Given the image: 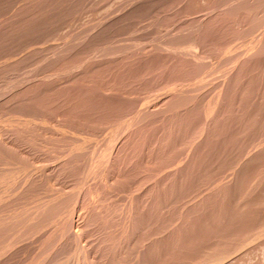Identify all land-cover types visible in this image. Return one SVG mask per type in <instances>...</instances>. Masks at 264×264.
<instances>
[{"label":"rangeland","instance_id":"rangeland-1","mask_svg":"<svg viewBox=\"0 0 264 264\" xmlns=\"http://www.w3.org/2000/svg\"><path fill=\"white\" fill-rule=\"evenodd\" d=\"M1 2H0V5L2 6V8L3 9H1L0 10V14H3L2 16L0 15V27H1V29H0V37L2 38H0V43H2V44H0V47H1V45L2 46H6L5 47V50L7 51V52H5V50H4V48L2 49V47L0 48V53H2V54H0V61L3 59V61L5 60L6 61V59L8 60V62L6 61H2V63H6V64H2V63H0V65L2 64L3 66H0V68H3V69H6V67H7V65H8V67H10L9 65L10 64H12L13 63V61H14V63L13 64H15V61H16V59L18 58V60H22V59H24V60H22V61H24V65H23V67H21L22 69H19L18 71H17V73H16V71H15V73L14 72H11V74L13 75V77H14V80H12L13 79V77H11L12 75L9 73L7 76L6 75H3V76H5V78L3 77V76H1V73L3 72H5L6 70H2V69H0L1 70V72H0V97H3V96H1V93H2V95H5L2 99H6V97L7 96H10V95H12V93H13V91L14 92H16V93H18L19 95H20V93H23V94H27L28 95V93H29V96L27 97V96H25V95H23V94H21L20 96H21V98H23L22 100H24L25 101V99L24 98H26V101H28V103L27 104H34L35 105V100L36 101H40V102H42L43 103V105H42V103H37L38 104V108L37 107H35V106H32V105H29V106H32V108H33V110L31 111V107L30 108H26L25 106L27 105H25L24 104V107L22 106L21 107V109H19L20 107L19 106H16V105H19V103L18 104H16V105H13L14 104V102H16L17 100H18V102H21V99H19L20 98V96H17L16 95V93H15V98H18V99H16L15 101H14V99H12V98H10V100H12L13 101V103H10V104H12V105H10L9 104V106H10V108L11 109H14L15 107H16V110H15V114L13 113H10V111H8V103H7V101H5V99H4V101H3V103H4V106H5V102H6V104H7V106L5 107V110H6V108H7V111L10 113H8L7 112V116H5V115H3V117H1L0 116V118H3V119H0V121H1V123H2V121H4V123H2V125H4L3 127H8V126H10V123H12L13 122V124L14 123H18V120L17 119H19V117H20V119L19 120H25L29 115H33L34 114V116L38 119V118H40V120H42V122H44L43 124H45L46 125V128H47V124H49V126H51V128H53V129H51L49 126V129L47 128V130H49V131H47V130H45L46 128L44 127V125L43 124H41V121H40V124H39V122H38V120L36 121V123H38V125L40 126H37L36 124H34L35 126H32V125H28V127H31L32 129H33V131H32V129H29V131H28V133L29 132H31L32 131V133H30V134H28V133H25V132H27V126H26V128H23V129H27L26 131H22L21 130V128H22V125H19V123L17 124H15V126L17 125V127H13V130H14V128H19L20 127V129H18V130H14L13 132H15V137L14 136H12L11 134H12V132H8V131H6V129H4L3 127H2V125H0V130L1 131H3L5 134H7V135H4L3 134V132H1L3 135H1L0 137H1V139L0 140H2V138L5 140L6 138L5 137H7V139L5 140V141H8V144H7V146L8 147H12V149H18V148H16L17 146L20 148V147H22V148H20V149H18L17 151H19V152H17V151H14V152H17V156L16 157H18V155H19V157L21 156V159L23 158V156H25L23 159H27L25 162H26V164H28V162H29V164L31 163V166L29 167V165H28V168H30L29 169V171L28 170H26V167H27V165H25L24 163H23V165H22V163H20L21 165H22V167H23V173H22V175H24V173H28V175L27 174H25V176H24V178H23V176L22 175H20V177L17 179V180H23V182L25 181L26 182V184L25 183H23L22 181V183H21V190H19L18 191V188H16V187H18V185L20 184V183H18V185H17V182H19V181H17L16 179H11L10 181H9V183H7L5 186H0V189H2V190H0V194L1 193H4L5 194V196H3V197H6L7 196V200H6V203L12 198V195H14L13 196V198L14 199H17L16 198V195H15V191H18V192H20L23 196H26L25 195V189H29L30 191H31V189L30 188H28V186L27 185H29L28 183L30 182L31 183V177H32V180L34 181V183H33V186L35 185V187H31V188H37V189H35V191H34V189H32L34 192H36L38 189V191H40V193L44 196L45 194H48L49 193V195L51 194V196H49L50 197V199L48 200H46V197L45 198H42L44 201L46 200V202L48 203V202H51L50 200H51V198H52V196H54V199H57V197H60V198H64L63 199V201H65V204L67 205V204H69V205H67L68 207H71V208H69V209H65V211H66V213H65V211L63 210V215H61L60 217H58V218H56V221H55V218H54V220H53V222L52 221H50V223L48 224V222H47V225H43V227L42 228H38L37 230H31L30 231V236L31 237H29V238H27V236L29 235V233L28 232H26L25 233V235L23 236V242H22V239L19 241V243L16 245V246H14L13 247V249L11 248L10 250H9V252H8V254H6V256L7 255H9L13 250H15L17 247L19 248V246L20 247H22V245H19V244H23L24 246H27V245H32V246H34V247H36V252H37V250H38V253H41V252H39L40 251V249L42 250V248H47L46 246L48 245L46 242L48 241L49 243H50V241L52 242L53 240H50V238L52 239V237H53V239L55 238V236H56V234H58L59 232H61L62 233V231H63V226H64V222L66 223V222H68L70 219H71V221H69V222H71L72 224H71V226H73L72 227V231L70 230V231H68L67 233H65V235L63 234V236H61L62 234H59L61 237H63L62 238V241L64 240V236H68L69 234H71L70 232H72L73 234H74V232H75V234H76V231L77 232H79L80 233V230H81V233L80 234H82L81 235V238H80V243H81V245H83L84 244V247L86 248V250H89V251H87V253L88 252H91V253H89V257L90 258H92V259H94V260H100L101 261V263H103L104 261H105V259H107V261H110V259L108 260V258H110L111 256H113L112 258L114 259V256H115V258H117V260L120 258V256H126V255H121L122 253H123V251H128V253H129V251H133V249H134V247L135 246H141V250H139L138 248H135V249H138V253H140V255L137 253V251L135 250V252H136V256L138 255V257H136V256H133V257H136V258H139L138 260H136L135 258H134V260L136 261V263H137V261L138 262H141V261H143V262H145V263H147V264H159L161 261V263L160 264H173V262H174V259H175V261H176V259H177V261L176 262H174V264L176 263H181L182 264V261H183V259L184 260H186V262L188 263L192 258L194 259V258H196L197 256L195 255V254H197V255H203V253L207 250L206 248L208 247V245H209V247L211 246V245H215V243L214 242H218V244H216L215 246V248L218 250L219 249V251H222V250H224V249H221L222 247L224 248V246L226 247V250H227V248H230V246L232 247V246H234L236 243H234V242H237V241H239V239H240V241H242L243 239H244V237H246V234H248V233H251V232H249V230H253V228H257L258 229V227H257V225H263V219H264V136L262 137V136H260L261 134L260 133H262L263 132V134H264V96H262V94L264 95V68H262V67H264V55L262 56H260V58H259V56H257V59H255L256 57V55H257V53H258V55H259V52H261L262 54H263V52H264V50H262L263 49V47H262V44H261V46L259 45V43H258V45L262 48H260L261 49V51H260V49L258 48L259 46L256 44L257 42H260L264 37H263V35H264V27L261 29L262 31H260V29L259 28H261L260 26H258V28H256L255 27V29H254V32L252 31L251 32V34H252V36H251V34L249 33H245L244 35H242L241 33H239L240 31L242 32L243 30H245V29H247V27H246V25H248V23H250L249 21H250V16L248 15V17H246V21H244V20H242L243 19V17H241V16H243L244 15V13H243V11H242V13H243V15H241L240 14V12L241 11H239V13H238V15L239 16H236L237 15V12L236 13H231V14H236L234 17H236V18H234L230 13L228 14V13H226L225 15H229V18H228V20L226 19L227 18V16L225 17V15H222V17H221V14H222V11H223V14H224V12H227V11H225L226 9H228V4H226V5H224L225 3H227V1L225 2V1H223V0H164L163 2H162V0H159L160 2H158L159 3V5H156L155 3H157L156 1H158V0H155V3H154V1L153 2H150V3H152L151 5H149V3H147L145 6L146 7H148V8H146L144 5L141 7V8H139V9H136L137 11V13H138V16H137V14H135V12H134V10H132V6H133V1L134 2H137V0H133V1H131L130 0V3H132V5L130 6V4H129V2H128V0H114V1H112V0H109V1H107V2H105V3H108L109 2V4L112 6H110L109 4H104L103 3V1H105V0H103L102 2H101V0H97V1H95V0H89V4H85L84 3V6L85 7H83V2H81V1H83V0H81V1H78V2H80V4H77L78 2L76 1V0H68V2H70L71 4H72V7H71V4L70 3H67V2H65L64 0L63 1H61V0H49L50 2H54V4L56 3V5L57 6H55L53 3V5L51 4V3H49L48 4V0H38V2H36L35 0H27V1H20L19 0V2H18V0H9L11 3L10 4H8L9 3V1L7 0H0ZM3 1L5 2L4 4H6V6L5 7H3L4 6V4H3ZM17 1V3H15ZM33 1H35L36 2V5H34V4H32V3H35V2H33ZM75 1H76V3H75ZM95 1V2H94ZM117 1H120V2H118V3H116ZM123 1H125V2H123ZM140 1H145V0H140ZM147 1V0H146ZM207 1H209V2H207ZM217 1H219V2H217ZM220 1H222L224 4L222 5V7H220L221 6V4H222V2H221V4H220ZM229 1V0H228ZM234 0H231V3L233 2ZM243 1V0H242ZM14 2V3H13ZM25 4V6H27V8L24 6V4ZM31 2V3H30ZM44 4H43V3ZM86 2H87V0H86ZM93 2H94V4H93ZM97 2H99L100 4H98ZM128 2V3H127ZM164 2H167V3H164ZM180 2V3H179ZM236 2V4H237V2L238 1H235ZM239 2H241L240 0H239ZM18 3H19V5H18ZM27 3H28V5H29V3H30V7L32 6V8L30 9L29 7H28V5H27ZM38 3H40V5L38 4ZM42 3V4H41ZM45 3H46V5L48 4V6L47 7H52L53 8V10H52V8H46V6H44L45 5ZM59 3V4H58ZM65 5H64V4ZM76 5H75V4ZM102 3H103V5H102ZM114 5H113V4ZM121 3H122V5H121ZM124 3H127V5L126 4H124ZM139 3V2H138ZM160 3H161V5H160ZM229 3V2H228ZM14 4V7H11L12 5ZM32 4V5H31ZM38 4V5H37ZM60 4H62V5H64L65 7H67L66 8V12L64 11V6H62V5H60ZM70 4V5H69ZM97 4H98V6H97ZM125 6H127L126 8H127V10H126V8L125 9H122V6H123V8H124V5ZM128 4H129V6H128ZM134 4H136V3H134ZM162 4H164V5H162ZM178 4V5H177ZM211 4L213 5V6H211ZM216 4V5H215ZM220 4V5H219ZM230 4V3H229ZM232 4H234L235 5V3H232ZM231 4V5H232ZM23 7H22V6ZM41 5H43V6H41ZM73 5H75L74 7H73ZM79 7H78V6ZM106 5H108V7L106 8L105 6ZM117 5H120L119 6V10H118V8H117ZM152 5L154 6V7H152ZM169 5V6H168ZM193 5V6H192ZM219 5V6H218ZM0 6V7H1ZM8 6V7H7ZM37 6V7H36ZM40 6V7H39ZM61 6V7H60ZM77 6V7H76ZM86 6H87V10H85L84 11V9H86ZM89 6V7H88ZM93 6H96L97 8H99V9H97L96 7H93ZM103 6V7H102ZM159 8H158V7ZM172 6V7H171ZM17 7L19 8V7H22L23 9H24V7H25V9H27L26 11H25V9L23 10V9H21L20 8V10H21V15H22V17H21V15H20V11L17 9ZM42 7V10L40 9V10H37V9H39V8H41ZM44 7V8H43ZM61 9V10H63L62 12L64 13V14H66V13H68V12H70L72 15L74 14V16H72L71 14H70V16H65L62 12H61V10L59 9V8ZM63 7V8H62ZM90 7H93L92 8V11L93 10H95L94 8H96V12L95 11H93V12H95V13H91V15H90V12H92V11H90L89 9H90ZM129 7V8H128ZM151 7V8H150ZM156 7V8H155ZM163 7V8H162ZM213 7H215V8H213ZM216 7H217V10H216ZM223 7H224V9H223ZM14 8H16L15 9V11L13 10ZM34 8V9H33ZM58 11V9H59V11L58 12H60V13H58L59 15H57V13H56V18H58L57 16H59V18H63V17H67L69 20H67V19H65V18H63L62 20L64 21V23H61L60 22V26L58 25V20H59V18L57 19V21H55V17H54V15L51 17L49 14H48V16H50V18H53L54 17V19L52 20L53 21V23H54V21H55V25L57 24L58 25V27H57V29L59 30H62V31H58L57 29H56V26H54V24L53 23H51L52 21H51V19H50V24L48 23V25H47V20H48V16H47V11L49 12V13H51V12H53L55 9ZM82 8H83V10H82ZM89 8V9H88ZM121 8V9H120ZM143 8V9H142ZM145 8H146V10H145ZM207 8V9H206ZM210 8L213 10H211L210 11ZM226 8V9H225ZM5 9V10H4ZM46 11H45V10ZM80 11H79V10ZM113 9H117L116 11L115 10H113ZM147 9H149V11L147 10ZM154 9V10H153ZM156 9V10H155ZM203 9V10H202ZM220 9H223V10H221V12L220 11H218V10H220ZM9 10V12H7ZM29 10V11H28ZM32 10V11H31ZM36 10V11H35ZM55 10V11H56ZM67 10H68V12H67ZM99 10H100V13H98L99 12ZM106 10V11H105ZM109 10V11H108ZM129 10V12H130V10H131V13H129V12H127ZM141 12H140V11ZM162 10H164V11H162ZM194 10V11H193ZM196 10V11H195ZM214 10H216V11H214ZM5 11V12H4ZM16 11L18 12L19 11V14L18 13H16ZM25 11V12H24ZM33 12V14L31 13V12ZM37 11H39V12H37ZM43 11V12H42ZM55 11H54V13H55ZM56 11V12H57ZM84 11V12H83ZM86 11L88 12V13H86ZM90 11V12H89ZM102 11V12H101ZM108 11V12H107ZM115 11V12H114ZM121 11V12H120ZM123 11H125V13L123 12ZM145 11V12H144ZM151 11V12H150ZM199 11V12H198ZM207 11V12H206ZM12 12V13H11ZM15 12V13H14ZM23 12H24V14H23ZM32 14H30V13ZM44 13V14H42V13ZM80 12H81V14H80ZM82 12H83V15H82ZM110 12H111V14H110ZM117 12H119V14L117 13ZM142 12H144V13H142ZM150 12V13H149ZM154 12V13H153ZM157 12V14L156 15H153V14H155ZM177 12V13H176ZM217 12H219V13H217ZM5 13H7V14H5ZM10 13V14H9ZM54 13H51V14H54ZM63 14L61 17H60V14ZM78 13V14H77ZM112 13H113V18H117L118 16H121V15H124V14H130V16L129 15H127V20L125 19L126 17H124L123 19L125 20H123V21H121V20H119V21H121V23H123L124 22V24H122V26H120V22L118 21V23H120L119 24V29H118V25L117 26H114L115 24H113V26L114 27H110V30H108L107 32H109V31H111V33H110V35L106 32L104 35H102L100 38L102 39V37L104 36V38H103V41H101V39L99 40V38L98 37H96V39L95 40H99V41H101V47H100V50H98L97 48V52H99V51H101L102 49H104V47L102 48V44H104L103 46H105V47H109V49H110V47H111V49L110 50H112V51H114L113 50V47H114V49H116V52L118 51V49H120L119 48V46L121 47L122 45H123V47L122 48H124L125 46V50L123 49V51L121 52V50L120 51H118L117 52V54H116V52H112V51H107L106 52V54H108L106 57H105V55L103 56V55H101L100 53H96V54H98L99 56H97L96 54H93V53H95L94 51H93V53H91L90 55H91V57H93V59L91 58V57H89L88 55H87V57H89V59L88 60H86V55H84V58L85 59H81V58H83V55L82 54H85V53H82V52H80V50H79V52H78V50H77V48L79 49V48H81L82 50H83V47H86L85 46V43L87 42V40L89 39V38H87V36L88 37H90L93 33L95 34V29L97 30V28H98V26H95V28H94V31H93V33H92V30H90V27L88 28L89 29V31L92 33H90L89 31V34L87 33V30H85L86 28L85 27H87L89 24H92V22L95 24V19H96V22H97V24L96 25H99L98 24V22H100V26L99 27H101V21L102 20H104V18L105 17H107L108 16V19L107 20H105V21H111V20H113V19H110L112 16ZM143 15H142V14ZM147 13V14H146ZM164 15H163V14ZM190 13V14H189ZM207 13V14H206ZM221 13V14H220ZM5 14V15H4ZM10 16H12V14H15V16H14V18H12V17H10ZM16 14H17V16H16ZM26 14V15H25ZM36 14H38L39 16L38 17H36L37 15ZM75 14H77L76 16H75ZM90 16H89V15ZM97 14V15H96ZM101 14V16H99V15ZM103 14V15H102ZM110 14V15H109ZM118 14V15H117ZM121 14V15H120ZM140 14H141V17H140ZM169 14V15H168ZM6 15H8L9 17H8V19H10V20H8L7 22H6V18H7V16ZM25 15V17L26 18H23V16ZM33 17L34 16V21L33 20H31L30 18H31V16ZM43 15L45 16L46 15V21L43 19ZM66 15H69V13L68 14H66ZM97 17H96V16ZM146 15V16H145ZM175 15L177 16V17H175ZM189 15V16H188ZM194 15H196V16H194ZM206 15V16H205ZM208 15V16H207ZM212 15V16H211ZM246 15V14H245ZM245 15H244V18H245ZM84 17V19L82 18V17ZM90 18H89V17ZM103 16H105V17H103ZM109 16H111V17H109ZM152 16H154V17H152ZM162 16V17H161ZM202 16V17H201ZM218 16V17H217ZM247 16V15H246ZM6 17V18H5ZM29 17V19H27ZM40 17H41V19H40ZM122 17V16H121ZM130 17H133V18H130ZM136 17V18H135ZM158 17V18H157ZM174 17H175V19H174ZM196 17V18H195ZM221 17V18H220ZM223 17H225V18H223ZM237 17H238V19L239 20H237ZM17 18H19V19H17ZM22 18V19H21ZM38 18V19H37ZM74 18V19H73ZM91 18H93L94 19V21H93V19H91ZM103 18V19H102ZM141 18V19H140ZM144 18H145V20H144ZM157 18V19H156ZM170 18V19H169ZM182 18V19H181ZM185 18V19H184ZM210 18V19H209ZM212 18V19H211ZM220 18V19H219ZM226 19L227 20V24L226 23H224V25H223V22H224V20L222 21L221 19ZM2 19V20H1ZM14 19V20H13ZM16 19V20H15ZM22 20V22H24V24L26 25V26H23V25H21V23H20V25L21 26H19V22ZM29 22V24H28V22H27V24L25 23L26 22V20ZM35 19H36V21H35ZM88 19V20H87ZM99 19H101L100 21H98ZM122 19V18H121ZM132 19L133 20H135V21H132ZM144 21H143V20ZM166 19L167 20H169V21H166ZM181 19V20H180ZM191 19V20H190ZM199 19V20H198ZM215 20V22L217 23V24H219V25H217L215 22H214V20ZM234 19V20H233ZM243 22H245V23H243V25H242V21ZM4 20H5V22H4ZM17 20H20V21H17ZM24 20V21H23ZM30 20H31V22H30ZM40 22H39V21ZM61 20V21H62ZM66 20V21H65ZM86 20V21H85ZM90 20V21H89ZM91 20H92V22H91ZM129 20V21H128ZM131 20V21H130ZM136 20H137V22H136ZM140 20L142 21V22H140ZM177 22H176V21ZM187 20H189V21H187ZM221 20V21H220ZM226 20H225V22H226ZM230 20V21H229ZM43 21H44V23L46 22V29L44 28L45 26L42 24V26H41V24L40 23H43ZM60 21V20H59ZM71 21L72 22H74L73 24H71ZM78 21H80V23H78ZM88 22V24L87 23H85V22ZM127 21V22H126ZM164 21V22H163ZM172 21V22H171ZM174 21V22H173ZM187 21V22H186ZM192 21H194V22H196L195 24H194V22H192ZM200 21V22H199ZM218 21V22H217ZM219 21H220V23H219ZM231 21H233L232 23H231ZM234 21H238V23H239V21H240V24H238V26L236 25L237 23H235ZM263 21V23L262 24H264V20H262ZM1 22H3V23H1ZM10 22H11V24H12V26H13V24L15 23V22H18V23H16V24H18V25H16V24H14V26L12 27L11 26V24H10ZM12 22H14V23H12ZM35 22V23H34ZM38 22V23H37ZM49 22V21H48ZM57 22V23H56ZM108 22H103L104 24H106V23H108ZM129 22H132L131 23V25H133V26H131L130 24H129ZM154 22V23H153ZM158 23V26H157V23ZM168 22V23H167ZM170 22V23H169ZM203 22V23H202ZM204 22H205V25L206 26H208V24L209 25H212V27L211 26H209L208 28H209V30L207 31V30H205V28H203L202 29V27H204ZM206 22H209V23H206ZM211 22H212V24H211ZM4 23H5V25H4ZM33 23H34V25H33ZM37 23V27L35 26V24ZM102 23V26L104 25ZM115 23H117V22H115ZM128 23V25H126ZM154 24V25H152V24ZM162 23V24H161ZM198 23V24H197ZM214 23V24H213ZM222 23V24H221ZM229 23H230V25H229ZM7 24V25H6ZM10 24V25H9ZM38 24H40V26L38 25ZM62 24V25H61ZM63 24H64V26L66 25H69V26H67V28H66V26L64 27L63 26ZM75 24V25H74ZM76 24L78 25V26H76ZM81 24H82V26H81ZM83 24H85V25H83ZM93 24V25H94ZM146 26H145V25ZM156 24V25H155ZM161 24V25H160ZM179 24H180V27H179ZM185 24V25H184ZM193 24H194V26H193ZM261 23H260V25H262ZM3 25H4V28L6 29V31H5V29H3L2 27H3ZM28 25H31L30 27L28 26ZM50 25H53V27L55 28V30L53 31V30H49V28L51 27ZM93 25H92V27H93ZM142 25V26H141ZM167 25V26H166ZM174 25H176V26H174ZM197 25V26H196ZM201 25V26H200ZM203 25V26H202ZM213 25H215V26H213ZM240 25V26H239ZM7 26V27H6ZM17 26H18V28H17ZM23 26V28H21ZM35 26V28H33ZM41 28L40 29V31H39V27ZM75 26V27H74ZM79 26H81V27H79ZM84 26V27H83ZM123 26H124V28H123ZM129 28V30H128V28ZM144 26H145V29H144ZM155 26V27H154ZM163 26V27H162ZM166 26V27H165ZM192 26V27H191ZM199 26V27H198ZM217 26V27H216ZM223 26V27H222ZM242 26V27H241ZM10 27V28H9ZM16 27V29H14ZM25 27H27L26 29H27V31H26V29H24ZM53 27H51V29L53 28ZM62 27H64V28H66L67 29V31H69V32H67V31H65L66 29H64V28H62ZM69 27V28H68ZM79 27V28H78ZM82 27L83 28H85L84 30H81L82 29ZM92 27H91V29H92ZM97 27V28H96ZM117 27V28H116ZM133 27V28H132ZM161 27V28H160ZM186 27V28H185ZM214 27V28H213ZM222 27V28H221ZM246 27V28H245ZM9 28V29H8ZM30 28L32 29V30H30ZM37 28H38V31H36L37 30ZM47 28H48V30H47ZM53 28V29H54ZM75 28H77V29H75ZM102 28V27H101ZM120 28L121 29H123V30H120ZM125 28H126V30H125ZM130 28H132V29H130ZM137 30V29H140V30H138V32L135 30V29ZM157 28V29H156ZM167 28V30H165ZM172 28V29H171ZM188 28V29H187ZM190 28H191V33H190ZM192 28H196L195 30H197V31H199V33L197 32V31H195L194 29H192ZM201 30H199V29ZM207 27H206V29H208ZM210 28H212V29H210ZM227 28V29H226ZM229 28V29H228ZM235 28V29H234ZM240 28V29H239ZM11 29H14V31H16V33L15 32H13V30H11ZM43 29H45L46 30V32L47 31H51V33L53 34V32L55 33V34H53V39H48V38H51V33H50V36H49V34L48 33H46V32H43ZM73 29H74V31H76V30H78V31H80V33L81 32H83V31H85L86 33H85V36H83V34H81L80 36H81V40H80V38H73V36H72V34L74 35V36H77V34L75 35V32H72L73 31ZM80 29V30H79ZM172 30V31H170V30ZM180 29V30H179ZM186 31H185V30ZM231 29H233V30H231ZM239 29V30H238ZM3 30H4V32H3ZM11 30V31H10ZM21 30V31H20ZM27 33V34H24L25 32ZM72 30V31H71ZM98 30H99V28H98ZM114 30V31H113ZM127 30H128V32H127ZM157 30H158V33L157 34H155L154 32H157ZM169 30V31H168ZM194 30V31H193ZM228 30V31H227ZM255 30L257 31L256 33H255ZM2 31V32H1ZM8 31V32H7ZM53 31V32H52ZM99 31H101V30H99ZM99 31H97V33L99 32ZM116 31H118V32H116ZM122 31H123V33H122ZM126 31V32H125ZM135 31V32H134ZM146 31V32H145ZM178 31V32H177ZM205 31H207L206 33H205ZM232 33H231V32ZM236 31L238 32V35H237V33H236ZM5 32H7V33H9L8 35H6L7 33H5ZM12 32H13V34H12ZM32 32V33H31ZM57 32V33H56ZM72 32V33H71ZM113 32H116V33H113ZM132 32H134V33H132ZM153 34H151V33ZM160 32V33H159ZM161 32H162V34H161ZM203 32V33H202ZM222 32V33H221ZM226 32H228V33H226ZM261 32V33H260ZM5 33V34H4ZM31 33V34H30ZM62 33H63V35L65 34V36L64 37H62L63 35H62ZM68 33H69V35H68ZM76 33H78L77 31H76ZM117 33L118 34H120V38H123V39H121L120 40V38L119 37H117L118 35H117ZM124 33H126L124 36H123V34ZM131 33V34H130ZM166 33V34H165ZM168 33H170V34H168ZM188 33H190V35L191 34H193V36H192V38H193V41L195 40V38H194V36H197V37H199L198 39H196V41L198 42H196V41H194L195 43H197L193 48L194 49H191L190 50V52L189 53H191V54H189V55H191V56H189L188 54L186 55V53H184V52H186L184 49H182V52L180 51V53H184V56L183 57H181L180 58V56H182V54H180L179 53V50L180 49H171V50H173L172 52H171V55H170V53H169V50H170V47H167L166 46V44H165V40H166V38L169 40V39H171L172 37H176V35H180L181 36V34L184 36V35H187ZM201 33V34H200ZM206 35H205V34ZM234 33H236V35H237V37L235 36V34ZM262 34V36L261 35H259V34ZM15 34H18L19 36H17V35H15ZM31 36H30V35ZM34 35V37H33V39L37 42H35L33 39H32V36ZM47 34H48V36H47ZM93 34V35H94ZM113 34V35H112ZM117 36H116V35ZM151 34V35H150ZM160 34V35H159ZM165 34V35H164ZM172 34V35H171ZM195 34V35H194ZM199 34V35H198ZM219 34V35H218ZM3 35H5V36H3ZM27 35H29V36H27ZM66 35H67V37H66ZM72 37H71V36ZM78 35H79V33H78ZM87 35V36H86ZM110 37H109V36ZM121 35H122V37H121ZM134 35V36H133ZM146 35H148V37H150V38H148ZM155 35H158V36H156L155 37ZM167 35V36H166ZM170 35V36H169ZM189 35V34H188ZM203 35V36H202ZM212 35V36H211ZM215 35H218L217 37L215 36ZM224 37H223V36ZM230 35V36H229ZM232 35H234V36H232ZM256 35H258V36H256ZM17 36V37H16ZM21 36H22V39H18V38H21ZM26 36V37H25ZM46 36V38L47 39H45V41L47 40V43L46 42H44L43 43V41H44V37ZM60 36V37H59ZM112 36V37H111ZM115 36V37H114ZM148 38H146V37ZM154 36V37H153ZM161 36V37H160ZM200 36H202V37H200ZM220 36V37H219ZM242 36V37H241ZM246 36V37H245ZM255 38H254V37ZM6 37V38H5ZM25 37V38H24ZM41 39H40V38ZM43 37V38H42ZM55 37V38H54ZM77 37H79V36H77ZM86 38V40H85V38ZM114 37V38H113ZM160 37V38H159ZM164 37H165V39H164ZM196 37V38H197ZM232 37H234V38H232ZM241 37V38H240ZM247 37H250V38H247ZM259 37H261V38H258ZM11 38V39H10ZM26 39V41L24 40V39ZM31 38V39H30ZM38 38L40 39V40H43V41H40L39 42V40H38ZM59 38V39H58ZM60 38H62V40L60 39ZM67 38V40L68 41H66L65 39ZM84 38V39H83ZM113 38L114 39V41H113V39L111 40V39ZM119 39L118 40V42H116L115 43V40L116 39ZM126 38V39H125ZM151 38H152V40H151ZM176 38H178V37H176ZM175 38V39H176ZM200 38H202L201 40L202 41H204L203 43L201 42V41H199L200 40ZM219 38V39H218ZM226 38V39H225ZM236 38V39H235ZM254 38V39H253ZM3 39H4V41H5V43H4V41H3ZM6 39V40H5ZM8 39V40H7ZM14 39V40H13ZM28 39V40H27ZM64 39V40H63ZM74 39V40H73ZM75 39H77V41L75 40ZM105 39V40H104ZM108 39V40H107ZM140 39V40H139ZM156 39H158V40H156ZM162 39V40H161ZM172 39H174V38H172ZM205 39V40H204ZM208 39V40H207ZM228 39H230L229 41H231V40H233V42L231 41L230 43H231V45H230V47L229 46H227V43L225 44V42H228V45L230 44L229 43V41H226V40H228ZM234 39H235V42H234ZM241 39V40H240ZM255 39H256V41H255ZM261 39V40H260ZM2 40V41H1ZM15 40H17V41H15ZM30 40V41H29ZM56 40V41H55ZM69 40H71L70 41V43H69ZM86 42H85V41ZM147 40H150V41H147ZM157 42H159V43H161V45L159 44V47L161 48H156V46H158V42L157 43H155V41ZM223 42V45H222V42ZM252 40H254L255 42H253V44L251 43L252 42ZM258 40V41H257ZM12 41H14V43L12 42ZM19 41H21L20 43H23L24 45L25 44H28V45H25L26 47H24L23 46V44L21 45L20 43H19ZM51 41V42H50ZM61 41H63V42H61ZM65 41V42H64ZM75 41V42H74ZM89 41V40H88ZM104 41H106V42H104ZM110 41V42H109ZM114 43H112V42ZM117 41V40H116ZM155 44L154 46H153V44H152V42ZM170 41V40H169ZM211 41V42H210ZM218 41H219V43H218ZM241 41V42H240ZM243 41V42H242ZM249 43H247V42ZM8 42V43H7ZM16 42V43H15ZM30 42V43H29ZM33 42V43H32ZM39 42V43H38ZM50 42V43H49ZM53 42V43H52ZM54 42H56V43H54ZM59 44H58V43ZM61 42V43H60ZM72 42V43H71ZM79 42V43H78ZM80 42H81V44H80ZM85 42V43H84ZM163 42V43H162ZM34 43H36L35 45H33ZM65 43V44H64ZM75 43V44H74ZM77 43H78V45H77ZM88 43V42H87ZM109 43V45H107ZM111 43V44H110ZM117 43H119V44H117ZM133 43V44H132ZM139 43V44H138ZM199 43H202L203 45H201V44H199ZM215 45L214 47H217V48H214L213 49V45ZM10 44V46H9V48H8V46L7 45H9ZM16 45V46H14V45ZM17 44H19L18 46H17ZM31 46H30V45ZM40 44H41V46H43V48L45 49H43V48H41V46H40ZM47 44L49 45L48 46V48L46 47L47 46ZM50 44L52 45V44H56L57 46H59V47H57L56 45L54 46L53 45V49H52V47H50ZM69 44V45H68ZM106 44V45H105ZM127 44H129V45H131V46H127ZM145 44V45H144ZM164 44V45H163ZM206 46H205V45ZM219 44V45H218ZM225 44V45H224ZM235 44H236V46H238L239 44H240V49H241V47H242V50H243V53H242V50L240 51V49L238 48V47H236L235 46ZM244 45V46H242V45ZM245 44H247V45H249L248 47H251V48H248L247 47V45L245 46ZM39 45V47H37ZM46 45V46H45ZM63 46V45H66V47L69 49H67V48H64L65 46H63V47H61V46ZM82 45H83V47H82ZM87 45V44H86ZM113 47H112V46ZM118 45V46H117ZM133 45H135V46H133ZM142 45V46H141ZM220 45H222V46H220ZM233 45H234V47H233ZM251 45V46H250ZM258 46V47H256V48H258V49H254L255 47H253V46ZM12 46V47H11ZM22 46V47H21ZM34 46V47H33ZM72 46H74V47H72L73 48V50H71L72 48L71 47ZM75 46H77V47H75ZM87 46H89V45H87ZM115 46L118 48H115ZM138 46V47H137ZM164 46V47H163ZM210 48H209V47ZM231 46L233 47L232 49H231ZM10 47H11V49H10ZM17 49V48H19V49H15V48ZM28 47V48H27ZM32 48L31 50H30V48ZM107 47V48H108ZM129 47H133V49H131V48H129ZM140 47V48H139ZM144 47V48H143ZM154 47V48H153ZM185 47V46H184ZM184 47H181V48H184ZM187 47V46H186ZM205 47V48H204ZM213 49L211 52L212 53H210V51H208L209 49ZM221 47V48H220ZM224 47V48H223ZM245 47H247L249 50V53H251V54H248L247 52V50L245 49ZM14 50H13V49ZM23 50H22V49ZM26 50H25V49ZM65 49V50H67L66 52H65V50H64V52H62L61 53V51H63L62 49ZM71 48V49H70ZM94 47H92V49H93ZM102 48V49H101ZM129 50H128V49ZM138 48V49H137ZM143 48V49H142ZM200 48V49H199ZM208 50H207V49ZM244 48V49H243ZM253 48V49H252ZM1 49H2V51H1ZM8 49V50H7ZM21 49V50H20ZM30 51H29V50ZM36 49H40V51L39 50H36ZM43 49V50H42ZM55 49V52L53 51ZM84 49H86V48H84ZM108 49V50H109ZM157 49V50H156ZM218 49V50H217ZM221 51H220V50ZM224 49V50H223ZM226 49V50H225ZM251 49V50H250ZM9 50H11V52L14 54L15 53V57L12 55V53L9 51ZM25 50V51H24ZM36 51L37 53H35V52H33V51ZM49 52H48V51ZM57 50V51H56ZM58 50H61L60 51V53H56V52H58ZM105 50H107V49H105ZM143 50V51H142ZM159 50H161L162 51V53H160L159 54V52H161V51H159ZM168 50V51H167ZM170 50V51H171ZM184 50V51H183ZM196 50V51H195ZM199 50H200V53H199ZM218 51V53L219 52H222V54L224 53V55H222V57H218V55L217 54H215V55H213V53H214V51ZM223 50V51H222ZM228 50V51H227ZM230 50L232 51V53L230 52ZM239 51V53H241L239 56H238V51ZM244 50H245V52H244ZM16 51V52H15ZM23 51V52H22ZM45 51V52H44ZM48 53H47V52ZM84 51V50H83ZM103 51V53H104V50H102ZM101 51V52H102ZM131 51V52H130ZM157 51V52H156ZM165 51H167L168 53H166V56L164 57V53L163 52H165ZM178 52V54H180V56H178V54H177V52ZM193 53H192V52ZM202 51V52H201ZM216 51V52H217ZM224 51H226V53L224 52ZM237 53H236V52ZM251 51V52H250ZM256 52V53H254V52ZM259 51V52H258ZM26 52V55L24 54ZM41 52V53H40ZM51 52V53H50ZM69 52V53H68ZM72 52V53H71ZM85 52V51H84ZM109 52V53H108ZM126 52V53H125ZM134 52V53H133ZM149 52V53H148ZM152 52H154L153 54H152ZM174 52V53H173ZM196 52V53H195ZM210 54H209V53ZM228 52V53H227ZM3 53L5 54V55H3ZM11 53V54H10ZM16 53H18V54H16ZM35 53V56L36 57H38V53L40 54V57H38L39 58V61H40V58L42 57V55H44V53H45V59H42L41 58V61H43V62H39L38 61V58H36V57H34L33 56V54ZM50 53V54H49ZM57 55H56V54ZM67 54V55H64V54ZM73 53H75V55H76V57L77 58H79L80 56H82L80 59L82 60V61H80V59H77V60H79L80 61V67H79V61H78V64H76L77 63V61H76V58H75V60H74V56L73 57H71L72 56V54ZM102 53V54H103ZM112 53V54H111ZM136 53V54H135ZM138 53V54H137ZM141 53V54H140ZM197 53H199L198 55H199V58H198V55H196ZM204 54V57H206L205 58V61H204V59H203V55L201 56L200 54ZM229 53H231V54H229ZM245 53V54H244ZM247 53V54H246ZM23 54V55H22ZM30 54V55H29ZM110 54V55H109ZM114 54V55H113ZM157 54V55H156ZM255 54V56H253L252 57V55H254ZM1 55H3V56H1ZM9 55V56H8ZM27 55L29 56V58L27 57ZM47 55V56H46ZM49 55V56H48ZM63 55V56H62ZM95 55V56H94ZM133 55V56H132ZM143 55V56H142ZM177 55V56H176ZM228 56V55H230L229 57H226V56ZM235 56V55H237L238 57H236L235 56V58L234 57H232V56ZM7 56V57H6ZM11 56H12V60H11ZM21 56V57H20ZM22 56H25V57H22ZM52 58H56V60H54V59H52L53 61H51V57ZM54 56V57H53ZM57 56H58V59L60 58V60L58 61V59H57ZM105 57V58H103V57ZM111 56V57H110ZM139 56V57H138ZM148 56V57H147ZM185 56H188L187 58H184ZM197 56V57H196ZM208 56H211V57H209L208 58ZM224 56H225V59H230V60H228V62H227V60H226V62H223L225 59H224ZM243 58V56L244 57H246V58H243L245 61H243V62H245L244 64H243V62H242V66L244 67V65H245V67H244V69L242 68V66L240 65L239 66V64H240V62L243 60L241 57ZM247 56L248 57H252V59L251 58H247ZM2 57H4V58H2ZM17 57V58H16ZM19 57H20V59H19ZM47 57H49V58H47ZM64 57V58H63ZM65 57H67V58H69V57H71V59H70V61H69V59L68 60H66L67 58H65ZM95 57V58H94ZM96 57H98V59H96ZM159 57V58H158ZM194 58V57H196V58H194V59H191V58ZM201 57V58H200ZM231 57L233 58V60L231 59ZM255 57V58H254ZM9 58V59H8ZM26 58V59H25ZM28 58V59H27ZM30 58H31V61L32 60H34L35 58L37 59V60H34V62L32 61H30ZM33 58V59H32ZM73 58V59H72ZM106 58H108V59H106ZM111 58V59H110ZM182 58H183V61H181L182 60ZM190 58V59H189ZM198 58V59H197ZM236 58H237V61H236ZM242 60H241V59ZM254 58V59H253ZM48 59V60H47ZM63 59V60H62ZM94 59L96 60V61H98L97 63L96 62H93L94 61ZM100 59H103V60H101L100 61ZM107 61H106V60ZM118 59V60H117ZM133 59V60H132ZM137 59H139V60H137ZM165 59V60H164ZM198 60L197 61V63H196V61L195 60ZM222 60V64L224 65H222L221 64V61H219V60ZM249 59H251V60H249ZM17 60V63L18 62H20V61H18ZM28 62H27V61ZM62 60V61H61ZM73 60V61H72ZM93 60V61H92ZM111 60V61H110ZM127 60V61H126ZM144 60H146V61H144ZM148 60V61H147ZM190 60V61H189ZM194 60V61H193ZM203 60V61H202ZM236 62H235V61ZM239 60V61H238ZM247 60H249V61H247ZM254 60V61H253ZM256 60V61H255ZM9 61H12L11 63H9ZM37 61V62H36ZM47 61V63H48V61H51V62H49V64H51V65H49V64H47V63H45ZM54 61H56V63L54 62ZM57 61H58V63H57ZM64 61H66V63H64ZM68 61V62H67ZM73 63H75V64H73ZM99 61H100V64L98 65V63H99ZM107 63H106V62ZM133 61H134V63H133ZM158 61V62H157ZM170 61V62H169ZM178 63H176V62ZM180 62V65H179V62ZM186 61V62H185ZM189 63H188V62ZM218 61V62H217ZM234 61V63H232ZM247 61V62H246ZM252 61V62H251ZM28 63V64H26V63ZM30 62V63H29ZM84 62V63H83ZM88 62V63H87ZM105 62V63H104ZM128 62V63H127ZM142 62V63H141ZM153 62V63H152ZM184 62V66L186 67V69L184 68V66L183 65H181V63H183ZM193 62H195L196 64H197V69L195 68V66L193 67ZM202 62V63H201ZM215 62V63H214ZM232 64H231V63ZM263 62V63H262ZM7 63H9V64H7ZM33 63V64H32ZM55 63V64H54ZM81 63H83L82 64V66H81ZM173 63V64H172ZM225 63V64H224ZM262 63V64H261ZM12 64V65H13ZM35 64V65H34ZM36 64L38 65V64H40V66L38 67L39 69L41 68L42 70V72L38 69V68H33L34 66H36ZM64 64H66L65 65V70H64ZM70 65V64H73L74 66L72 67V66H70V68L72 67V71H71V69L69 68V66L68 65ZM91 64H94V65H91ZM113 64V65H112ZM139 64V65H138ZM161 64V65H160ZM205 65L203 68H201V69H199L198 68V65ZM209 64V65H208ZM221 64V65H220ZM227 64H230V66L228 65V66H226ZM6 65V66H5ZM28 65H33V67H30V68H28L29 66ZM41 65H43V67L41 66ZM48 65V66H47ZM56 65V66H55ZM78 65V68L77 69H79V70H76V66ZM84 65V66H83ZM91 65V66H90ZM97 65V66H96ZM101 65V66H100ZM166 65V66H165ZM195 65V64H194ZM208 65V66H207ZM212 65H213V67H212ZM217 65V66H216ZM232 65V66H231ZM235 65V66H234ZM28 66V67H27ZM45 66V67H44ZM66 66H68V67H66ZM86 66V67H85ZM93 66V67H92ZM100 66V68H101V71H100V68H98ZM103 66V67H102ZM132 66V67H131ZM158 66L160 67V66H162V67H160V68H158ZM173 66V67H172ZM178 66V67H177ZM215 66V67H214ZM240 67V68H242V70L239 68V69H237V67ZM248 68H247V67ZM260 68H259V67ZM24 67H26L28 70H30V71H27V69L26 68H24ZM47 67V68H46ZM53 69H52V68ZM55 67V68H54ZM57 67H58V69H57ZM59 67H61V69H62V73L60 72V68ZM74 67H75V70H73L74 69ZM82 67V68H81ZM85 67V68H84ZM92 68V69H90V70H88L89 68ZM123 67V68H122ZM128 67H129V69H128ZM142 69H141V68ZM181 69H180V68ZM190 67H192V68H194V71L191 73L192 74V76H191V74H190V72L192 71V68H190ZM209 67H211V68H209ZM229 67V68H228ZM232 69H231V68ZM234 67V68H233ZM44 68V69H43ZM48 68H49V70L50 69H52L53 70V73L51 72V70L49 71L48 70ZM68 68V69H67ZM96 69L95 70V72H94V70L93 69ZM113 68V69H112ZM162 68V69H161ZM178 68H179V70H178ZM206 68V69H205ZM223 68H225V70L228 68L229 69V72L227 73ZM23 69H24V71H23ZM33 69V70H32ZM35 69V70H34ZM38 69V70H37ZM47 69V70H46ZM67 69V70H66ZM115 69V70H114ZM128 69V70H127ZM155 69V70H154ZM157 69V70H156ZM174 69V70H173ZM184 69V70H183ZM188 69H190V70H188ZM253 69V70H252ZM26 70V71H25ZM32 70V71H31ZM45 72H47V73H45ZM55 70V71H54ZM57 70V71H56ZM59 70V71H58ZM68 70H70V71H68ZM80 70H81V72H80ZM86 70H88V71H86ZM112 70V71H111ZM122 70V71H121ZM125 70V71H124ZM138 70V71H137ZM154 70V71H153ZM176 70V71H175ZM183 70V71H182ZM196 70V71H195ZM214 70V71H213ZM216 70V71H215ZM231 70V71H230ZM239 70H241L242 72H240L239 73ZM249 70H250V72H249ZM260 70V71H259ZM34 71H36V73L34 72ZM40 71V72H39ZM48 71L50 72V73H48ZM79 71V72H78ZM83 71H85V72H87L86 74H85V72H83ZM130 71H131V73H130ZM173 71V72H172ZM179 73H178V72ZM181 71V72H180ZM197 71H198V73H197ZM200 71V72H199ZM219 73H218V72ZM223 71V72H222ZM235 71V72H234ZM237 71H238V73H237ZM19 72H22L21 73V76H22V78H21V76H20V73ZM24 72H30V73H27L28 74V76H27V74L25 73V74H23ZM34 72V73H33ZM55 72V73H54ZM65 72H66V74H68L67 76H66V74H65ZM76 72H78V73H76ZM82 72L84 73V74H82ZM93 72H94V75L95 76H93ZM133 72V73H132ZM152 72H153V77L152 76H149V75H152ZM156 72V73H155ZM163 72H164V74H163ZM172 72V73H171ZM186 72V73H185ZM201 72H203V73H201ZM222 72V73H221ZM225 72V74H223ZM33 73V74H32ZM38 73V74H37ZM41 73V75H43V76H41V75H39ZM52 73V74H51ZM60 73H61V76H60ZM76 73V74H75ZM91 73V74H90ZM100 73V74H99ZM174 73V74H173ZM186 74V76L188 75V77L191 79L190 81H189V79H187L186 78V76L183 78V76ZM221 73V74H220ZM226 73H227V75H226ZM17 74H18V76H17ZM56 74V75H55ZM59 74V76L60 77H63L62 79H58V75ZM63 74V75H62ZM64 74H65V76H64ZM70 74V75H69ZM75 74V76L77 75L78 77H77V79H76V82L75 81H73L74 80V78L73 77H75V76H73ZM161 74H163V75H161ZM167 74H169V75H167ZM189 74H190V76H189ZM204 74H205V77L203 78V76H204ZM209 74V75H208ZM239 74V75H238ZM248 74V75H247ZM16 75V76H15ZM26 75V77L25 78H23V76H25ZM29 75H34V77L33 76H29ZM36 75V76H35ZM50 75V76H49ZM54 75V76H53ZM73 77H72V76ZM80 75H82L81 77H80ZM89 75V76H88ZM139 75V76H138ZM147 77H146V76ZM155 75H156V77H155ZM160 75V76H159ZM180 75H181V79L182 80H187V81H185L186 82V84H185V82H183L181 79H180ZM183 75V76H182ZM197 77H196V76ZM198 75H199V77H198ZM201 75V76H200ZM224 75H226V76H224ZM243 75V76H242ZM250 75V76H249ZM40 76V77H39ZM47 76H49V78H47ZM51 76H53V78L51 77ZM57 76V77H56ZM71 76V77H70ZM99 76V77H98ZM109 76V77H108ZM113 76V77H112ZM216 76V77H215ZM222 76V77H221ZM224 76V77H223ZM249 76V77H248ZM11 77V78H10ZM38 77V78H37ZM43 77V78H42ZM59 77V78H60ZM65 77V78H64ZM66 77H67V79H66ZM70 77V78H69ZM93 77V78H92ZM97 77V78H96ZM117 77V78H116ZM135 77V78H134ZM140 77V78H139ZM142 77V78H141ZM154 77L156 78V79H154ZM159 77H161L160 79H159ZM192 77H193V80H192ZM220 77V78H219ZM239 77V78H238ZM256 77V78H255ZM258 77V78H257ZM7 78V79H6ZM15 78H16V80H15ZM21 78V79H20ZM33 78H34V80H33ZM37 78V79H36ZM68 78L69 79H71V78H73V80L71 79L70 80V82L72 83L71 85H70V82H69V84H68ZM76 78V77H75ZM83 78V79H82ZM90 78V79H89ZM132 78V79H131ZM186 78V79H185ZM199 78V79H198ZM218 80H217V79ZM224 78V79H223ZM236 78H237V80H236ZM253 78V79H252ZM11 79V80H10ZM23 79V80H22ZM31 81H30V80ZM39 79V80H38ZM45 79V82H43V80ZM52 80L53 82L51 83L52 85H53V83H54V85H55V83H57L56 84V86H52L51 84V86H49V83L47 82V81H49V80ZM55 79V80H54ZM123 79V80H122ZM138 79V80H137ZM152 79V80H151ZM159 79V80H158ZM198 80L197 82H196V80ZM204 79H205V81H204ZM213 79H216V80H213ZM221 79V80H220ZM234 79V83H231V82H233V81H229V80H233ZM247 79V80H246ZM249 79V80H248ZM263 79V80H262ZM4 82H3V81ZM9 80V81H8ZM17 80L18 81H20V80H22V81H20L19 83L17 82ZM25 80V81H24ZM27 80H28V82H27ZM41 80V81H40ZM47 80V81H46ZM58 80V81H57ZM64 81V82H60V81ZM66 80V81H65ZM84 80V81H83ZM147 82H146V81ZM155 82H154V81ZM178 80H181L180 82H181V84H180V82H178ZM202 80H203V82H202ZM209 80V81H208ZM225 80V81H224ZM236 80V81H235ZM6 81H8V82H6ZM14 81V82H13ZM24 81V82H23ZM30 81V82H29ZM37 81H38V83H37ZM41 82V84L43 85V83H45L44 84V86L46 87V88H49V90H51V91H49L48 89L46 90L45 89V87H43V86H41V84H40V82ZM55 81H57V82H55ZM91 81V82H90ZM99 81V82H98ZM107 81V82H106ZM115 81V82H114ZM121 81V82H120ZM131 81V82H130ZM134 81V82H133ZM141 81V82H140ZM168 81V82H167ZM174 81H176V82H174ZM194 83H193V82ZM207 81V82H206ZM218 81V82H217ZM247 81V82H246ZM18 84H17V83ZM51 82V81H50ZM66 82V83H65ZM75 82V83H74ZM86 82V83H85ZM100 82H102V83H100ZM113 82V83H112ZM137 82V83H136ZM182 82H183V84H182ZM188 82V83H187ZM190 82V83H189ZM199 82V83H198ZM214 82V84H212ZM231 83V84H229V85H233L232 87L231 86H229L228 84H227V86H226V89L228 88V86L230 87L229 88V90H226L225 89V91L223 92L222 91V89L224 90V86H225V84L226 83ZM252 82H253V85H251L252 84ZM4 83V84H3ZM5 83L7 84V85H5ZM60 83H62L61 85L64 87H62L61 85H59V87H58V84H60ZM124 83V84H123ZM128 83V84H127ZM166 84L165 86H164V84ZM171 83V84H170ZM174 83V84H173ZM204 83V84H203ZM208 83V84H207ZM217 83V84H216ZM221 84L220 86L221 87H219V84ZM10 84V85H9ZM19 84H20V87H19ZM26 84V85H25ZM36 84V85H35ZM39 84V85H38ZM48 84V85H47ZM66 84V85H65ZM70 86H68V85ZM90 84V85H89ZM95 84V85H94ZM100 84V85H99ZM110 84V85H109ZM119 84V85H118ZM133 84V85H132ZM140 84H142L141 86H140ZM161 84H163L162 86V88H164V87H167V88H165V89H162V88H157L156 89V92H155V90H154V92H152L153 91V89H155L156 87H161ZM169 86H168V85ZM178 84L180 85V87L178 86ZM194 84L196 85V86H194ZM198 84V85H197ZM200 84V85H199ZM201 84H203V85H205V86H203V85H201ZM210 84H212V85H210ZM216 84V85H215ZM237 84V85H236ZM247 86H246V85ZM15 85V86H14ZM17 85H18V87L20 88H16L17 87ZM24 85V86H23ZM38 85V86H37ZM82 85V86H81ZM84 85V86H83ZM106 85H109V86H106ZM113 85H115V86H113ZM150 87H149V86ZM182 85V86H181ZM192 85H193V87H192ZM208 85V86H207ZM215 85V86H214ZM218 85V86H217ZM245 85V86H244ZM256 85V86H255ZM6 86H8V87H13L12 89L11 88H7V90L5 91V88H6ZM28 86V87H27ZM78 86V87H77ZM103 86H106L107 87V89H106V87H103ZM121 86V87H120ZM126 86V87H125ZM138 86V87H137ZM143 86V87H142ZM146 86V87H145ZM176 86L179 88V89H176ZM188 88H187V87ZM199 86H200V88H199ZM214 86V87H213ZM216 86L218 87V88H221V89H217V90H219V92L216 90L215 91V89H216ZM249 86V87H248ZM262 86V87H261ZM30 87V88H29ZM38 87V88H37ZM53 87H54V89H53ZM55 87H57V89L55 88ZM62 87V88H61ZM83 89H82V88ZM100 87V88H99ZM101 87H103L102 89H104L105 90V92L101 89ZM112 87H113V89H112ZM118 89V90H116V88ZM170 87V88H169ZM172 87H173V89H172ZM182 87V88H181ZM189 87L192 89H189ZM196 87V89H198V91L196 90V92L195 93H197V95H196V98L197 97H199L200 96V98H201V100H202V104H201V100H200V98H197L198 100H194V102H196V103H194L193 101L192 102H190L191 104L190 105H186V106H180V107H173V106H168L167 107V112L169 111L170 113H167V112H165V109L166 108H164V111H163V105L162 104H164V107H166L165 106V104H167V105H171V99H173V97L171 96L173 93L174 94H176V92L178 93L179 91L182 93V90H184L186 93H184V95L185 94H187L188 93V90L187 89H189V94H192V91L194 92V90H193V88H195ZM213 87V88H212ZM246 89V90H244V88ZM246 87H248V88H246ZM26 88V89H25ZM36 88L38 89V91L36 90ZM50 88H52V89H50ZM58 88H59V90H58ZM69 88V89H68ZM108 88L111 90V92L108 90ZM115 88V89H114ZM134 88V89H133ZM146 88V89H145ZM180 88H181V90H180ZM187 88V89H186ZM202 88V89H201ZM210 88H212L211 90L212 91H214L215 93L216 92H218L219 93V97H218V94L216 93H214V92H210ZM238 88V89H237ZM253 88V89H252ZM260 88V89H259ZM24 91H23V90ZM30 89V90H29ZM34 89H35V91L37 92V93H35L34 92V94H37L36 96L37 97H39V96H41V97H39L38 99H36L37 97L35 96V95H33L32 94V92L34 91ZM77 89V90H76ZM90 89V90H89ZM101 89V90H100ZM149 89V90H148ZM161 89V90H160ZM166 89L169 91V90H171V91H166ZM176 89V90H175ZM203 90V92L201 91V92H199V90ZM234 89V90H233ZM255 89V90H254ZM258 89V90H257ZM11 90H12V92H11ZM22 92H21V91ZM25 90H28V91H30V92H28V91H26L25 92ZM32 90V91H31ZM42 90H46L45 92H52L53 90H54V92L52 93V94H50V93H48V94H45V92L44 91H42ZM61 90H63V91H61ZM64 90H65V92H66V94H65V92H64ZM68 90V91H67ZM96 90H98V91H96ZM108 90V91H107ZM139 90H140V93H139ZM165 90V92L164 93H166V94H163V91ZM174 90V91H173ZM205 90H207L206 92H205ZM221 90V91H220ZM232 90V91H231ZM239 90H241V91H239ZM253 90V91H252ZM8 91V92H7ZM43 93H42V92ZM57 91V92H56ZM76 91V92H75ZM94 91V92H93ZM103 91V92H102ZM117 91V92H116ZM121 92V94H123V98H122V95L120 94V92ZM123 91H125V92H123ZM133 91V92H132ZM137 93H136V92ZM158 91V92H157ZM161 91H162V93H161ZM176 91V92H175ZM183 91V92H184ZM191 91V92H190ZM229 91V92H228ZM6 92V93H5ZM82 92V93H81ZM88 92V93H87ZM107 92V93H106ZM143 92V93H142ZM179 92V93H180ZM198 92H199V94H198ZM223 92V93H222ZM234 92V93H233ZM248 92V93H247ZM253 92H255V93H253ZM263 92V93H262ZM4 93V94H3ZM8 93V94H7ZM71 93H73V94H71ZM101 93V94H100ZM105 93L106 94H111V96H114V97H111L110 96V94H109V96H108V98H107V96L105 95ZM128 93V94H127ZM152 93V94H151ZM159 93L161 94V96L159 95ZM170 95H169V94ZM204 93V94H203ZM205 93L207 94V95H205ZM221 93V94H220ZM236 93V94H235ZM249 93H251V95L249 94ZM6 94H7V96H6ZM10 94V95H9ZM14 94V93H13ZM31 94H32V96H31ZM38 94H39V96H38ZM42 94H43V98H42ZM59 94V95H58ZM120 94V96H118ZM143 94H146V95H143ZM163 94V95H162ZM173 94V95H174ZM212 94H214V96L212 97ZM243 96H242V95ZM47 95H49L48 97H47ZM56 95V96H55ZM66 95V96H65ZM86 97H85V96ZM127 95V96H126ZM147 95H149V97L147 96ZM155 95H156V97L158 98H156L155 97ZM159 95V96H158ZM171 97V99H170V97ZM188 95V94H187ZM186 95V96H187ZM193 95H195V94H193ZM199 95V96H198ZM217 95V97L215 98V96ZM233 95V96H232ZM238 95V96H237ZM23 96H25V97H23ZM44 96H46V97H44ZM62 96H63V98H62ZM82 96V98H80ZM96 96V97H95ZM117 96V97H116ZM124 96H125V98H124ZM141 96H143V97H141ZM154 96V97H153ZM165 96H167V97H165ZM190 97H191V95H189ZM188 96V97H189ZM206 96V97H205ZM223 96V97H222ZM12 97V96H11ZM32 97H35V98H33V99H35L34 100V102L32 103ZM56 97H58V98H56ZM76 97V98H75ZM116 97V98H115ZM126 97H127V99H132L133 100V103H131L130 105L131 106H129L128 105V103H130V102H126V101H129V100H124V99H126ZM136 97V98H135ZM147 97L148 98H151V99H147ZM161 97V98H160ZM209 97V98H208ZM262 97V98H261ZM9 98V97H8ZM13 98H14V96H13ZM41 98V99H40ZM45 98H48L49 100H47V99H45ZM65 98V99H64ZM72 98V99H71ZM87 98V99H86ZM98 98V99H97ZM119 98H120V102H119ZM194 98H195V96H194ZM206 98V99H205ZM215 98V100H213V99ZM223 98V99H222ZM233 98V99H232ZM240 98V99H239ZM251 98V99H250ZM257 98V99H256ZM2 99H0V102L2 101ZM28 99V100H27ZM30 99V100H29ZM59 99V100H58ZM61 99V100H60ZM64 99V100H63ZM76 99V100H75ZM83 99V100H82ZM89 99H91V100H89ZM112 99H113V101H112ZM121 99H123V100H121ZM130 99V100H131ZM142 99H144V100H141ZM170 99V100H169ZM254 99V100H253ZM7 100H9V99H7ZM9 100V102H11ZM32 100V101H31ZM56 100V101H55ZM75 100V101H74ZM99 100V101H98ZM107 100V101H106ZM139 101L138 103H136V101ZM148 102H147V101ZM150 100H152L153 101V103H151L152 101H150ZM161 100V101H160ZM163 100H167V101H169L168 103H167V101L165 102V101H163ZM242 100H244L243 102H242ZM247 100V101H246ZM255 100H257V101H255ZM45 101H47V102H45ZM63 101V102H62ZM65 101V102H64ZM104 101H105V103H104ZM118 101V102H117ZM126 103H125V102ZM144 101H146L145 103H144ZM159 101V102H158ZM205 101H207V102H205ZM236 101V102H235ZM241 101V102H240ZM253 101V102H252ZM262 101V102H261ZM30 102V103H29ZM51 102H52V104H51ZM57 102V103H56ZM62 102V103H61ZM111 102V103H110ZM162 102V103H161ZM165 102V103H164ZM210 104H209V103ZM218 103V105H217V103ZM223 103V104H221V103ZM228 102V103H227ZM259 102V103H258ZM261 102V103H260ZM3 103H1V105H3ZM22 103H24L23 101L21 102V105H23ZM26 103V102H25ZM45 103V104H44ZM83 103H85V105H81V104H83ZM97 103H98V105H97ZM102 103V104H101ZM135 103H136V105H135ZM155 103V104H154ZM161 103V106L159 105ZM192 103H194V104H192ZM230 103V104H229ZM253 103V104H252ZM67 104V105H66ZM78 104V105H77ZM108 104V105H107ZM110 104H111V106H110ZM133 104H134V106H133ZM138 104V105H137ZM139 104H141V105H139ZM152 106H151V105ZM189 104V103H188ZM200 104H201V106H200ZM204 104V105H203ZM239 104V105H238ZM248 104H249V106H248ZM20 105V106H21ZM46 105V107H48V108H50V109H48V108H45V111L47 112H45L43 109V107ZM57 105V106H56ZM60 105V106H59ZM71 105V106H70ZM90 105H91V107H90ZM93 105V106H92ZM121 105V106H120ZM124 105H125V107H124ZM127 105V106H126ZM146 105V106H145ZM149 105H150V107H149ZM193 105V106H192ZM199 107H198V106ZM221 105V106H220ZM243 105V106H242ZM251 105V106H250ZM4 106H1V108H4ZM37 106V105H36ZM43 106V107H42ZM63 106V107H62ZM65 106V107H64ZM77 106V107H76ZM82 106H83V108H82ZM100 106V107H99ZM105 106V107H104ZM128 106H129V108H128ZM133 106V107H132ZM136 106L137 107H140V108H137V109H133V111L134 110H136L135 112H134V114H133V111L131 112V109L132 108H136ZM159 106V107H158ZM204 106V107H203ZM210 106V107H209ZM230 106V107H229ZM239 106V107H238ZM241 106H242V108H241ZM12 107H14V108H12ZM19 107V108H18ZM42 107V108H41ZM59 107V108H58ZM96 107V108H95ZM107 107V109L105 110V108ZM118 107V108H117ZM122 107V108H121ZM126 107L128 108L127 109V111H125L124 113H123V111L124 110H126ZM132 107V108H131ZM146 107V108H145ZM153 107V108H152ZM169 107L171 108V109H174L175 111H176V109H179V110H177L176 111V113H174V111L172 110V111H170V109H169ZM190 107V110L192 111H189V110H187V108H189ZM191 107H192V109H191ZM194 107H197L196 108V110H194L193 108ZM203 107V108H202ZM207 107V108H206ZM213 107V108H212ZM259 107H261L260 109H258ZM36 108V109H35ZM42 109V111L45 113H43L44 114V116H43V114H42V111L40 112V110ZM55 108H57V109H55ZM64 108H65V110H64ZM74 108H75V110H74ZM120 108H121V110H120ZM131 108V109H130ZM156 110H158V109H160V110H158V111H156L155 113H157V112H159V115H160V113H161V115H160V117L159 116H157V114L156 115H154L155 117H153V118H151V121H153V122H151L150 121V118L149 119H147L148 121H146V120H140V121H143V123L141 122V124L139 123V125H135V122L136 121H134L135 119H136V117L139 115V113H141L142 111L144 112V111H146V110H148L149 111V113H150V111H151V109H152V113H153V111H155V109ZM214 108H216V109H214ZM230 108H232L231 109V111H230ZM237 108H239V109H237ZM246 108V109H245ZM252 108V109H251ZM24 109H28L29 111L27 112V110H25L24 111ZM35 109V110H34ZM51 109H53V110H51ZM54 109H55V112H54ZM78 109V110H77ZM88 109V110H87ZM90 109V110H89ZM99 109V110H98ZM111 109V110H110ZM141 109H146V110H142L141 111ZM154 109V110H153ZM169 109V110H168ZM181 109V110H180ZM187 111H186V110ZM202 109V110H201ZM204 109V110H203ZM209 109V110H208ZM222 109V110H221ZM234 109V110H233ZM236 109V110H235ZM258 109V110H257ZM261 109L263 110V111H261ZM2 110H4V109H0V111L2 112ZM36 110H37V112H36ZM48 110H49V115H47L48 114ZM50 110H51V112H50ZM57 110V111H56ZM77 110V111H76ZM92 110V111H91ZM101 110H103V111H101ZM130 110V111H129ZM140 110V111H139ZM184 110V111H183ZM229 110V112H227ZM239 110V111H238ZM243 110V111H242ZM31 111V112H30ZM109 111V112H108ZM148 111H146L147 113H148ZM182 111V112H181ZM205 111H207V113L205 112ZM219 111V112H218ZM224 111V112H223ZM247 111V112H246ZM258 111V112H257ZM0 112V113H1ZM4 112H6V111H4ZM17 112V113H16ZM18 112H22V114L24 113H27V114H25V116H27V117H25V116H23V115H21L20 113L18 114ZM69 112H71V114L69 113ZM84 112V113H83ZM101 112V113H100ZM117 114H116V113ZM129 113V114H127V113ZM139 112V113H138ZM172 112H173V115H171L172 114ZM193 112H194V114H193ZM244 112V113H243ZM40 113H41V117H40ZM50 113H51V115H50ZM66 113V114H65ZM68 113V114H67ZM83 113V114H82ZM97 113V114H96ZM111 113L113 114V113H115L116 114V116H118L117 117V119H114L116 116H115V114L114 115H112L111 116ZM119 113V114H118ZM132 113V114H131ZM164 113V114H163ZM166 113V114H165ZM191 113V114H190ZM206 113V114H205ZM211 113V114H210ZM228 113V114H227ZM235 113H236V115H235ZM240 113V114H239ZM242 113V114H241ZM247 113H248V115H247ZM6 114V113H5ZM12 114V115H11ZM16 114H18V116L16 115ZM55 114V116H56V118H57V120H55V116H53ZM123 114V115H122ZM125 114H127V116H125V117H127L126 119H124L125 117H121V116H124ZM131 114V115H130ZM170 115V117L172 116V119L169 117V115ZM182 114V115H181ZM185 114V115H184ZM210 114V115H209ZM220 114V115H219ZM245 114V115H244ZM252 114V115H251ZM0 115H2V114H0ZM16 115V116H15ZM70 115V116H69ZM72 115V116H71ZM103 115V116H102ZM180 115V116H179ZM195 115V116H194ZM199 116V117H197V116ZM202 115H203V117H202ZM215 115V116H214ZM224 115V116H223ZM228 115V116H227ZM236 116V118H235V116ZM259 115V116H258ZM5 116V117H4ZM13 116L15 117V118H13ZM21 116H23V117H21ZM39 116V117H38ZM47 116V117H46ZM50 117V120H46V119H49V117ZM74 116H76V117H74ZM97 116H99V117H97ZM106 116V117H105ZM120 116V117H119ZM130 116V117H129ZM133 116V118L131 119V117ZM157 116V117H156ZM176 117V118H174V117ZM233 116V118H231ZM254 116V117H253ZM42 117L44 118V119H42ZM61 118V119H59V118ZM87 117V118H86ZM101 117H103L102 119H101ZM151 117V116H150ZM162 117V118H161ZM188 117V118H187ZM192 117V118H191ZM209 117H211V118H209ZM219 117V118H218ZM243 117V118H242ZM253 117V118H252ZM262 119H261V118ZM10 118H12V119H10ZM30 118H31V116H30ZM52 118V119H51ZM54 118V119H53ZM69 118V119H68ZM72 118V119H71ZM74 118H75V120H74ZM83 118H85V119H83ZM112 118V119H111ZM121 118V119H120ZM157 118V119H156ZM166 118V119H165ZM168 118H169V120H168ZM186 120H185V119ZM190 118V119H189ZM201 118V119H200ZM213 118H215V119H213ZM221 118V119H220ZM229 118V119H228ZM239 118V119H238ZM252 118V119H251ZM255 118V121L253 122V119ZM257 118V119H256ZM8 119H10L9 121H10V123H9V121H8ZM27 119H29V117L27 118ZM64 119V120H63ZM67 119V120H66ZM94 119V120H93ZM99 119V120H98ZM131 119V120H130ZM173 119H175V120H173ZM218 119V120H217ZM235 119L237 120V121H235ZM243 119H244V121H243ZM7 120V121H6ZM12 120V121H11ZM59 120V121H58ZM62 120V121H61ZM66 120V121H65ZM73 120H74V123H73ZM78 120V121H77ZM88 120H90V121H88ZM103 120H105V121H103ZM125 120V121H124ZM160 120V121H159ZM164 120V121H163ZM191 120V121H190ZM199 120V121H198ZM208 120V121H207ZM211 122H210V121ZM215 120H217V121H215ZM234 120V121H233ZM248 120V121H247ZM5 121L7 122L6 124H5ZM55 121V122H54ZM62 122V124H60L61 122ZM69 121V122H68ZM72 121V123H70ZM77 121V122H76ZM132 121H134L133 122V124H134V126H132L131 125V123L130 122H132ZM139 121V120H138ZM168 121H170V122H168ZM177 121H178V123H177ZM198 121V122H197ZM221 121V122H220ZM228 121V122H227ZM58 122V123H57ZM70 124H68V123ZM82 122V123H81ZM129 122V123H128ZM172 122V123H171ZM191 122H194V123H191ZM203 124L202 126H201V124ZM226 122V123H225ZM244 122V123H243ZM0 123V124H1ZM9 123V124H8ZM78 123V124H77ZM90 123V124H89ZM100 123V124H99ZM119 123V124H118ZM127 123V124H126ZM137 123V122H136ZM156 123V124H155ZM159 123V124H158ZM196 123V124H195ZM213 123V124H212ZM220 123V124H219ZM224 123H225V125H224ZM234 123H235V125H234ZM258 123V124H257ZM52 124H54V125H56V124H58V125H56V126H59V127H57L58 129H56L55 127L56 126H54V125H52ZM66 124H67V127H66ZM81 124V125H80ZM83 124H85V126L83 125ZM104 124V125H103ZM164 124H167L166 126L164 125ZM238 124V125H237ZM254 124V125H253ZM8 125V126H7ZM12 125V124H11ZM61 125H63V126H61ZM68 125H69V127H68ZM91 127H90V126ZM92 125H94L95 127H93ZM100 125L102 126V127H100ZM107 127H106V126ZM121 125V126H120ZM132 126V127H129V126ZM170 125V126H169ZM178 125V126H177ZM196 125H198V126H196ZM201 127H200V126ZM210 125V126H209ZM214 125V126H213ZM222 125V126H221ZM240 125V126H239ZM257 127H256V126ZM19 126V127H18ZM71 126H74V127H72L71 128ZM81 126V127H80ZM109 126H110V128H109ZM140 126V127H139ZM180 126V127H179ZM242 126H244V128L242 127ZM35 127V128H34ZM42 127H43V130L44 131H42V132H44L43 133V135L44 136H41V137H43L46 141V144H45V146H42V145H44V143L45 142H42L41 143V141H44V140H41V139H43V138H36V137H39L40 135H39V133H41V130H42ZM60 127H61V130H60ZM77 127V128H76ZM86 127H88V128H86ZM90 127V128H89ZM106 127V128H105ZM121 129H120V128ZM134 127V128H133ZM193 127V128H192ZM199 127V128H198ZM222 127H223V130H222ZM228 127V128H227ZM250 127H251V129H250ZM10 128H11V130H12V127L10 126ZM56 130H55V129ZM73 130H71V129ZM91 128H93V129H95V131H92V129ZM132 128V129H131ZM147 128V129H146ZM173 128V129H172ZM194 128H196V130L194 129ZM212 128V129H211ZM215 128V129H214ZM5 131H4V130ZM36 129V130H35ZM38 129V130H37ZM41 129V130H40ZM65 130V131H62V130ZM71 131H70V130ZM76 129V130H75ZM81 129V130H80ZM86 130L87 132H84V135H83V130ZM89 129V130H88ZM91 129V130H90ZM101 129V130H100ZM103 129V130H102ZM106 131H105V130ZM129 129H131V130H129ZM185 129V130H184ZM244 129V130H243ZM245 129H246V131H245ZM8 130L10 131V129L8 128ZM19 130H21L20 131V133H19ZM31 130V131H30ZM54 130V131H53ZM59 130L60 131H62V132H59ZM67 130V131H66ZM97 130V131H96ZM99 130V131H98ZM152 130H154V132L152 131ZM227 130V131H226ZM235 130V131H234ZM256 130V131H255ZM260 132H259V131ZM18 131V132H17ZM36 131V132H35ZM47 133H46V132ZM53 133H52V132ZM55 131H57V133L55 132ZM78 131V132H77ZM90 131H92L93 133H91ZM101 131V132H100ZM125 131V132H124ZM163 131V132H162ZM165 131V132H164ZM171 131V132H170ZM179 131V132H178ZM182 131V132H181ZM242 131V132H241ZM251 131V132H250ZM262 131V132H261ZM37 132H39V133H37ZM54 132H55V134H54ZM68 133V134H65V133ZM70 132H72L71 133V135H73V136H71L70 135ZM76 134H75V133ZM95 132V133H94ZM104 132V133H103ZM147 132V133H146ZM169 132V133H168ZM199 132H200V135H199ZM211 132V133H210ZM220 132V133H219ZM231 132V133H230ZM237 132V133H236ZM239 132V133H238ZM250 132V133H249ZM0 133V134H1ZM10 133V134H9ZM18 133V135L20 136H18V135H16ZM46 133V134H45ZM52 133V134H51ZM81 133V134H80ZM101 133V134H100ZM118 135H117V134ZM125 133V134H124ZM149 133V134H148ZM174 133H176V134H174ZM219 133V134H218ZM236 133V134H235ZM240 133H241V135H240ZM248 133V134H247ZM256 133V134H255ZM21 134H22V136H21ZM23 134L25 135V136H23ZM28 134V135H27ZM36 134H38L37 136H36ZM49 134V135H48ZM51 134V135H50ZM58 134V135H57ZM66 135V137H65V135ZM74 134H75V136H74ZM79 134V136H81V137H83V138H81L80 137V141H79V138L77 137V135ZM86 134H88V135H86ZM90 134V135H89ZM94 134V136H93V138H92V136L91 135H93ZM106 134V135H105ZM133 134V135H132ZM143 134V135H142ZM222 134H223V136H222ZM233 134V135H232ZM250 134V135H249ZM262 134V135H263ZM30 135L33 137V138H31L30 137ZM41 135H42V133H41ZM48 135V136H47ZM56 135V136H55ZM59 135H62V136H59ZM64 135V136H63ZM114 135V136H113ZM137 135V136H136ZM170 135V136H169ZM172 135V136H171ZM218 135V136H217ZM220 135H221V137H220ZM226 135V136H225ZM230 136V138H229V136ZM248 135V136H247ZM257 135V136H256ZM259 135V136H258ZM18 136V137H17ZM28 136V137H27ZM47 136V137H46ZM50 136V139L48 138ZM90 137V138H88V137ZM96 136V137H95ZM162 136V137H161ZM168 136V137H167ZM177 136H178V138H177ZM185 136V137H184ZM194 136V137H193ZM206 136V137H205ZM228 136V137H227ZM235 136V137H234ZM238 136V137H237ZM17 137V139H15ZM25 137H27L26 139H25ZM54 137H56V138H54ZM59 137H60V141H58L59 140ZM94 137H95V139H94ZM113 137H115V139L113 138ZM191 137V138H190ZM215 137V138H214ZM233 137V138H232ZM257 137H259V138H256ZM8 138H10V139H8ZM18 138H20V142H19V140H18ZM21 138H23V140H21ZM31 138V139H30ZM36 138V141L34 140ZM48 138V139H47ZM63 140H62V139ZM66 138V139H65ZM70 138H72V139H74V140H70ZM84 138H86V140H87V143H88V141L90 140V145H91V147H92V149L91 150H93V152H91L90 150H87L86 148H88L86 145H89V144H87L86 142H85V140H83ZM155 138V139H154ZM170 138V139H169ZM173 138V139H172ZM207 138V139H206ZM217 138V140L215 141V139ZM223 138V139H222ZM235 138V139H234ZM243 138V139H242ZM250 138V139H249ZM260 138H263V140L262 139H260ZM29 140V143H28V140ZM53 139V140H52ZM67 139L68 140H70V141H68V142H70V143H67V142H64V140L65 141H67ZM76 139H77V141L79 142V143H81L82 141L81 140H83L84 141V143H86V145L85 146H82V144H77V143H75V142H77L76 141ZM94 140V143H93V141H91V140ZM101 139L104 141H101ZM141 139V140H140ZM149 139V140H148ZM157 139V140H156ZM167 139V140H166ZM183 139V140H182ZM189 139V140H188ZM192 139V140H191ZM198 139V140H197ZM228 139V140H227ZM231 139H233V140H231ZM256 139V141H257V143L255 144V141H252V140H255ZM260 139V140H259ZM0 141L1 142V145L0 146H2L3 145V143L5 144V146H6V143L7 142H5V141ZM24 140L26 141L27 140V142L25 143L24 142ZM33 140H34V143L36 142L37 143V140H38V142L40 141V143H35V145H38V144H40L41 146H42V148H41V146L39 145V147L38 148H36V149H34L33 150V148H34V144L32 143L33 142ZM49 141V143L48 144H50V145H48L47 144V142ZM54 140H57V141H54ZM106 140V141H105ZM186 140H188V141H186ZM231 140V141H230ZM258 140H259V142H258ZM11 141H13V144H12V142ZM21 141H22V143H21ZM51 141L53 142V143H51ZM116 141V142H115ZM136 141V142H135ZM144 141V142H143ZM219 141V142H218ZM221 141H223V142H221ZM230 141V142H229ZM234 141V142H233ZM17 144H15V143ZM72 142H73V144H72ZM134 142V143H133ZM150 142V143H149ZM163 142H165V143H163ZM168 143V145H165V144H167ZM171 142V143H170ZM186 142V143H185ZM188 142H190V143H188ZM191 142H193V143H191ZM208 142V143H207ZM228 142V143H227ZM261 142V143H260ZM27 143L29 144V146L27 145ZM65 143V144H64ZM83 143V144H84ZM92 143V144H91ZM114 143V144H113ZM122 143V144H121ZM136 143V144H135ZM162 145H161V144ZM188 143V144H187ZM199 143V144H198ZM211 143V144H210ZM221 143H222V145H221ZM237 143V144H236ZM240 143V144H239ZM11 144V145H10ZM18 144H20V145H18ZM22 144H24V145H22ZM53 144V145H52ZM57 144H59V145H57ZM60 144H64V145H61L62 147L60 148ZM66 144H68L67 145V147L65 148V151L63 152L64 154V156H65V158L63 157V155H62V153H60L61 152V150L63 149V147H65L66 146ZM69 144L70 145H72V148H76V150H77V152H76V154L74 153L75 151H73V153L71 154V150H69V149H71V147L69 146ZM77 144V145H76ZM96 144V145H95ZM101 144V145H100ZM110 144V145H109ZM124 144V145H123ZM169 144H171V145H169ZM191 144V145H190ZM212 144H214V145H212ZM224 144V145H223ZM263 144V145H262ZM13 145H14V147H13ZM34 145V146H33ZM52 145V148H49V146H51ZM56 145V147H55V149L53 148L54 146ZM74 145V146H73ZM80 145H81V147L82 148H84V149H82V148H80ZM90 145H89V147H90ZM149 145V146H148ZM161 145V146H160ZM202 145V146H201ZM216 145V146H215ZM241 145V146H240ZM244 145V146H243ZM249 145V146H248ZM5 146H2V147H5ZM139 146H140V148H139ZM157 146V147H156ZM159 146V147H158ZM167 146V147H166ZM172 146V147H171ZM176 146V147H175ZM188 146V147H187ZM193 146V147H192ZM227 148H226V147ZM237 146L239 147L240 146V148H237ZM246 146V147H245ZM252 146V147H251ZM254 146L255 147H257L258 148V150H257V148H255L254 149ZM27 148L26 150H25V148ZM45 149H44V148ZM48 147V149H49V151L51 150V152L54 154V153H56V154H54V156H52V153L51 152H49V151H47L48 149H46ZM86 147V148H85ZM90 147V148H91ZM125 147V148H124ZM163 147V148H162ZM177 147L179 148V149H177ZM194 147H196V148H194ZM229 147V148H228ZM242 147V148H241ZM244 147V148H243ZM262 147V148H261ZM39 148H40V150H39ZM59 148V150L60 151H58V150H56V149H58ZM68 148V149H67ZM80 148V149H79ZM89 148V149H90ZM135 148V149H134ZM172 148H174V150L172 149ZM183 148V149H182ZM198 148V149H197ZM212 148V149H211ZM225 148V149H224ZM251 148H253L252 150H251ZM4 149V148H3ZM11 149V148H10ZM81 149L82 150H85V151H81ZM111 149V150H110ZM150 149V150H149ZM219 149H220V151H219ZM237 149V150H236ZM239 149V150H238ZM242 149V150H241ZM8 150V149H7ZM44 150H46V151H44V153H43V151ZM52 150H55V152L54 151H52ZM67 150H69V159H67V156H68V151ZM78 150H80L81 152H83L82 154H83V156H86V154H90L89 156H91V158H89V157H82V154H80L79 152L80 151H78ZM86 150H87V153H86ZM94 150H96V151H94ZM163 150V151H162ZM180 150V151H179ZM203 150V151H202ZM222 150V151H221ZM251 150V151H250ZM256 150V151H255ZM5 152H6V150H4ZM25 152V153H23V152ZM32 151H33V153H32ZM39 151V152H38ZM66 151H67V153H66ZM88 151H89V153H88ZM106 151H108V152H106ZM112 151V152H111ZM149 151V152H148ZM173 151V152H172ZM179 151V152H178ZM192 151V152H191ZM224 151V152H223ZM242 151V152H241ZM255 152L254 154H253V152ZM10 152H11V150H10ZM10 152H8L7 151V155H9L10 154ZM27 152V153H26ZM31 152V154H29ZM41 152V153H40ZM46 152H48L49 154L46 156ZM59 152V153H58ZM104 152H106V153H104ZM115 152V153H114ZM123 152V153H122ZM141 152V153H140ZM168 152V153H167ZM175 152V153H174ZM201 152H202V154H201ZM19 153H22V154H19ZM34 153H36V154H34ZM102 153V154H101ZM124 153H126V154H124ZM128 153V154H127ZM170 153V154H169ZM174 153V154H173ZM178 153V154H177ZM194 153V154H193ZM205 153V154H204ZM215 155H214V154ZM257 153V154H256ZM11 154H12V156L11 155H9V156H11V157H13L14 156V154L11 152ZM23 154H25V155H23ZM28 154V155H27ZM57 154H58V156H57ZM59 154H60V156H62V157H60L59 156ZM77 154L79 155L80 154V156H77ZM95 154V158H94V160L95 161H93V164H92V162H91V159L93 158V155ZM108 154H109V156H108ZM112 154H114L113 155V157H112ZM131 154V155H130ZM167 154V155H166ZM180 154V155H179ZM191 154V155H190ZM204 154V155H203ZM207 154V155H206ZM208 154H209V156H208ZM228 154V155H227ZM242 154V155H241ZM32 155V156H31ZM51 155V156H50ZM55 155H56V157H55ZM99 155V156H98ZM170 155V156H169ZM211 155V156H210ZM27 156V157H26ZM43 156V157H42ZM77 156V157H76ZM104 156V157H103ZM106 156L109 158H107L106 159ZM120 156V157H119ZM130 156V157H129ZM148 156V157H147ZM153 156V157H152ZM158 156V157H157ZM169 156V157H168ZM172 156V157H171ZM184 156V157H183ZM193 156V157H192ZM203 156V157H202ZM214 156V157H213ZM224 156V157H223ZM228 156V157H227ZM233 156V157H232ZM249 156V157H248ZM57 157H59L61 160H59V161H61V162H59L58 161V159L59 158H57ZM70 157H72V158H70ZM79 157V158H78ZM97 157H98V159H97ZM111 157V158H110ZM155 157V158H154ZM170 157H171V159H170ZM235 157H237V158H235ZM259 157V158H258ZM14 158V157H13ZM31 158H32V160H33V162H31L32 160H31ZM128 158V159H127ZM153 158V159H152ZM162 158V159H161ZM169 159V160H164V159ZM177 158V159H176ZM186 158V159H185ZM233 158V159H232ZM239 158V159H238ZM246 158H248V159H246ZM257 158V159H256ZM15 159V158H14ZM21 159H19V158H17L16 160H20V161H23V160H21ZM73 159H76V160H73ZM83 159V160H82ZM112 159V160H111ZM133 159V160H132ZM155 159H158V160H155ZM175 159V160H174ZM201 159L203 160V161H201ZM246 159V160H245ZM69 160V162L68 163H66L67 161ZM93 160V159H92ZM102 160H104V161H102ZM128 160V161H127ZM161 160V161H160ZM178 160V161H177ZM185 160H187V161H185ZM248 160V161H247ZM254 160V161H253ZM260 160V161H259ZM17 161V162H18ZM28 161V162H27ZM44 161V162H43ZM48 161V162H47ZM65 162V164L63 163V162ZM82 161V162H81ZM97 161V162H96ZM123 161V162H122ZM165 161V162H164ZM171 161H174V162H171ZM208 161V162H207ZM258 161V162H257ZM263 161V162H262ZM78 162V163H77ZM80 162V163H79ZM85 162H87L86 164H88V165H90V167L89 168H92V169H86L87 171L84 173L83 171H85V168L83 169V171H82V168L81 167H83V165H84V163ZM89 162H91V164L89 163ZM111 162V164H109ZM112 162H114V163H112ZM130 162H132L133 164H131ZM153 162H155V163H153ZM163 162H164V164H163ZM192 162V163H191ZM195 162V163H194ZM211 162V163H210ZM254 162V163H253ZM44 163V164H43ZM77 163V164H76ZM101 163V164H100ZM125 163V164H124ZM178 163H179V165L180 166H178ZM232 163V164H231ZM248 163H249V165H248ZM32 164L34 165V166H32ZM64 164V166H62ZM70 164H71V166H70ZM83 164V165H82ZM95 164H96V166H95ZM103 164V165H102ZM169 164V165H168ZM186 164V165H185ZM193 164V165H192ZM206 164V165H205ZM215 164V165H214ZM218 164V165H217ZM255 164H257V165H255ZM25 165V166H24ZM41 165V166H40ZM80 165H82L81 167H80ZM93 167H92V166ZM97 165H101V167H102V169L100 168V167H98L97 168ZM122 165V166H121ZM145 165V166H144ZM158 165V166H157ZM162 165V166H161ZM172 165H174V166H172ZM177 165V166H176ZM236 165V166H235ZM58 166V167H57ZM62 166V167H61ZM167 168H165V167ZM218 166V167H217ZM234 166V167H233ZM242 166V167H241ZM36 167V168H35ZM40 167V168H39ZM114 167V168H113ZM126 167V168H125ZM128 167V168H127ZM131 167V168H130ZM177 167V168H176ZM200 167V168H199ZM221 167V168H220ZM263 167V168H262ZM25 168V169H24ZM38 168L40 169V170H38ZM43 168V169H42ZM80 169V170H77V169ZM86 168H88L87 166H86ZM99 169V170H97V169ZM106 168V169H105ZM113 168V169H112ZM160 168V169H159ZM171 168H173V169H171ZM220 168V169H219ZM225 168V169H224ZM240 168V169H239ZM249 168V169H248ZM259 168V169H258ZM31 169H33V170H38V171H33V170H31ZM56 169V170H55ZM67 169V170H66ZM94 169H96V170H94ZM115 169V170H114ZM130 169V170H129ZM135 169V170H134ZM165 169V170H164ZM170 169V170H169ZM179 169V170H178ZM198 169V170H197ZM229 171H228V170ZM234 169V170H233ZM252 169V170H251ZM257 169V170H256ZM24 170H26V172H24ZM55 170V171H54ZM90 170V171H89ZM94 170V171H93ZM103 170V171H102ZM106 170H109V171H107L106 172ZM126 170V171H125ZM163 170V171H162ZM168 170V171H167ZM172 170H173V173H174V175H173V173H171L172 172ZM177 170V171H176ZM194 170V171H193ZM211 170V171H210ZM240 172H239V171ZM254 170V171H253ZM61 172V174H60V172ZM75 171H77V172H75ZM80 171V172H79ZM92 171L94 172V173H92ZM124 171H125V173H124ZM146 171H148V172H146ZM214 171V172H213ZM228 171V172H227ZM29 172H31V174L32 175H30L29 176ZM38 172L41 174H38ZM63 172V173H62ZM82 172H83V174H85V175H79V173L80 174H82ZM96 172V173H95ZM101 174H100V173ZM103 172V173H102ZM109 172H111V174L109 173ZM114 172V173H113ZM168 172V173H167ZM217 172V173H216ZM78 174V176H81V177H78V178H75L76 177V175ZM99 175H98V174ZM105 173V174H104ZM127 173V174H126ZM129 173V174H128ZM134 173V174H133ZM189 173V174H188ZM197 173V174H196ZM198 173H199V175H198ZM206 173H207V176H206ZM216 173V174H215ZM224 173V174H223ZM54 174V175H53ZM57 174V175H56ZM68 174V175H67ZM94 174V175H93ZM97 174V175H96ZM108 174V175H107ZM114 174V175H113ZM126 174V175H125ZM145 174V175H144ZM167 174V175H166ZM181 174V175H180ZM191 174V175H190ZM204 174V175H203ZM210 174V175H209ZM243 176H242V175ZM27 175V176H26ZM34 175H35V177H34ZM38 175V176H37ZM60 175V176H59ZM71 175V176H70ZM75 175V176H74ZM101 175V176H100ZM106 175V176H105ZM140 175H141V177H140ZM179 175H180V177H179ZM212 175V176H211ZM246 175V176H245ZM41 176V177H40ZM56 176H57V178H56ZM86 176V177H85ZM93 178H92V177ZM95 176H96V179H95ZM97 176H99V178L97 177ZM114 178H113V177ZM144 176V177H143ZM156 176V177H155ZM165 176V177H164ZM181 176H183V177H181ZM234 178H233V177ZM245 176V177H244ZM248 176V177H247ZM249 176H250V178H249ZM25 177H26V179H25ZM27 177H30V181L27 179ZM83 177H84V179H83ZM88 177V178H87ZM105 177V178H104ZM108 177H110V178H108ZM137 177V178H136ZM150 177V178H149ZM175 177V178H174ZM186 177V178H185ZM197 177H199L198 178V180H197ZM221 177V178H220ZM257 179H256V178ZM263 177V178H262ZM49 178V179H48ZM90 178V180H92V182L90 181V180H88ZM98 178V179H97ZM152 178V179H151ZM154 178V179H153ZM172 178V179H171ZM229 178V179H228ZM40 179V180H39ZM42 179V180H41ZM111 179H112V181L113 182H111ZM128 179V180H127ZM134 179V180H133ZM144 181H143V180ZM183 179V180H182ZM200 179V180H199ZM209 179V180H208ZM219 179V180H218ZM226 179V180H225ZM232 179V180H231ZM245 179V180H244ZM12 180H14V181H12ZM39 180V181H38ZM66 180V181H65ZM79 180V181H78ZM81 180H82V182H81ZM95 180H96V182H95ZM97 180L100 182V180H101V183L100 184H102V183H104L105 185H106V187H105V185L103 184V186L105 187H103V186H101L100 184H99V182H97ZM119 180V181H118ZM125 180V181H124ZM150 180V181H149ZM152 180V181H151ZM156 180V181H155ZM166 180V181H165ZM168 180V181H167ZM170 180V181H169ZM174 180V181H173ZM203 180V181H202ZM224 180V181H223ZM12 181V182H11ZM32 181V182H33ZM68 181H69V183H68ZM106 181H108V182H110V184L108 183V182H106ZM198 181H200V183L198 182ZM211 181V182H210ZM216 181H218V182H216ZM239 181V182H238ZM36 182V183H35ZM38 182V183H37ZM64 182V183H63ZM79 182H81L80 183V187H79ZM86 182V183H85ZM90 182V183H89ZM94 182H95V184H94ZM106 182V183H105ZM124 184H123V183ZM134 182H135V184H134ZM144 182V183H143ZM160 182V183H159ZM182 182V183H181ZM202 182H203V184H202ZM209 182V183H208ZM238 182V183H237ZM253 182V183H252ZM16 183V184H15ZM40 183V184H39ZM44 183V184H43ZM63 183V184H62ZM84 183H85V186H83L82 187V185H84ZM88 183V184H87ZM108 183V184H107ZM131 183H133V184H131ZM159 183V184H158ZM169 183V184H168ZM173 183V184H172ZM221 183V184H220ZM248 183V184H247ZM255 183V184H254ZM24 184V186H22ZM38 184V185H37ZM87 184V185H86ZM92 184H94V185H92ZM194 184V185H193ZM213 184V185H212ZM215 184H217V185H215ZM254 184V185H253ZM9 187H8V186ZM12 185H16V187H14V186H12ZM32 185V184H31ZM40 185V186H39ZM53 185V186H52ZM65 185V186H64ZM90 186V188H88L89 186ZM95 185H96V187H95ZM100 185V186H99ZM111 185V186H110ZM127 185V186H126ZM133 186V187H131V186ZM173 185V186H172ZM239 185V186H238ZM252 185H253V187H254V189H253V187H252ZM6 186H7V188H6ZM13 187L15 190L12 192V191H10V189H8V188H10V187ZM54 187V188H50V187ZM88 186V187H87ZM94 186V187H93ZM100 188V189H98V187ZM109 186H110V188H109ZM123 186V187H122ZM159 186V187H158ZM163 187V189H162V187ZM176 186V187H175ZM201 186V187H200ZM210 186V187H209ZM218 186H219V188H218ZM244 186V187H243ZM5 188V192H6V189H7V192L5 193L4 192V189L3 188ZM11 187V188H12ZM24 187V192H23V188ZM26 187V188H25ZM66 187V188H65ZM71 187H73V188H71ZM78 187H79V189H78ZM92 187H93V190H92ZM115 187V188H114ZM157 187V188H156ZM180 187V188H179ZM193 187V188H192ZM198 187V188H197ZM200 187V188H199ZM224 187V188H223ZM247 187V188H246ZM20 188V187H19ZM51 189L50 191L48 190V189ZM57 188V189H56ZM97 188V191L95 190V189ZM208 188V189H207ZM229 188V189H228ZM240 188H241V190H240ZM251 188V189H250ZM17 189V190H16ZM45 191H44V190ZM56 190V191H54V190ZM63 189V190H62ZM111 189H112V191H111ZM157 189V190H156ZM173 189V190H172ZM203 189H204V191H203ZM210 189V190H209ZM221 189V190H220ZM236 189H238V190H236ZM244 189V190H243ZM250 189V190H249ZM263 189V190H262ZM13 190V189H12ZM44 192H46L47 190V193H45V194H43V191ZM59 190H62L63 192H66V196L65 197H63V196H60L59 194H61V192L62 191H59ZM77 190H78V192H77ZM100 190V191H99ZM114 190V191H113ZM117 190V191H116ZM140 190V192H138ZM145 190V191H144ZM148 190V191H147ZM242 190H243V192H242ZM253 190V191H252ZM33 191L32 192H30V193H33ZM37 191V192H38ZM52 191V192H51ZM57 191H59V192H57ZM75 191V192H74ZM111 191V193H109ZM135 191V192H134ZM158 191V192H157ZM162 192V194H161V192ZM196 191V192H195ZM237 191V192H236ZM247 191V192H246ZM249 191V192H248ZM12 194H11V193ZM18 192H16V194L18 193ZM62 192V193H63ZM84 192V193H83ZM205 192V193H204ZM207 192H208V194H207ZM223 192V193H222ZM226 192V193H225ZM251 192V193H250ZM254 192V193H253ZM8 193L11 195V198L8 196ZM14 193V194H13ZM20 193H18L17 194V196L18 195H20V196H18L19 197V199H20V197L22 196ZM39 192L38 193H36V194H39V195H41ZM52 193L54 194V195H52ZM56 193H59V194H57L56 195ZM78 193V194H77ZM86 193H88V195L86 194ZM97 193V194H96ZM99 193V194H98ZM112 193H113V195H112ZM125 193V194H124ZM150 194V196L148 195V194ZM162 195H160V194ZM172 193H174V194H172ZM183 193H185V194H183ZM211 193V194H210ZM243 193V194H242ZM3 194V195H4ZM64 194V193H63ZM62 194V195H63ZM69 194H71V196L69 195ZM74 194H77V196L75 195L74 196ZM148 196H147V195ZM178 194V195H177ZM190 194L192 195L191 197H190ZM202 194V195H201ZM205 194V195H204ZM249 194V195H248ZM2 195V194H1ZM30 195H35V193L34 194H28V196H29V198H30ZM38 195V197H40ZM41 195V196H42ZM55 195L57 196V197H55ZM73 195V196H72ZM84 195V196H83ZM94 197H93V196ZM100 197H98V196ZM109 195V196H108ZM123 195V196H122ZM133 195V196H132ZM135 195V196H134ZM143 195H144V197H143ZM163 195H164V197L165 196H167V197H165L164 199H163ZM170 195V196H169ZM195 195V196H194ZM200 195H201V197H200ZM208 195V196H207ZM219 195V196H218ZM224 195V196H223ZM230 195V196H229ZM253 195V196H252ZM260 195V196H259ZM21 197V199L23 200L24 199V201H26L27 199H29V198H27V196L26 197ZM37 196V195H36ZM36 196H35V199H37V200H39V202L38 201H36V203L39 205V206H41L42 204L40 203V201L42 200H40L39 198H36ZM47 196V195H46ZM89 196V197H88ZM124 196H128V197H124ZM140 196V197H139ZM156 196V197H155ZM179 196V197H178ZM227 196V197H226ZM250 196V197H249ZM0 197H2V196H0ZM69 197V198H68ZM71 197V198H70ZM84 197V198H83ZM86 197V198H85ZM93 199H92V198ZM143 197V198H142ZM155 197V198H154ZM161 197V198H160ZM177 197V198H176ZM188 197V198H187ZM214 197V198H213ZM216 197V198H215ZM256 197V198H255ZM33 198V199H32ZM48 198V197H47ZM81 198H83L82 200L84 201V202H86V200H87V203L85 204H83V202L81 201ZM89 198V199H88ZM91 198V199H90ZM113 198H116L115 200L113 199ZM134 198V199H133ZM147 198L149 199V200H147ZM195 198V199H194ZM210 198V199H209ZM223 198H224V200L226 201H224L223 200ZM235 198V199H234ZM3 200L5 199V198H2ZM2 199L0 200L2 203L5 201H2ZM31 200H34V197H32L31 196V198H30ZM59 199V198H58ZM69 199V200H68ZM96 199H98V201L96 200ZM99 199H101V200H99ZM128 199V200H127ZM137 201H136V200ZM163 199V202L164 203H166L164 206L162 205L163 204V202L161 201ZM181 199V200H180ZM229 199V200H228ZM248 199V200H247ZM22 200H19V201H22ZM42 200V201H43ZM74 200H76V201H74ZM93 200V202L95 203H91V201ZM179 200V201H178ZM182 200H184V202L182 201ZM210 200V201H209ZM242 200V201H241ZM245 200V201H244ZM253 200V201H252ZM262 200V201H261ZM28 202H30L29 200H27ZM43 201V205H44V202ZM62 201V200H61ZM72 201V202H71ZM74 201V202H73ZM90 201V202H89ZM96 201V202H95ZM102 201H103V203H102ZM125 203H124V202ZM134 201V202H133ZM153 201V202H152ZM167 201V202H166ZM171 201H172V203H171ZM242 203H241V202ZM249 201V202H248ZM10 202V207H11V203H15L14 202V200L12 201V199L9 201ZM98 202V203H97ZM122 202V203H121ZM129 202V203H128ZM144 202H146V203H144ZM147 202H149V204L147 203ZM152 202V208H151V203ZM156 202V203H155ZM159 202V203H158ZM192 202V203H191ZM219 202V203H218ZM6 203H3V204H5L6 205ZM21 203V202H20ZM32 203H33V206L34 207H32ZM31 204H30V206L28 205L27 207H30V208H34L35 209V207H36V205L37 204H34L35 203V200L32 202ZM47 203H45V204H47ZM79 205H78V204ZM82 203V205L81 206H83L82 207V209L84 210L83 212H82V209L80 208L81 206H80V204ZM89 203H91V205L89 204ZM97 203V204H96ZM106 203V204H105ZM137 203V204H136ZM155 203V204H154ZM161 203V205H159ZM169 205H168V204ZM228 203V204H227ZM244 203H245V205H244ZM256 203V204H255ZM7 204H9V203H7ZM41 204V205H40ZM150 205V206H148V205ZM157 204V206H155ZM181 204V205H180ZM193 204V205H192ZM220 204V205H219ZM241 204V205H240ZM262 204V205H261ZM71 205V206H70ZM72 205H74V206H72ZM87 207H86V206ZM93 205V206H92ZM95 205H97V206H95ZM108 205V206H107ZM142 205V206H141ZM167 205V206H166ZM184 205V206H183ZM190 205V206H189ZM244 205V206H243ZM258 205H260V206H258ZM1 206V205H0ZM6 206H8V205H6ZM6 206H1L2 208H4V209H8ZM8 206V207H9ZM78 206H80V207H78ZM90 206H91V208H90ZM94 206H95V208H94ZM120 206V207H119ZM145 206V207H144ZM148 206V207H147ZM154 206L156 207V209H154ZM160 206H162V208H166L167 207V209L165 210V209H163V210H165V211H163L162 210V208L160 207ZM171 206H172V208H171ZM201 206V207H200ZM213 206V207H212ZM220 206H222V207H220ZM225 206H227V207H225ZM247 206V207H246ZM249 206H251V207H249ZM64 207H66L65 205H64ZM147 207V208H146ZM161 208V209H158V208ZM174 207L176 208V209H174ZM189 207V208H188ZM208 207V208H207ZM210 207V208H209ZM216 207H218V208H216ZM225 207V208H224ZM262 207V208H261ZM29 208V209H30ZM38 208V207H37ZM36 208V209H37ZM148 208H149V210H151V211H149L148 210ZM151 208V209H150ZM196 208V209H195ZM201 208V209H200ZM203 208V209H202ZM211 208H213L212 210H211ZM235 208V209H234ZM253 208H254V210H253ZM257 208V209H256ZM34 209H32V211H34ZM81 209V210H80ZM90 209V210H89ZM92 209V210H91ZM94 209H96V210H94ZM99 209V210H98ZM109 209H111L113 212H114V214H113V212L111 213V210H109ZM132 211V214H131V211ZM143 209L145 210H148V211H143ZM159 211H158V210ZM169 209V210H168ZM171 209V210H170ZM208 209V210H207ZM223 209V210H222ZM232 209H233V211H232ZM243 211H242V210ZM250 209V210H249ZM1 210V209H0ZM68 210V211H67ZM70 210H71V212H70ZM80 210V211H79ZM109 210V211H108ZM115 210L119 213L118 215L115 213ZM153 210H155V211H157V212H154ZM194 210V211H193ZM201 210V211H200ZM219 210H221V211H219ZM30 211H31V209H30ZM78 211V212H77ZM89 212V214H88V212ZM91 211V212H90ZM97 213H96V212ZM129 211V212H128ZM133 211H134V213H133ZM142 211H143V213H142ZM160 211H162L163 213L165 212V216H167V218H165L164 217V215L163 214H161V212ZM171 211V212H170ZM226 211V212H225ZM237 211V212H236ZM240 211V213H238ZM250 213H249V212ZM252 211V212H251ZM79 212H82V214L83 215H81ZM87 212V213H86ZM105 212V213H104ZM137 212V213H136ZM141 212V213H140ZM197 212H198V214H197ZM200 212H201V214L202 215H204V217L200 214ZM234 212V213H233ZM258 214H257V213ZM262 212V213H261ZM108 213V214H107ZM109 213H111L110 215L112 216V215H114V218H113V216L111 217V216H109ZM139 213V214H138ZM151 213H152V215H151ZM155 215H154V214ZM159 213H160V216H159ZM174 213H175V215H174ZM194 213V214H193ZM217 213V214H216ZM248 213V214H247ZM260 213V214H259ZM61 214H62V212H61ZM87 214V215H86ZM93 214V215H92ZM96 214V215H95ZM106 214L108 215V216H106ZM127 214V215H126ZM142 214H145V215H142ZM167 214V215H166ZM177 214V215H176ZM227 214V215H226ZM241 214H243V215H241ZM250 214V215H249ZM252 214V215H251ZM85 215H86V217H85ZM89 215V216H88ZM95 215V221H94V216ZM103 215V216H102ZM121 215V216H120ZM124 215V216H123ZM127 216V218H125L126 216ZM132 215V216H131ZM136 216V217H134V216ZM139 215V216H138ZM150 216V219L153 217V215H154V217L151 219L152 221H150V219H148L149 217H147V216ZM156 215H158L159 217H157ZM161 215H162V219H161ZM187 215V216H186ZM212 215V216H211ZM215 215H217V216H215ZM229 215V216H228ZM231 215V216H230ZM247 215H248V218H247ZM257 215V216H256ZM67 216V217H66ZM78 216V217H77ZM91 216V217H90ZM117 217V220H116V217ZM141 216V217H140ZM152 216V217H151ZM169 216V217H168ZM171 216V217H170ZM178 216V217H177ZM198 216V217H197ZM201 216V217H200ZM207 216V217H206ZM249 216H250V220L251 221H249ZM252 216V217H251ZM255 216V217H254ZM81 217V218H80ZM83 217H85V219L83 218ZM109 217L111 218V219H109ZM119 217V218H118ZM120 217H122V218H120ZM130 217V218H129ZM134 217V218H133ZM138 217V218H137ZM144 217V218H143ZM157 217V218H156ZM199 218V219H196V218ZM217 217V218H216ZM236 217V218H235ZM245 218V219H243V218ZM64 220H63V219ZM89 218V219H88ZM99 218V219H98ZM105 218V219H104ZM108 218V219H107ZM123 218L124 219H127V220H123ZM142 219V221H143V219H144V221L142 222L143 223V225L141 224V219ZM169 218V219H168ZM180 220H179V219ZM182 218H183V220H182ZM187 218V219H186ZM190 218V219H189ZM193 218V219H192ZM206 218V219H205ZM214 218V219H213ZM247 218V219H246ZM57 219H59V221L57 220ZM101 219V220H100ZM119 219V220H118ZM138 219H139V221H138ZM156 219V220H155ZM157 219H160V220H167V221H169V223H171L170 224V226H167L166 227V225H168L169 223L168 222H166V224H165V221H159L158 220V222H157ZM176 219H177V221H176ZM185 219V220H184ZM209 219V220H208ZM217 219V220H216ZM222 219V220H221ZM255 219V220H254ZM262 219V220H261ZM60 220H61V222H60ZM63 220V221H62ZM66 220V221H65ZM74 220V221H73ZM99 220V221H98ZM104 220V221H103ZM145 220H149V221H147V223H146V221ZM248 220V221H247ZM88 221V222H87ZM114 221H116V222H118V223H116L115 222V224L113 223ZM136 222V225L137 224H140V225H138L141 229H139V227L137 226H135L134 225V223ZM172 221V222H171ZM184 221V222H183ZM186 221V222H185ZM218 221V222H217ZM246 221V222H245ZM31 222V221H30ZM30 222H28V226H32L31 225V223ZM63 222V223H62ZM92 223L91 225L90 224H87L86 225V223ZM102 222V223H101ZM125 224H127V222H128V226L127 225H125V226H127L126 228V230H125V228H123L124 227V223ZM149 222V223H148ZM153 222V223H152ZM160 222H162L163 224H165V225H163V224H160ZM173 222L175 223V224H173ZM190 222V223H189ZM192 222V223H191ZM207 222V223H206ZM210 222V223H209ZM222 224H221V223ZM223 222H224V225H223ZM251 222V223H250ZM263 222V223H262ZM53 223V224H52ZM60 223V224H59ZM62 223V224H61ZM78 223V224H77ZM83 223V224H82ZM97 223V224H96ZM108 223V224H107ZM179 223H180V225L182 226H180L179 225ZM198 223V224H197ZM209 223V224H208ZM235 223H237L236 225H235ZM250 223V224H249ZM58 224V225H57ZM101 224V227L99 226ZM110 224H112V225H110ZM118 224H121V228L119 227V225ZM130 224V225H129ZM183 224V225H182ZM52 225V226H51ZM62 227H61V226ZM85 225V226H84ZM90 225V226H89ZM93 225H95L94 227H92ZM104 225H107V226H109V227H107V226H105L106 228H103V229H101L102 227ZM115 225V226H114ZM151 226V228H149L148 230H147V228H146V230L147 231H145L144 230V233H143V229H144V227L145 226ZM155 225V226H154ZM198 225H199V227H198ZM201 225V226H200ZM210 225H211V227H210ZM215 225V226H214ZM226 225V226H225ZM254 225V226H253ZM49 226V227H48ZM75 226V227H74ZM77 226V227H76ZM83 226V227H82ZM88 226H89V228H88ZM98 226V227H97ZM156 226H158V228L159 229H162V232H163V229H165V231L163 232L164 234H162L161 235V237H159L160 236V233H158V235H156V236H158V237H156L155 236V234H157V230H156ZM174 226V227H173ZM178 228V229H176V227ZM185 226H186V228H185ZM213 226V227H212ZM222 226V227H221ZM233 227V230H231V228ZM242 228V229H240V227ZM244 226V227H243ZM20 227H23L24 228V224H23V226H20ZM80 227H81V229H80ZM84 227H86L85 229H84ZM96 227V228H95ZM113 227V228H112ZM118 227V228H117ZM128 227H129V229L131 228V230L133 229H136V228H138L137 230H135V231H133V234H136L135 236H133L132 237V231L130 232V230L128 229ZM136 227V228H135ZM168 227H171V228H168ZM181 227V228H180ZM191 227H193V229L191 228ZM219 227V228H218ZM22 228V229H23ZM58 228H63V229H59L58 230ZM95 229V231H93L94 229ZM99 228V229H98ZM117 229V231H116V229ZM169 230H167V229ZM180 228V229H179ZM191 230H190V229ZM209 228V229H208ZM227 228V229H226ZM22 229H19L20 231L22 230ZM24 229H26V226H25V228ZM50 229V230H49ZM74 229V230H73ZM76 229V230H75ZM90 229V230H89ZM91 229H93V230H91ZM107 231V234H106V232H105V230ZM110 229L115 233H113V232H111L110 233ZM124 231V233H123V235H122V230ZM150 229H153V231H151ZM174 229V230H173ZM189 229V231H187ZM195 229V230H194ZM206 229H208V230H206ZM219 229V230H218ZM226 229V230H225ZM244 229V230H243ZM263 228L261 227V229H259V230H262ZM84 230V231H83ZM103 230V232H104V234L103 233H101V231ZM166 230L168 231V232H166ZM199 230V231H198ZM209 230H211V231H209ZM214 230V231H213ZM225 230V231H224ZM230 230V231H229ZM235 230V231H234ZM246 230V231H245ZM19 231V232H20ZM40 231V232H39ZM58 231V232H57ZM88 231L90 232V233H88ZM99 233H98V232ZM116 231V232H115ZM148 231H149V233H155V234H150V236H149V234H148ZM160 231V230H159ZM173 231V232H172ZM191 231H193V232H195V233H193V232H191ZM197 231V232H196ZM209 231V232H208ZM218 231V232H217ZM227 231V232H226ZM231 231H233V232H231ZM243 231V232H242ZM246 233H245V232ZM254 231L255 232H257L256 231V229H254ZM22 232H24V231H22ZM37 232V233H36ZM45 234H44V233ZM93 232H95V233H93ZM108 232H109V235H108ZM126 232L127 233H129V234H131V239H130V235L129 234H126ZM134 232H136V233H134ZM142 232V233H141ZM145 232H147V233H145ZM165 232H166V234H165ZM179 234H178V233ZM216 232V233H215ZM222 232V233H221ZM248 232V233H247ZM47 233V234H46ZM54 233V234H53ZM56 233V234H55ZM84 233H86V234H84ZM96 233H97V235L99 236H101L100 238L96 235ZM121 233V234H120ZM169 235H168V234ZM180 233H182V235L180 234ZM197 233V234H196ZM226 235H225V234ZM234 233H235V235H234ZM28 234V235H27ZM67 234V235H66ZM80 234H78V235H80ZM102 234L103 235H105V236H102ZM113 234V235H112ZM118 236H117V235ZM142 234H145V236L144 235H142ZM188 234V235H187ZM194 234H195V236H194ZM201 236H200V235ZM213 234V235H212ZM223 234V235H222ZM229 234V236H227ZM231 234H233L232 236H231ZM238 234V235H237ZM243 234V235H242ZM251 234H253V233H251ZM42 235H43V237H42ZM51 235H52V237H51ZM58 235V237H60ZM86 235V236H85ZM89 235V236H88ZM114 237L113 239L111 238L112 236ZM117 236V237H115V236ZM120 235H121V237H123V238H121V239H123V240H121V239H119L120 238ZM125 235V236H124ZM153 235L155 236V238L153 237ZM167 235V236H166ZM178 235V236H177ZM250 235V234H249ZM40 236H41V238H40ZM49 236V237H48ZM84 236V237H83ZM91 236V237H90ZM92 236H93V238H92ZM95 236V237H94ZM109 236H111L110 238H109ZM128 236V237H127ZM144 237L145 239L143 240V238L142 237ZM152 236V237H151ZM169 236H170V239H169ZM203 236V237H202ZM207 236V237H206ZM218 236V237H217ZM223 236H226L225 238L223 237ZM241 236V237H240ZM34 237V238H33ZM57 237V238H58ZM61 237L56 241L55 239V241L56 242H58L59 243V240L61 241ZM85 237H88V238H85ZM98 237V238H97ZM125 237H126V239L128 238V240H126L125 239ZM149 237V238H148ZM150 237H151V240H152V238H153V240H152V242L155 244H153L151 241H150ZM179 237V238H178ZM196 237H197V239H196ZM201 237V238H200ZM213 237V238H212ZM229 237H232V238H234V239H232L233 241H230V242H232V243H230L229 242V239H231V238H229ZM39 238V239H38ZM49 238V239H48ZM83 238V239H82ZM105 239V241H104V239ZM133 238V239H132ZM138 238V239H137ZM140 238H142V239H140ZM147 238H148V240L150 241H148L147 240ZM160 238V239H159ZM164 240H166V241H168L167 242V244H164V243H166L165 241H162V239ZM167 238V239H166ZM177 238V239H176ZM216 238V239H215ZM217 238H219L218 240H217ZM222 238L223 239H226V238H229L228 240L226 239L225 241L224 240H222ZM237 238V239H236ZM243 238V239H242ZM247 238V237H246ZM260 238H262V239H260ZM260 238H258V239H256V241L254 242V240H252V242L250 243V244H247L245 247H244V249H241V251L242 252H244V253H242L241 251H239V252H237V253H235V254H233V256L231 257H229V258H226V261L224 260L223 261V263L222 264H264V235L262 236V237H260ZM36 240V242H35V240ZM41 239H42V242H40L41 241ZM66 239V238H65ZM88 239H91V240H89L88 241ZM97 241H96V240ZM102 239V240H101ZM110 240V239H112V242L110 241V243H109V241L108 240ZM116 239V240H115ZM120 241H119V240ZM140 239V240H139ZM154 239H156L155 240V242H154ZM158 239H159V242H158ZM173 239V240H172ZM179 239V240H178ZM182 241H181V240ZM194 239V240H193ZM208 239H210V240H208ZM242 239V240H241ZM38 240V241H37ZM50 240V241H49ZM85 240H86V243H85ZM93 240H95V242H93ZM99 240H101L100 241V244H98L99 242ZM125 240L126 241H128L130 244H133V241L134 240H136L135 242H137L138 241V243H137V245L134 243V245L135 246H133L132 248H128V249H130V250H128V249H126L127 248V245H126V243H124L125 242ZM133 240V241H132ZM147 240V241H146ZM189 240V241H188ZM196 240H197V242H199V243H197L196 244ZM203 242H202V241ZM220 240H221V244L223 243V245H219L220 244ZM32 241V242H31ZM34 241V242H33ZM102 241H104V242H106V244L103 242V243H101ZM114 241H115V243H114ZM122 241H124L123 243H124V245L126 246V248H125V246H122L123 245V243H122ZM140 241V242H139ZM143 241H145L146 242V244H145V242H143ZM157 241V242H156ZM174 242V241H177L175 244H177V245H173L174 243H171V242ZM205 241H208V242H206L205 243ZM211 241H212V243H211ZM38 242V243H37ZM55 242V243H56ZM89 242V243H88ZM91 242H93L94 244H98L99 245V250L96 248V246H94V244H93V246L95 247H92L91 245ZM96 242H98V243H96ZM118 242H121V246H122V248H117L116 250H114L113 251V249H114V247L116 248L117 247V244L116 243H118ZM127 242V243H128ZM132 242V243H131ZM144 244H143V243ZM163 242V245L161 244V243ZM180 242V243H179ZM188 242H189V244H188ZM216 242V243H217ZM227 242H229V243H227ZM35 243H37V244H39V245H36ZM54 243V244H55ZM58 243H56V244H58ZM108 243V244H107ZM151 243L153 244V245H151ZM156 243H159V244H161L162 246H160L159 244H156ZM170 243V244H169ZM190 243H194V244H190ZM210 243V244H209ZM43 244H46V245H44V246H42ZM53 244V245H54ZM91 244V245H90ZM102 244H105V245H103L102 246ZM115 244H116V246H115ZM119 244V243H118ZM130 244H128L129 245V247L131 246ZM139 244V245H138ZM140 244H143V245H140ZM183 244H185V245H183ZM196 244V245H195ZM52 245V246H53ZM101 245V246H100ZM109 245V246H108ZM110 245H111V247H110ZM112 245H114V247H112ZM149 247H147V246ZM149 245H151L152 246V248H150L151 246H149ZM160 246V248L162 247L163 249H159V246ZM170 245V246H169ZM180 245H181V247H180ZM187 245H188V247H187ZM204 245V246H203ZM206 245V246H205ZM213 245V246H214ZM251 245V246H250ZM52 246H50V247H52ZM56 246V245H55ZM55 246H53L54 248H55ZM86 246H88V247H86ZM118 246H120V245H118ZM120 246V247H121ZM155 248H157V249H153L154 247ZM157 246V247H156ZM167 246V247H166ZM183 246V247H182ZM192 248H191V247ZM196 246H197V248H196ZM260 246V247H259ZM49 247V250H51L52 248H50ZM91 247H92V251H91ZM108 247H109V249H108ZM143 247L145 248V249H143ZM169 247V248H168ZM190 247V248H189ZM195 247V248H194ZM201 247V248H200ZM204 247V248H203ZM212 247V246H211ZM210 247V248H211ZM103 248H104V250H103ZM165 248V249H164ZM172 248V249H171ZM173 248H174V250H173ZM175 248H176V250H175ZM185 248V249H184ZM200 248V249H199ZM246 248V249H245ZM249 248V249H248ZM97 249V251L95 252V250ZM107 249V250H106ZM119 249H121L122 250V252L119 250ZM125 249V250H124ZM132 249V250H131ZM147 249V250H146ZM149 249L150 250H156L155 251V253H154V251L152 252L151 251V253H152V255H151V253H150V251H149ZM179 249V250H178ZM194 249V250H193ZM205 249V250H204ZM209 249V248H208ZM232 249V248H231ZM44 250V249H43ZM43 250H42V255L43 256H45V258H48L49 257V255H51V253L53 252V251H50L49 252V250L48 249H45V250H48V251H46V252H49V253H46L45 251H44V253H43ZM54 250V249H53ZM101 250H103V251H105L106 250V253H104V252H102ZM111 250V251H110ZM117 250L119 251V254L116 256V254L118 253L117 252ZM158 250H160V251H158ZM164 252L165 250V252L163 253L162 251ZM170 250L173 252H170ZM185 250V251H184ZM192 252H191V251ZM215 250V249H214ZM244 250V251H243ZM248 250V251H247ZM11 251V252H10ZM16 251V250H15ZM99 251H101V256L102 257H100V252ZM110 251V252H109ZM140 251H144V252H140ZM180 251V252H179ZM14 252V251H13ZM107 252H108V254H110V255H108L107 254ZM113 252V253H112ZM121 252V253H120ZM135 252H133V253H135ZM147 252V254H145ZM149 252V253H148ZM157 252L159 253V254H157ZM162 252V253H161ZM182 252H184V253H182ZM199 252H201V254L199 253ZM262 252V253H261ZM46 253V254H45ZM125 253V252H124ZM133 253L131 254V255H133ZM142 253V254H141ZM185 253H187V254H185ZM188 253H189V255H188ZM253 253V254H252ZM255 253V254H254ZM260 253V254H259ZM35 254H37V253H35ZM47 254H49V255H47ZM99 254V255H98ZM105 254L107 255V257L108 258H105L104 256H105ZM125 254H127V253H125ZM149 254V255H148ZM164 254V256H163V258H161L162 257V255ZM173 254V255H172ZM180 254V255H179ZM183 254H184V256H183ZM195 255V257H193L194 255ZM240 254V255H239ZM48 257H47V256ZM78 255V254H77ZM77 255H72L71 257H73V258H71L70 256H69V258H68V260H67V263H68V261H70V258H71V260L73 259V262H69L70 264L72 263V264H85V262H84V260H83V258L81 259V257H83V256H79L78 258L77 257H75L74 258V256H77ZM91 255H93V256H91ZM104 255V256H103ZM128 255H130V254H128ZM153 255H155V257L153 256ZM160 255V256H159ZM177 255V256H176ZM250 255V256H249ZM40 256H41V254H39L38 255V257H39V259H40ZM98 256H99V258H98ZM118 256H119V258H118ZM141 256H143L142 258L144 259H142L141 258ZM262 256V257H261ZM130 257V256H129ZM129 257H127L128 259H130V260H132L133 259V257L131 256L130 258ZM164 257H166V258H164ZM180 257V258H179ZM234 257V258H233ZM41 258L44 260V258L41 256ZM80 258V260H78V262L76 263V261L77 260H75V259H79ZM111 258V259H112ZM152 258V259H151ZM186 258V259H185ZM2 259V258H1ZM102 259L104 260L103 262H102ZM112 259V260H113ZM122 259V258H121ZM127 259V260H128ZM140 259H142V260H140ZM146 259V260H145ZM171 259V260H170ZM257 261H256V260ZM75 260V261H74ZM98 260V261H99ZM125 260V259H124ZM130 260H128V262L126 263L125 261V264H134L135 263V261L133 262V261H131L130 262ZM140 260V261H139ZM161 260V261H160ZM239 260V261H238ZM153 261V262H152ZM158 261V262H157ZM160 261V262H159ZM230 261V262H229ZM244 261V262H243ZM261 261V262H260ZM79 262H81V263H79ZM106 262V261H105ZM133 262V263H132ZM143 262H141V263H143ZM152 262V263H151ZM168 262V263H167ZM185 262V263H186ZM135 263V264H136ZM220 263V264H221ZM183 264H184V262H183Z\"/></svg>","mask_w":264,"mask_h":264},{"label":"bare ground","instance_id":"bare-ground-1","mask_svg":"<svg viewBox=\"0 0 264 264\" xmlns=\"http://www.w3.org/2000/svg\"><path fill=\"white\" fill-rule=\"evenodd\" d=\"M6 1H7V0H6ZM8 1H9V0H8ZM20 1H21V0H20ZM22 1H23V0H22ZM24 1H27V0H24ZM24 1H23V2H24ZM35 1H36V0H35ZM35 1H33V2H35ZM41 1H42V0H41ZM43 1H44V0H43ZM51 1H52V0H51ZM61 1H63V0H61ZM64 1H65V0H64ZM69 1H70V0H69ZM76 1H77V0H76ZM76 1H75V3H76ZM78 1H81V0H78ZM78 1H77V2H78ZM90 1H91V0H90ZM95 1H97V0H95ZM95 1H94V2H95ZM102 1H103V0H101V2H102ZM107 1H109V0H105V1H103V3H104V4H109V2H108V3H105V2H107ZM112 1H114V0H112ZM131 1H133V0H131ZM153 1H154V3H155V0H147V1L145 0V1H143V2L140 1V0H137V2H134V1H133V2H132V3H133V6H132L133 8H132V10H134L135 14H137V16H138V13H139V12H138L136 9L141 8L143 5L145 6L147 3H149V5H151L152 3H150V2H153ZM163 1H164V0H162V2H163ZM165 1H166V0H165ZM167 1H168V0H167ZM179 1H180V0H179ZM195 1H196V0H195ZM223 1H225V2L227 1V3L224 2V3H225V4H224L222 1H220V4H221V2H222V4H221L220 7H222L223 4H224V5L228 4L229 7H228V9L225 8V9H226L225 11H227V12H224V14H223V11H222V14L220 13V14H221V17H222V15H225L226 13H228V14L230 13V14H231V13H236V12H237V15H236V14H234V15L231 14V15H232L233 17H234L235 15H236V16H239V15H238L239 11H241L240 14H241L242 11H243V13L245 12L244 15H245V14L247 15V16L245 15V18H244L243 13L241 14V15H243V16H241V17H243L242 20H244V21L247 20L246 17H248V15L250 16V21H249L250 23H248V25H246V27L248 26L247 29L243 30L242 32H241V31H240V32L238 31L239 33H241L242 35H244L245 33H248V34L250 33V34H251L252 31L254 32L255 27L258 28V26L261 27V28H259V29H260V31H262L261 29L264 27V24H262V23H263L262 20H264V0H243V1L240 0L241 2H239V0H234L232 3H235V5L231 3V0H229V1H228V0H223ZM235 1H238L237 4H236ZM0 2H1V1H0ZM18 2H19V0H18ZM23 2H22V3H23ZM36 2H38V0H37ZM36 2H35V3H32V4L36 5ZM44 2H45V1H44ZM65 2L70 3V2H68V0H66ZM81 2H83V7H85V6H84V3H85V4H86V3L89 4V3H88L89 0H87V2H86V0H83V1H81ZM91 2H92V1H91ZM94 2H93V4H94ZM114 2H115V1H114ZM118 2H120V1H117L116 3H118ZM123 2H125V1H123ZM128 2H129V4H130V6H131L132 3H130V0H128ZM128 2H127V3H128ZM138 2H139V3H138ZM156 2H157V3H155V4H156V5H159L158 2H160V1L158 0V1H156ZM207 2H209V1H207ZM217 2H219V1H217ZM228 2H229L230 4H229ZM4 3H5V2L3 1V4H4ZM10 3H11V2L9 1L8 4H10ZM13 3H14V2H13ZM15 3H17V1H16ZM30 3H31V2H30ZM30 3H29V5H28V3H27V5H28V7L31 9L33 5L31 4L32 6L30 7ZM42 3H43V2H42ZM42 3H41V4H42ZM49 3H51V4L53 3V4H54V2H50V1L48 0V4H49ZM75 3H74V4H75ZM97 3L100 4L99 2H97ZM103 3H102V5H103ZM127 3H124V4L127 5ZM134 3H136V4H134ZM164 3H167V2H164ZM179 3H180V2H179ZM11 4H12V3H11ZM23 4H24V3H23ZM25 4H26V3H25ZM25 4H24V6H25ZM38 4L40 5V3H38ZM38 4H37V5H38ZM43 4H44V3H43ZM48 4L46 5V3H45L44 6H46V8H49V9L52 8L51 6H50V7H47ZM53 4H52V5H53ZM58 4H59V3H58ZM63 4H64V3H63ZM70 4H71V3H70ZM70 4H69V5H70ZM77 4H80V2H78ZM98 4H97V6H98ZM112 4H113V3H112ZM118 4H119V3H118ZM124 4H123V5H124ZM129 4H128V6H129ZM220 4H219V5H220ZM231 4H232V5H231ZM1 5H2V4H1ZM1 5H0V6H1ZM18 5H19V3H18ZM54 5L57 6L56 3H55ZM60 5H62V4H60ZM64 5H65V4H64ZM64 5H62V6H64ZM75 5H76V4H75ZM75 5H73V7H74ZM109 5H110V4H109ZM113 5H114V4H113ZM121 5H122V3H121ZM160 5H161V3H160ZM162 5H164V4H162ZM177 5H178V4H177ZM213 5H214V4H213ZM213 5L211 4V6H213ZM215 5H216V4H215ZM219 5H218V6H219ZM5 6H6V4H4L3 7H5ZM21 6H22V5H21ZM41 6H43V5H41ZM77 6H78V5H77ZM77 6H76V7H77ZM104 6H105V5H104ZM106 6L108 7V5H106ZM106 6H105V7H106ZM110 6H111V5H110ZM119 6H120V5H117L118 10H119ZM146 6H147V5H146ZM146 6H145V7H146ZM168 6H169V5H168ZM192 6H193V5H192ZM7 7H8V6H7ZM11 7H14V4H13ZM22 7H23V6H22ZM22 7H19V8L17 7V9L20 11V15H21V10H20V8L23 9ZM25 7L27 8V6H25ZM25 7H24V9H25ZM36 7H37V6H36ZM39 7H40V6H39ZM60 7H61V6H60ZM64 7H65V6H64ZM71 7H72V4H71ZM78 7H79V6H78ZM88 7H89V6H88ZM93 7H96V6H93ZM93 7H90V9H89V8H88V9H89L90 11H92V8H93ZM102 7H103V6H102ZM107 7H106V8H107ZM111 7H112V6H111ZM126 7H127V6L124 5V8H123V6H122V9H125ZM152 7H154V6L152 5ZM157 7H158V6H157ZM171 7H172V6H171ZM0 8L3 9L2 6H1ZM43 8H44V7H43ZM58 8H59V7H58ZM62 8H63V7H62ZM66 8H67V7L64 8V11L66 10ZM96 8H97V7H96ZM96 8H94V9L96 10ZM128 8H129V7H128ZM146 8H148V7H146ZM146 8H145V10H146ZM150 8H151V7H150ZM155 8H156V7H155ZM158 8H159V7H158ZM162 8H163V7H162ZM213 8H215V7H213ZM1 9H0V10H1ZM15 9H16V8H14L13 10L15 11ZM24 9H23V10H24ZM27 9H28V8H27ZM27 9H25V11H26ZM33 9H34V8H33ZM40 9L42 10V7L39 8V9H37V10H40ZM54 9H55V8H54ZM56 9H57V8H56ZM56 9H55V10H56ZM59 9H60V8H59ZM59 9H58V11H59ZM97 9H99V8H97ZM120 9H121V8H120ZM142 9H143V8H142ZM206 9H207V8H206ZM223 9H224V7H223ZM223 9H220V10H218V11L221 12V10H223ZM4 10H5V9H4ZM44 10H45V9H44ZM52 10H53V8H52ZM55 10H54V11H55ZM60 10H61V9H60ZM78 10H79V9H78ZM82 10H83V8H82ZM85 10H87V6H86V9H84V11H85ZM95 10H93V11H95ZM113 10H115V9H113ZM116 10H117V9H116ZM116 10H115V11H116ZM118 10H117V11H118ZM126 10H127V8H126ZM147 10L149 11V9H147ZM153 10H154V9H153ZM155 10H156V9H155ZM202 10H203V9H202ZM211 10H212V9L210 8V11H211ZM216 10H217V7H216ZM216 10H214V11H216ZM1 11H2V10H1ZM19 11H18V12L16 11V13L19 14ZM25 11H24V12H25ZM28 11H29V10H28ZM31 11H32V10H31ZM31 11H30V12H31ZM35 11H36V10H35ZM45 11H46V10H45ZM54 11L51 12V13H54ZM56 11H57V10H56ZM56 11H55L54 14H51V13H49V12L47 11V12H46V13H47V16H48V14H49L51 17L54 15V17L56 18V13H57V15H59L58 13H60V12H58V11L56 12ZM62 11H63V10H61V12H62ZM64 11H63V12H64ZM79 11H80V10H79ZM84 11H83V12H84ZM90 11H89V12H90ZM93 11L90 12V15H91V13L93 14V13L96 12V11H95V12H93ZM105 11H106V10H105ZM108 11H109V10H108ZM108 11H107V12H108ZM115 11H114V12H115ZM136 11H137L138 13H137ZM139 11H140V10H139ZM162 11H164V10H162ZM193 11H194V10H193ZM195 11H196V10H195ZM212 11H213V10H212ZM212 11H211V12H212ZM2 12H3V11H2ZM4 12H5V11H4ZM7 12H9V10H8ZM24 12H23V14H24ZM30 12H29V13H30ZM37 12H39V11H37ZM42 12H43V11H42ZM42 12H41V13H42ZM63 12H62V13H63ZM65 12H66V11H65ZM67 12H68V10H67ZM83 12H82V15H83ZM101 12H102V11H101ZM120 12H121V11H120ZM123 12L125 13V11H123ZM127 12H129V10H128ZM140 12H141V11H140ZM144 12H145V11H144ZM144 12H142V13H144ZM150 12H151V11H150ZM150 12H149V13H150ZM164 12H165V11H164ZM198 12H199V11H198ZM206 12H207V11H206ZM0 13H1V12H0ZM11 13H12V12H11ZM14 13H15V12H14ZM31 13L33 14V12H31ZM31 13H30V14H31ZM62 13L60 14V17L64 14V13H63V14H62ZM68 13H69V15H66V14H68ZM68 13H66V14H64V15H65V16H70L71 13H70V12H68ZM86 13H88V12L86 11ZM96 13H97V12H96ZM98 13H100V10H99ZM117 13L119 14V12H117ZM129 13H131V10H130ZM142 13H141V14H142ZM153 13H154V12H153ZM176 13H177V12H176ZM217 13H219V12H217ZM5 14H7V13H5ZM5 14H4V15H5ZM9 14H10V13H9ZM9 14H8V15H9ZM32 14H31V15H32ZM42 14H44V13H42ZM77 14H78V13H77ZM77 14H75V16H76ZM80 14H81V12H80ZM110 14H111V12H110ZM110 14H109V15H110ZM118 14H117V15H118ZM141 14H140V17H141ZM144 14H145V13H144ZM146 14H147V13H146ZM156 14H157V12H156L155 14H153V15H156ZM162 14H163V13H162ZM189 14H190V13H189ZM206 14H207V13H206ZM228 14H227V15H228ZM0 15L2 16L3 14H0ZM8 15H6L7 18L5 17V18H6V22H7L8 20H10V19H8V17H9L10 15H9V16H8ZM13 15L15 16V14H12V16H13ZM25 15H26V14H25ZM25 15L23 16V18H26ZM31 15H30V16H31ZM36 15H37L36 17L39 16L38 14H36ZM64 15H63V16H64ZM71 15H72V14H71ZM88 15H89V14H88ZM90 15H89V16H90ZM96 15H97V14H96ZM96 15H95V16H96ZM98 15H99V14H98ZM102 15H103V14H102ZM120 15H121V14H120ZM127 15L130 16V14H127ZM127 15L124 14V15H121L122 17H121V16H118L117 18H113V13H112V15H111L112 17H111V16H109V17H111L110 19H113V20H111V21H109V22H108V21H105V20L108 19V16H107V17L103 16V17H105V18H104V20L101 21V27H102V28L99 27V26H100V22H98L99 25H96V24H97V22H96V19H97V18L95 19V24H94V23L92 22V20H91L92 24H89L87 27H85L86 29L83 28V27H84V26H83L81 30H84V29L87 30V33H88V34H89V32H90L88 28H89L90 26L92 27L93 24H94V25H93L92 29H91V27H90V30H92V33H93V31H94L95 26H98L99 30H101V31H99L98 28L96 27L97 30L95 29V34L93 33L94 35H93L91 32H90V33H91L92 35H91L90 37H88L89 35H88V36L86 35L87 38H89V39H88L89 41L87 40L88 43L85 41L86 38L84 37V38H85L84 41L86 42V43H85V42H84V43H85V46H86V47H83V45H82V47H83V50H84L85 52H84L81 48H79V49L77 48L78 52H79V50H80V52L85 53V54H82V55H83V58H81L82 56H80L79 58H77L76 55H75V53H73L72 56H71V57L74 56V57H73L74 60H75V58H76V61H77L76 64H78V61H79V60H77V59H80V58H81V59H85V58H84V55H86V60H88L89 57H91V55H92L91 53H93V51L95 52L97 49L100 50V47H101L100 44H101V41H103L104 36L102 37V39H101L100 37H101L102 35H104L108 30H110V27H111V26L114 27V26H117V25H118L117 27H118V29H119V24L121 23V21L124 20V19H123L124 17H126L125 19L127 20ZM142 15H143V14H142ZM163 15H164V14H163ZM168 15H169V14H168ZM227 15H225V17H226ZM12 16H10V17H12ZM14 16H13L12 18H14ZM16 16H17V14H16ZM50 16L47 17V18H48V20H47V25H48V23L50 24V19H51V21L54 19V17H53V18H50ZM72 16H74V14H73ZM89 16H88V17H89ZM91 16H92V15H91ZM99 16H101V14H100ZM145 16H146V15H145ZM188 16H189V15H188ZM194 16H196V15H194ZM205 16H206V15H205ZM207 16H208V15H207ZM211 16H212V15H211ZM2 17H3V16H2ZM10 17H9V18H10ZM17 17H18V16H17ZM21 17H22V15H21ZM57 17L59 18V16H57ZM81 17H82V16H81ZM96 17H97V16H96ZM101 17H102V16H101ZM152 17H154V16H152ZM161 17H162V16H161ZM175 17H177V16L175 15ZM175 17H174V19H175ZM201 17H202V16H201ZM217 17H218V16H217ZM221 17H220V18H221ZM225 17H223V18H225ZM32 18L34 19V16H33V17L31 16L30 19L33 20ZM44 18L46 19V15H45V16L43 15V19H44ZM58 18H56L55 21H57ZM63 18L69 20L67 17H63ZM63 18L61 17V18H59L60 21H59V20L57 21L59 26H60V22H61V23H64V21H63L64 19H63ZM82 18L84 19V17H82ZM89 18H90V17H89ZM106 18H107V19H106ZM121 18H122V19H121ZM130 18H133V17H130ZM135 18H136V17H135ZM141 18H142V17H141ZM141 18H140V19H141ZM157 18H158V17H157ZM157 18H156V19H157ZM195 18H196V17H195ZM220 18H219V19H220ZM223 18L221 19L222 21L224 20L223 25H224V23L227 24V23H228L227 20H228V18H229V15H228L227 18H226L227 20H226V19H223ZM234 18H236V17H234ZM7 19H8V20H7ZM17 19H19V18H17ZM21 19H22V18H21ZM21 19H20V20H21ZM27 19H29V17H28ZM37 19H38V18H37ZM40 19H41V17H40ZM45 19H44V20H45ZM62 19H63V20H62ZM73 19H74V18H73ZM91 19H93V18H91ZM102 19H103V18H102ZM169 19H170V18H169ZM181 19H182V18H181ZM181 19H180V20H181ZM184 19H185V18H184ZM209 19H210V18H209ZM211 19H212V18H211ZM1 20H2V19H1ZM13 20H14V19H13ZM15 20H16V19H15ZM20 20H17V21H20ZM25 20H26V19H25ZM31 20H30V22H31ZM61 20H62V21H61ZM87 20H88V19H87ZM100 20H101V19H99L98 21H100ZM117 20H118V21L121 20V21H119L120 23H118ZM142 20H143V19H142ZM144 20H145V18H144ZM144 20H143V21H144ZM190 20H191V19H190ZM198 20H199V19H198ZM213 20H214V19H213ZM221 20H220V21H221ZM225 20H226V22H225ZM233 20H234V19H233ZM237 20H239L238 17H237ZM240 20H241V19H240ZM242 20H241V21H242ZM23 21H24V20H23ZM33 21H34V20H33ZM35 21H36V19H35ZM38 21H39V20H38ZM40 21H41V20H40ZM40 21H39V22H40ZM45 21H46V20H45ZM48 21H49V22H48ZM55 21H54V23H53V21H52L51 23H53L54 26H56V29H57L58 25H57V24L55 25ZM65 21H66V20H65ZM85 21H86V20H85ZM85 21H84V22H85ZM89 21H90V20H89ZM93 21H94V19H93ZM124 21H125V20H124ZM128 21H129V20H128ZM130 21H131V20H130ZM132 21H135V20L132 19ZM145 21H146V20H145ZM166 21H169V20L166 19ZM175 21H176V20H175ZM187 21H189V20H187ZM187 21H186V22H187ZM220 21H219V23H220ZM229 21H230V20H229ZM4 22H5V20H4ZM27 22H28V21L26 20L25 23L27 24ZM41 22H42V21H41ZM57 22H56V23H57ZM103 22H108V23L104 24ZM115 22H117V23H115ZM126 22H127V21H126ZM136 22H137V20H136ZM140 22H142V21L140 20ZM163 22H164V21H163ZM171 22H172V21H171ZM173 22H174V21H173ZM176 22H177V21H176ZM192 22H194V21H192ZM196 22H197V21H196ZM196 22H194V24H195ZM199 22H200V21H199ZM214 22H215V20H214ZM217 22H218V21H217ZM232 22H233V21H231V23H232ZM234 22L237 23V24H236L237 26H238V24H240V21H239V23H238V21H237V22L234 21ZM1 23H3V22H1ZM12 23H14V22H12ZM16 23H18V22H15L14 24H16ZM20 23H21V25L24 24V22H22V20L19 22V26H21ZM22 23H23V24H22ZM34 23H35V22H34ZM34 23H33V25H34ZM37 23H38V22H37ZM37 23L35 24V26L37 25ZM65 23H66V22H65ZM65 23H64V24H65ZM73 23H74V22L71 21V24H73ZM78 23H80V21H78ZM85 23L88 24V22H85ZM102 23L104 24L103 26H102ZM131 23H132V22H129L130 25H131ZM137 23H138V22H137ZM153 23H154V22H153ZM156 23H157V22H156ZM167 23H168V22H167ZM169 23H170V22H169ZM202 23H203V22H202ZM206 23H209V22H206ZM215 23H216V22H215ZM243 23H245V22L242 21V25H243ZM260 23H261L262 25H260ZM10 24H11V22H10ZM10 24H9V25H10ZM14 24H13V26H14ZM28 24H29V22H28ZM40 24H41V26H42V24H43V25H44V24L46 25V22L44 23V21H43V23H40ZM40 24H38V25L40 26ZM64 24H63V26H64ZM113 24H115V25L113 26ZM116 24H117V25H116ZM122 24H124V22L121 23L120 26H122ZM132 24H133V23H132ZM151 24H152V23H151ZM161 24H162V23H161ZM161 24H160V25H161ZM194 24H193V26H194ZM197 24H198V23H197ZM209 24H210V23H209ZM209 24H208V26H206V25H205V22H204V27H202V29L205 28V30L208 31V30H209L208 27H209V26L212 27V25H209ZM211 24H212V22H211ZM213 24H214V23H213ZM216 24H217V23H216ZM221 24H222V23H221ZM4 25H5V23H4ZM4 25H3V27H2L3 29H5V28H4ZM6 25H7V24H6ZM16 25H18V24H16ZM45 25H44V26H45ZM61 25H62V24H61ZM74 25H75V24H74ZM83 25H85V24H83ZM124 25H125V24H124ZM126 25H128V23H127ZM144 25H145V24H144ZM152 25H154V24H152ZM155 25H156V24H155ZM184 25H185V24H184ZM217 25H219V24H217ZM229 25H230V23H229ZM0 26H1V25H0ZM11 26H12V24H11ZM13 26H12V27H13ZM23 26H26V25L24 24ZM23 26H22L21 28H23ZM28 26L30 27L31 25H28ZM35 26H34L33 28H35ZM39 26H38V27H39ZM41 26H40V27H41ZM50 26L53 27V25H50ZM65 26H66V25H65ZM65 26H64V27H65ZM67 26H69V25H67ZM67 26H66V28H67ZM76 26H78V25L76 24ZM81 26H82V24H81ZM81 26H79V27H81ZM85 26H86V25H85ZM131 26H133V25H131ZM141 26H142V25H141ZM145 26H146V25H145ZM145 26H144V29H145ZM157 26H158V23H157ZM166 26H167V25H166ZM166 26H165V27H166ZM174 26H176V25H174ZM196 26H197V25H196ZM200 26H201V25H200ZM202 26H203V25H202ZM213 26H215V25H213ZM239 26H240V25H239ZM262 26H263V27H262ZM6 27H7V26H6ZM36 27H37V26H36ZM40 27H39V31H40V29H41ZM51 27L49 28V30H53V31H54L55 28L53 27L54 29H53V28L51 29ZM64 27H62V28H64ZM74 27H75V26H74ZM79 27H78V28H79ZM117 27H116V28H117ZM126 27H127V26H126ZM154 27H155V26H154ZM162 27H163V26H162ZM179 27H180V24H179ZM191 27H192V26H191ZM198 27H199V26H198ZM206 27H207L208 29H206ZM216 27H217V26H216ZM222 27H223V26H222ZM222 27H221V28H222ZM241 27H242V26H241ZM246 27H245V28H246ZM9 28H10V27H9ZM9 28H8V29H9ZM17 28H18V26H17ZM19 28H20V27H19ZM19 28H18V29H19ZM26 28H27V27H25L24 29H26ZM44 28L46 29V26H45ZM66 28H64V29H66ZM68 28H69V27H68ZM123 28H124V26H123ZM127 28H128V27H127ZM132 28H133V27H132ZM132 28H130V29H132ZM160 28H161V27H160ZM185 28H186V27H185ZM213 28H214V27H213ZM0 29H1V27H0ZM14 29H16V27H15ZM14 29H11V30H13V32L16 33V31H14ZM45 29H43V32H46ZM75 29H77V28H75ZM134 29H135V28H134ZM156 29H157V28H156ZM171 29H172V28H171ZM187 29H188V28H187ZM192 29H194V28H192ZM195 29H196V28H195ZM195 29H194V30H195ZM198 29H199V28H198ZM210 29H212V28H210ZM226 29H227V28H226ZM228 29H229V28H228ZM234 29H235V28H234ZM239 29H240V28H239ZM239 29H238V30H239ZM11 30H10V31H11ZM16 30H17V29H16ZM30 30H32V29L30 28ZM47 30H48V28H47ZM57 30H58V29H57ZM59 30H60V29H59ZM59 30H58V31H59ZM62 30H63V29H62ZM62 30H60V31H62ZM79 30H80V29H79ZM81 30H80V31H81ZM120 30H123V29L120 28ZM125 30H126V28H125ZM128 30H129V28H128ZM128 30H127V32H128ZM135 30H136V29H135ZM138 30H140V29H137L136 31L138 32ZM165 30H167V28H166ZM169 30H170V29H169ZM169 30H168V31H169ZM179 30H180V29H179ZM184 30H185V29H184ZM194 30H193V31H194ZM199 30H200V29H199ZM203 30H204V29H203ZM212 30H213V29H212ZM231 30H233V29H231ZM5 31H6V29H5ZM20 31H21V30H20ZM23 31H24V30H23ZM26 31H27V29H26ZM36 31H38V28H37ZM39 31H38V32H39ZM53 31H52V32H53ZM65 31H67V29H66ZM69 31H70V30H69ZM69 31H67V32H69ZM71 31H72V30H71ZM76 31L79 33V35H78V33H76ZM76 31H74V29H73L72 32H75V35L77 34V36H79V37L74 36V35H73L74 33H73V34H72L73 38H74V37L77 38V39L80 38V40H81V39H82V38H81V36H82L81 34L84 33L83 36H85V33H86V32L83 31V32L80 33V31H78V30H76ZM88 31H89V32H88ZM97 31H99V32L97 33ZM113 31H114V30H113ZM170 31H172V30H170ZM185 31H186V30H185ZM195 31H197V30H195ZM200 31H201V30H200ZM207 31H205V33H206ZM227 31H228V30H227ZM233 31H234V30H233ZM263 31H264V30H263ZM1 32H2V31H1ZM3 32H4V30H3ZM7 32H8V31H7ZM7 32H5V33H7ZM13 32H12V34H13ZM24 32H25V31H24ZM72 32H71V33H72ZM116 32H118V31H116ZM116 32H113V33H116ZM125 32H126V31H125ZM134 32H135V31H134ZM134 32H132V33H134ZM145 32H146V31H145ZM177 32H178V31H177ZM197 32L199 33V31H197ZM230 32H231V31H230ZM238 32L236 31L237 35H238ZM256 32H257V31L255 30V33H256ZM5 33H4V34H5ZM9 33H10V32H9ZM9 33H7L6 35H8ZM31 33H32V32H31ZM31 33H30V34H31ZM46 33H48L49 36H50L51 31H47ZM56 33H57V32H56ZM107 33L110 35L111 31H109V32H107ZM122 33H123V31H122ZM150 33H151V32H150ZM154 33L157 34V33H158V30H157V32H154ZM159 33H160V32H159ZM190 33H191V28H190ZM190 33H188L189 35L187 34V35H184V36H183L182 34H181V36H180V35H179V36L176 35V37H178V38H176V37L174 36V37H172V38H174V39H172V38L169 39L170 41L166 38V40H165V41H166L165 44H166L167 47H170V50H171V49H176V50H177V49H180V50H179V53H180V51L182 52V49H184V50L186 51V52H184V53H186V55H187V54L190 52L191 49H194V48H195L194 46L198 43V42L196 41V39L199 38V37H197V36H194V38H195L194 41L197 42V43H195V42L193 41V38H192L193 34L190 35ZM202 33H203V32H202ZM205 33H204V34H205ZM221 33H222V32H221ZM226 33H228V32H226ZM231 33H232V32H231ZM236 33H234V34H235V36L237 37ZM260 33H261V32H260ZM24 34H27V33L25 32ZM30 34H29V35H30ZM48 34H47V36H48ZM53 34H55V33L53 32ZM53 34L51 33L52 36H51V38H48V39H53ZM125 34H126V33H124L123 36H124ZM130 34H131V33H130ZM151 34H152V33H151ZM151 34H150V35H151ZM161 34H162V32H161ZM165 34H166V33H165ZM165 34H164V35H165ZM168 34H170V33H168ZM200 34H201V33H200ZM228 34H229V33H228ZM258 34H259V33H258ZM9 35H10V34H9ZM9 35H8V36H9ZM13 35H14V34H13ZM15 35L19 36L18 34H15ZM29 35H27V36H29ZM32 35H33V34H32ZM62 35H63V33H62ZM68 35H69V33H68ZM80 35H81V36H80ZM109 35H108V36H109ZM112 35H113V34H112ZM115 35H116V34H115ZM117 35H118V36H117ZM117 35H116L117 37L120 36V34H118V33H117ZM152 35H153V34H152ZM159 35H160V34H159ZM171 35H172V34H171ZM194 35H195V34H194ZM198 35H199V34H198ZM205 35H206V34H205ZM218 35H219V34H218ZM218 35H215V36L217 37ZM259 35L262 36V34H259ZM3 36H5V35H3ZM17 36H16V37H17ZM30 36H31V35H30ZM64 36H65V34H64L62 37H64ZM70 36H71V35H70ZM72 36H71V37H72ZM133 36H134V35H133ZM146 36L148 37V35H146ZM146 36H145V37H146ZM156 36H158V35H155V37H156ZM166 36H167V35H166ZM169 36H170V35H169ZM202 36H203V35H202ZM202 36H200V37H202ZM211 36H212V35H211ZM222 36H223V35H222ZM229 36H230V35H229ZM232 36H234V35H232ZM235 36H234V37H235ZM251 36H252V34H251ZM256 36H258V35H256ZM25 37H26V36H25ZM25 37H24V38H25ZM33 37H34V35L32 36V39H33ZM59 37H60V36H59ZM66 37H67V35H66ZM96 37H98L99 40L101 39V41H99V40H95ZM109 37H110V36H109ZM111 37H112V36H111ZM114 37H115V36H114ZM114 37H113V38H114ZM121 37H122V35H121ZM147 37H146V38H147ZM153 37H154V36H153ZM160 37H161V36H160ZM160 37H159V38H160ZM196 37H197V38H196ZM219 37H220V36H219ZM223 37H224V36H223ZM234 37H232V38H234ZM241 37H242V36H241ZM241 37H240V38H241ZM245 37H246V36H245ZM253 37H254V36H253ZM263 37H264V35H263ZM0 38H1V37H0ZM5 38H6V37H5ZM24 38H23V39H24ZM39 38H40V37H39ZM39 38H38L39 42H40V41H43V40H40L41 38H40V39H39ZM42 38H43V37H42ZM54 38H55V37H54ZM84 38H83V39H84ZM113 38H112V39H113ZM119 38H120V37H119ZM148 38H150V37H148ZM148 38H147V39H148ZM175 38H176V39H175ZM247 38H250V37H247ZM254 38H255V37H254ZM254 38H253V39H254ZM257 38H258V37H257ZM259 38H261V37H259ZM259 38H258V39H259ZM1 39H2V38H1ZM10 39H11V38H10ZM18 39H22V36H21V38H18ZM30 39H31V38H30ZM45 39H47L46 36L44 37V41H43V43H44V42L47 43V40L45 41ZM58 39H59V38H58ZM60 39L62 40V38H60ZM77 39H75V40L77 41ZM110 39H111V38H110ZM112 39H111V40H112ZM115 39H116V38H115ZM121 39H123V38H120V40H121ZM125 39H126V38H125ZM164 39H165V37H164ZM201 39H202V38H200L199 41H201V42L203 43L204 41H202ZM218 39H219V38H218ZM225 39H226V38H225ZM235 39H236V38H235ZM235 39H234V42H235ZM5 40H6V39H5ZM7 40H8V39H7ZM13 40H14V39H13ZM24 40L26 41V39H24ZM27 40H28V39H27ZM33 40H34V39H33ZM63 40H64V39H63ZM65 40L68 41L67 38H66ZM73 40H74V39H73ZM78 40H79V39H78ZM80 40H79V41H80ZM104 40H105V39H104ZM107 40H108V39H107ZM116 40H117V41H116ZM116 40H115V43L118 42L119 39H116ZM139 40H140V39H139ZM151 40H152V38H151ZM156 40H158V39H156ZM161 40H162V39H161ZM204 40H205V39H204ZM207 40H208V39H207ZM229 40H230V39H228V40H226V41H229ZM240 40H241V39H240ZM260 40H261V39H260ZM1 41H2V40H1ZM3 41H4V39H3ZM15 41H17V40H15ZM29 41H30V40H29ZM34 41H35V40H34ZM55 41H56V40H55ZM70 41H71V40H69V43H70ZM113 41H114V39H113ZM147 41H150V40H147ZM154 41H155V40H154ZM158 41H159V40H158ZM158 41H157V42H158ZM220 41H221V40H220ZM231 41L233 42V40H231ZM231 41H229V43H230ZM255 41H256V39H255ZM255 41L252 40L251 43L253 44V42H255ZM257 41H258V40H257ZM12 42L14 43V41H12ZM20 42H21V41H19V43H20ZM35 42H36V41H35ZM39 42H38V43H39ZM50 42H51V41H50ZM50 42H49V43H50ZM61 42H63V41H61ZM61 42H60V43H61ZM64 42H65V41H64ZM74 42H75V41H74ZM104 42H106V41H104ZM109 42H110V41H109ZM111 42H112V41H111ZM151 42H152V41H151ZM157 42L155 41V43H157ZM210 42H211V41H210ZM221 42H222V41H221ZM223 42H224V41H223ZM223 42H222V45H223ZM240 42H241V41H240ZM242 42H243V41H242ZM246 42H247V41H246ZM4 43H5V41H4ZM7 43H8V42H7ZM15 43H16V42H15ZM29 43H30V42H29ZM32 43H33V42H32ZM36 43H37V42H36ZM36 43H34L33 45H35ZM40 43H41V42H40ZM52 43H53V42H52ZM54 43H56V42H54ZM57 43H58V42H57ZM71 43H72V42H71ZM78 43H79V42H78ZM78 43H77V45H78ZM112 43H113V42H112ZM162 43H163V42H162ZM202 43H199V44L203 45ZM218 43H219V41H218ZM226 43H227V46L230 47L231 43H230L229 45H228V42H225V44H226ZM247 43H248V42H247ZM255 43H256V42H255ZM258 43H259L260 46H261V44H262L263 49L258 45ZM0 44H2V43H0ZM20 44L22 45L23 43H20ZM41 44H42V43H41ZM41 44H40V46H41ZM44 44H45V43H44ZM58 44H59V43H58ZM64 44H65V43H64ZM74 44H75V43H74ZM80 44H81V42H80ZM80 44H79V45H80ZM86 44L89 45V46H87ZM110 44H111V43H110ZM113 44H114V43H113ZM117 44H119V43H117ZM132 44H133V43H132ZM138 44H139V43H138ZM152 44H153V46L155 45L153 42H152ZM159 44L161 45V43L158 42V46H156V48H160V47H159ZM211 44H212V43H211ZM213 44H214V43H213ZM213 44H212V45H213ZM225 44H224V45H225ZM248 44H249V43H248ZM256 44H257L259 47L255 45V46H253V47H255L254 49H258V48L260 49V48H261L262 50H264V38H263L260 42H257ZM13 45H14V44H13ZM18 45H19V44H17V46H18ZM25 45H28V44H25ZM25 45L23 44L24 47H26ZM29 45H30V44H29ZM31 45H32V44H31ZM31 45H30V46H31ZM42 45H43V44H42ZM53 45H54V44H52V45L50 44V47H52V49H53ZM55 45H56V44H55ZM55 45H54V46H55ZM68 45H69V44H68ZM79 45H78V46H79ZM103 45H104V44H102V48L104 47V49H102V48H101V49L104 50V53H103L102 50H101L102 52H101V51L97 52V51H98V50H97V51H96L95 53H93V54L100 53L101 55L104 56V55L106 54L107 51H112V50H110L111 47H110V49H109L108 46H107V47H108V48H107V47H105V46H103ZM105 45H106V44H105ZM107 45H109V43H108ZM119 45H120V44H119ZM128 45H129V44H127V46H128ZM144 45H145V44H144ZM163 45H164V44H163ZM204 45H205V44H204ZM218 45H219V44H218ZM222 45H220V46H222ZM241 45H242V44H241ZM246 45H247V44H245V46H246ZM7 46H8V48H9L10 44L7 45ZM14 46H16V45H14ZM19 46H20V45H19ZM45 46H46V45H45ZM48 46H49V45L47 44L46 47L48 48ZM56 46H57V45H56ZM60 46H61V45H60ZM63 46H65L64 48H67V47H68V46L66 47V45H63ZM63 46H61V47H63ZM99 46H100V47H99ZM111 46H112V45H111ZM117 46H118V45H117ZM129 46H131V45H129ZM133 46H135V45H133ZM141 46H142V45H141ZM184 46H185V47H184ZM186 46H187V47H186ZM205 46H206V45H205ZM214 46H215V45L212 46L213 49H214V48H217V47H214ZM235 46H236V44H235ZM238 46L240 47V44H239ZM238 46H236V47H238ZM242 46H244V45H242ZM248 46H249V45H247V47H248ZM250 46H251V45H250ZM1 47H2V49L4 48V50H5V47H6V46L4 47V46L1 45ZM1 47H0V48H1ZM11 47H12V46H11ZM11 47H10V49H11ZM21 47H22V46H21ZM33 47H34V46H33ZM37 47H39V45H38ZM57 47H59V46H57ZM70 47H71V46H70ZM72 47H74V46H72ZM72 47H71V48H72ZM75 47H77V46H75ZM92 47H94V48L92 49ZM97 47H98V48H97ZM112 47H113V46H112ZM122 47H123V45H122L121 47L119 46L120 49H118V48L115 46V48H117L118 51H120V50L122 49L121 52L123 51V49H124L126 46H125L124 48H122ZM137 47H138V46H137ZM163 47H164V46H163ZM181 47H184V48H181ZM193 47H194V48H193ZM208 47H209V46H208ZM208 47H207V48H208ZM233 47H234V45H233ZM233 47L231 46V49H232ZM239 47H238V48H239ZM247 47H245V49L248 51V50H249L248 48H251V47H248V48H247ZM256 47H258V48H256ZM14 48H15V47H14ZM27 48H28V47H27ZM29 48H30V47H29ZM39 48H40V47H39ZM41 48H43V46H41ZM59 48H60V47H59ZM64 48L62 49L63 51L58 50V52H56V53L58 54V53H60V51H61V53L64 52V50H65ZM71 48H70V49H71ZM84 48H86V49H84ZM96 48H97V49H96ZM129 48L133 49V47H129ZM139 48H140V47H139ZM143 48H144V47H143ZM143 48H142V49H143ZM153 48H154V47H153ZM161 48H162V47H161ZM161 48H160V49H161ZM204 48H205V47H204ZM207 48H206V49H207ZM209 48H210V47H209ZM209 48H208V49H209ZM220 48H221V47H220ZM223 48H224V47H223ZM2 49H1V51H2ZM12 49H13V48H12ZM15 49H16V48H15ZM17 49H19V48H17ZM17 49H16V50H17ZM21 49H22V48H21ZM21 49H20V50H21ZM24 49H25V48H24ZM31 49H32V48H30V50H31ZM43 49H44V48H43ZM43 49H42V50H43ZM45 49H46V48H45ZM45 49H44V50H45ZM67 49H68V48H67ZM105 49H107V50H105ZM108 49H109V50H108ZM127 49H128V48H127ZM137 49H138V48H137ZM199 49H200V48H199ZM208 49H207V50H208ZM213 49H212V50H213ZM239 49H240V48H239ZM243 49H244V48H243ZM252 49H253V48H252ZM261 49H260V51H261ZM7 50H8V49H7ZM13 50H14V49H13ZM22 50H23V49H22ZM25 50H26V49H25ZM25 50H24V51H25ZM28 50H29V49H28ZM30 50H29V51H30ZM36 50H39V51H40V49H36ZM68 50H69V49H68ZM71 50H73V48H72ZM113 50H114V51H112V52H116V49H114V47H113ZM124 50H125V49H124ZM128 50H129V49H128ZM156 50H157V49H156ZM170 50H169V53H170V55H171V52H172L173 50H171V51H170ZM184 50H183V51H184ZM210 50H211V49H209L208 51H210ZM212 50H211V51H212ZM217 50H218V49H217ZM217 50H216V51H217ZM219 50H220V49H219ZM223 50H224V49H223ZM223 50H222V51H223ZM225 50H226V49H225ZM241 50H242V47H241L240 51H241ZM250 50H251V49H250ZM9 51L11 52V50H9ZM47 51H48V50H47ZM47 51H46V52H47ZM53 51L55 52V49H54ZM56 51H57V50H56ZM66 51H67V50H65V52H66ZM118 51H117V52H118ZM142 51H143V50H142ZM159 51H161V50H159ZM167 51H168V50H167ZM167 51L163 52V53H164V54H163L164 57L166 56V53H168ZM195 51H196V50H195ZM211 51H210V53H212ZM216 51H214L213 55L217 54L218 57H219V56L222 57V55H224V53L222 54V52H219V53H218V51H217V52H216ZM220 51H221V50H220ZM227 51H228V50H227ZM237 51H238V50H237ZM5 52H7V51L5 50ZM15 52H16V51H15ZM22 52H23V51H22ZM33 52L37 53L35 50H34ZM44 52H45V51H44ZM48 52H49V51H48ZM48 52H47V53H48ZM80 52H79V53H80ZM117 52H116V54H117ZM130 52H131V51H130ZM156 52H157V51H156ZM176 52H177V51H176ZM191 52H192V51H191ZM201 52H202V51H201ZM224 52L226 53V51H224ZM230 52L232 53L231 50H230ZM235 52H236V51H235ZM244 52H245V50H244ZM250 52H251V51H250ZM253 52H254V51H253ZM256 52H257V51H256ZM256 52H254V53H256ZM258 52H259V51H258ZM261 52H262V51H261ZM261 52H259V55H258V53H257L256 56H255V54L252 55V57L255 56L256 58H255V57H254V58L257 59V56H259V58H260L261 55H262V56L264 55V52H263V54H262ZM11 53H12V52H11ZM11 53H10V54H11ZM35 53L33 54L34 57H36V56H35ZM40 53H41V52H40ZM50 53H51V52H50ZM50 53H49V54H50ZM56 53H55V54H56ZM68 53H69V52H68ZM68 53H67V54H68ZM71 53H72V52H71ZM102 53H103V54H102ZM108 53H109V52H108ZM125 53H126V52H125ZM133 53H134V52H133ZM148 53H149V52H148ZM153 53H154V52H152V54H153ZM160 53H162V51L159 52V54H160ZM173 53H174V52H173ZM184 53H183V54L180 53V54H182V56H180V54H178V52H177V54H178V56H180V58L184 56ZM192 53H193V52H192ZM195 53H196V52H195ZM199 53H200V50H199ZM199 53H197L196 55H198ZM208 53H209V52H208ZM210 53H209V54H210ZM227 53H228V52H227ZM231 53H229V54H231ZM233 53H234V52H233ZM233 53H232V54H233ZM236 53H237V52H236ZM238 53H239V51H238ZM242 53H243V50H242ZM247 53H248V54H251L252 52L249 53V51H248ZM247 53H246V54H247ZM0 54H2V53H0ZM5 54H6V53H5ZM5 54L3 53V55H5ZM16 54H18V53H16ZM24 54L26 55V52H25ZM57 54H56V55H57ZM62 54H63V53H62ZM67 54L65 53L64 55H67ZM90 54H91V55H90ZM111 54H112V53H111ZM135 54H136V53H135ZM137 54H138V53H137ZM140 54H141V53H140ZM189 54H191V53H189ZM189 54H188V55H189ZM221 54H222V55H221ZM234 54H235V53H234ZM240 54H241V53H239L238 56H239ZM244 54H245V53H244ZM252 54H253V53H252ZM3 55H1V56H3ZM6 55H7V54H6ZM12 55L14 56L15 53H14V54L12 53ZM22 55H23V54H22ZM29 55H30V54H29ZM37 55H38V57H40V54H39V53H38ZM87 55H88L89 57H87ZM96 55L99 56L98 54H96ZM107 55H108V54H106L105 57H106ZM109 55H110V54H109ZM113 55H114V54H113ZM156 55H157V54H156ZM200 55H201V56L203 55V59H204V61H205V58H206V57H204V54L201 53ZM8 56H9V55H8ZM43 56L45 57V53H44V55H42V57H43ZM46 56H47V55H46ZM48 56H49V55H48ZM62 56H63V55H62ZM94 56H95V55H94ZM103 56H102V57H103ZM132 56H133V55H132ZM142 56H143V55H142ZM171 56H172V55H171ZM176 56H177V55H176ZM189 56H191V55H189ZM225 56H226V55H225ZM225 56H224V59H225ZM229 56H230V55H228V56H226V57H229ZM235 56L238 57L237 55H235ZM235 56L233 55L232 57L235 58ZM6 57H7V56H6ZM14 57H15V56H14ZM14 57H13V58H14ZM20 57H21V56H20ZM20 57H19V59H20ZM22 57H25V56H22ZM27 57L29 58L28 55H27ZM38 57H36V58H38ZM42 57H41V58H42ZM44 57H43L42 59H45V58H46V57H45V58H44ZM50 57H51V56H50ZM53 57H54V56H53ZM71 57H69V58L65 57V58H67L66 60L69 59V61H70ZM105 57H103V58H105ZM110 57H111V56H110ZM138 57H139V56H138ZM147 57H148V56H147ZM187 57H188V56H185L184 58H187ZM196 57H197V56H196ZM196 57H194V58H196ZM209 57H211V56H208V58H209ZM232 57H231V59L233 60ZM240 57H241V56H240ZM252 57H251V56H250V57L247 56V58H251V59H252ZM2 58H4V57H2ZM13 58H12V56H11V60H12ZM16 58H17V57H16ZM28 58H27V59H28ZM36 58H35L34 60H37ZM41 58H40V61H41ZM47 58H49V57H47ZM63 58H64V57H63ZM73 58H72V59H73ZM87 58H88V59H87ZM91 58L93 59V57H91ZM94 58H95V57H94ZM158 58H159V57H158ZM190 58H191V57H190ZM190 58H189V59H190ZM194 58H191V59H194ZM198 58H199V55H198ZM198 58H197V59H198ZM200 58H201V57H200ZM238 58H239V57H238ZM241 58H242V57H241ZM241 58H240V59H241ZM243 58H246V57L243 56ZM243 58H242V59H243ZM254 58H253V59H254ZM8 59H9V58H8ZM25 59H26V58H25ZM32 59H33V58H32ZM52 59H54V58L51 57V61H53ZM57 59H58V56H57ZM81 59H80V61H82ZM96 59H98V57H96ZM106 59H108V58H106ZM106 59H105V60H106ZM110 59H111V58H110ZM197 59L195 60L196 63H197V61H198ZM242 59H241V60H242ZM251 59H249V60H251ZM17 60H18V58L16 59L15 64H13L14 61L12 60V61H13V63H12L13 65L10 64V65H9L10 67H8V65H7L6 69L0 68V69H2V70H6L4 73H3V72L1 73V76H3V75H6V76H7L9 73L11 74V72H14V73H15V71H16V73H17V71H18L19 69H22L21 67H23V65H24V61H25V60H24V59H22V60H24V61H22V60H18V61H20V62H18V63H17ZM34 60H32V61L34 62ZM45 60H46V59H45ZM47 60H48V59H47ZM54 60H56V58H55ZM59 60H60V58L58 59V61H59ZM62 60H63V59H62ZM62 60H61V61H62ZM101 60H103V59H100V61H101ZM117 60H118V59H117ZM132 60H133V59H132ZM137 60H139V59H137ZM164 60H165V59H164ZM218 60H219V59H218ZM226 60H227V59H225L223 62H226ZM228 60H230V59H228ZM228 60H227V62H228ZM245 60H246V59H245ZM245 60L243 59V60L240 62L239 66H240V65L242 66V62L245 61ZM249 60H247V61H249ZM2 61H3V59L0 61V63H2ZM4 61H5V60H4ZM4 61H3V62H4ZM6 61L8 62L7 59H6ZM6 61H5V62H6ZM12 61H9V63H11ZM26 61H27V60H26ZM30 61H31V58H30ZM32 61H31V62H32ZM38 61H39V58H38ZM40 61H39V62H40ZM51 61H48V63H47V61H46L45 63L49 64V62H51ZM58 61H57V63H58ZM72 61H73V60H72ZM72 61H71V62H72ZM80 61H79V64H78L79 67H80ZM92 61H93V60H92ZM100 61H99L98 65L100 64ZM106 61H107V60H106ZM106 61H105V62H106ZM110 61H111V60H110ZM126 61H127V60H126ZM144 61H146V60H144ZM147 61H148V60H147ZM181 61H183V58H182ZM189 61H190V60H189ZM193 61H194V60H193ZM202 61H203V60H202ZM219 61H221V64L223 63L222 60H219ZM230 61H231V60H230ZM234 61H235V60H234ZM234 61H233L232 63H234ZM236 61H237V58H236ZM236 61H235V62H236ZM238 61H239V60H238ZM247 61H246V62H247ZM253 61H254V60H253ZM255 61H256V60H255ZM27 62H28V61H27ZM36 62H37V61H36ZM41 62H43V61H41ZM41 62H40V63H41ZM54 62L56 63V61H54ZM67 62H68V61H67ZM93 62H96V63H97L98 61H96V60L94 59ZM101 62H102V61H101ZM105 62H104V63H105ZM157 62H158V61H157ZM169 62H170V61H169ZM175 62H176V61H175ZM178 62H179V61H178ZM185 62H186V61H185ZM187 62H188V61H187ZM217 62H218V61H217ZM251 62H252V61H251ZM9 63H7V64H9ZM25 63H26V62H25ZM29 63H30V62H29ZM55 63H54V64H55ZM64 63H66V61H64ZM72 63H73V62H72ZM83 63H84V62H83ZM83 63H81V66H82ZM87 63H88V62H87ZM106 63H107V62H106ZM127 63H128V62H127ZM133 63H134V61H133ZM141 63H142V62H141ZM152 63H153V62H152ZM176 63H177V62H176ZM188 63H189V62H188ZM196 63L193 62V67L195 66V68L197 67V64H196ZM201 63H202V62H201ZM214 63H215V62H214ZM230 63H231V62H230ZM232 63H231V64H232ZM244 63H245V62H243V64H244ZM262 63H263V62H262ZM262 63H261V64H262ZM2 64H6V63H2ZM2 64H1L0 66H3ZM26 64H28V63H26ZM32 64H33V63H32ZM58 64H59V63H58ZM73 64H75V63H73ZM73 64H70V65L67 64V65H68L69 68H70V66H72V67L74 66ZM76 64H75V65H76ZM172 64H173V63H172ZM177 64H178V63H177ZM183 64H184V62L181 63V65H183ZM194 64H195V65H194ZM221 64H220V65H221ZM224 64H225V63H224ZM263 64H264V63H263ZM34 65H35V64H34ZM38 65L40 66V64H38ZM38 65L36 64V66H34V67H33V65H31V66L28 65L29 67H28V66H27V67H28V68H30V67L38 68V67H39ZM49 65H51V64H49ZM65 65H66V64H64V70H65ZM78 65L76 66V70H79V69H80V68L77 69V68H78ZM91 65H94V64H91ZM91 65H90V66H91ZM112 65H113V64H112ZM138 65H139V64H138ZM160 65H161V64H160ZM179 65H180V62H179ZM208 65H209V64H208ZM208 65H207V66H208ZM222 65H223V64H222ZM228 65L230 66V64H227L226 66H228ZM245 65H246V64H245ZM245 65H244V67H245ZM5 66H6V65H5ZM37 66H38V67H37ZM41 66L43 67V65H41ZM47 66H48V65H47ZM55 66H56V65H55ZM68 66H66V67H68ZM83 66H84V65H83ZM94 66H95V65H94ZM96 66H97V65H96ZM100 66H101V65H100ZM100 66H99L98 68H100ZM165 66H166V65H165ZM183 66H184V65H183ZM204 66H205L204 64H203L202 66H201V65H198V68L201 69V68H203ZM216 66H217V65H216ZM223 66H224V65H223ZM231 66H232V65H231ZM234 66H235V65H234ZM44 67H45V66H44ZM72 67L70 68L71 71H72ZM85 67H86V66H85ZM85 67H84V68H85ZM92 67H93V66H92ZM102 67H103V66H102ZM131 67H132V66H131ZM160 67H162V66H160ZM160 67L158 66V68H160ZM172 67H173V66H172ZM177 67H178V66H177ZM186 67H187V66H186ZM186 67L184 66L185 69H186ZM212 67H213V65H212ZM214 67H215V66H214ZM236 67H237V66H236ZM244 67L242 66L243 69H244ZM246 67H247V66H246ZM258 67H259V66H258ZM24 68H26V67H24ZM46 68H47V67H46ZM51 68H52V67H51ZM54 68H55V67H54ZM59 68H60V72H61L62 69H61V67H59ZM81 68H82V67H81ZM88 68H89V67H88ZM122 68H123V67H122ZM140 68H141V67H140ZM179 68H180V67H179ZM179 68H178V70H179ZM190 68H192V67H190ZM209 68H211V67H209ZM228 68H229V67H228ZM228 68H227L226 70L229 72V69H228ZM230 68H231V67H230ZM233 68H234V67H233ZM239 68H240V67H237V69H239ZM242 68H240V69L242 70ZM247 68H248V67H247ZM259 68H260V67H259ZM262 68H264V67H262ZM26 69H27V68H26ZM38 69H39V68H38ZM38 69H37V70H38ZM43 69H44V68H43ZM52 69H53V68H52ZM52 69H50V70H51V72L53 73V70H52ZM57 69H58V67H57ZM67 69H68V68H67ZM67 69H66V70H67ZM90 69H92V68H89L88 70H90ZM112 69H113V68H112ZM128 69H129V67H128ZM128 69H127V70H128ZM141 69H142V68H141ZM161 69H162V68H161ZM180 69H181V68H180ZM196 69H197V68H196ZM205 69H206V68H205ZM223 69L225 70V68H223ZM231 69H232V68H231ZM245 69H246V68H245ZM245 69H244V70H245ZM32 70H33V69H32ZM32 70H31V71H32ZM34 70H35V69H34ZM39 70L41 71L42 69L40 68ZM46 70H47V69H46ZM48 70H49V68H48ZM50 70H49V71H50ZM73 70H75V67H74ZM88 70H86V71H88ZM93 70H94V72H95L96 69L94 68ZM114 70H115V69H114ZM154 70H155V69H154ZM154 70H153V71H154ZM156 70H157V69H156ZM173 70H174V69H173ZM183 70H184V69H183ZM183 70H182V71H183ZM188 70H190V69H188ZM226 70H225V71H226ZM241 70H239V73L242 72ZM252 70H253V69H252ZM23 71H24V69H23ZM25 71H26V70H25ZM27 71H30V70L27 69ZM40 71H39V72H40ZM43 71H44V70H43ZM49 71H48V73H50ZM54 71H55V70H54ZM56 71H57V70H56ZM58 71H59V70H58ZM68 71H70V70H68ZM100 71H101V68H100ZM111 71H112V70H111ZM121 71H122V70H121ZM124 71H125V70H124ZM137 71H138V70H137ZM175 71H176V70H175ZM193 71H194V68H192V71L190 72V74H191ZM195 71H196V70H195ZM213 71H214V70H213ZM215 71H216V70H215ZM227 71H226V72H227ZM230 71H231V70H230ZM259 71H260V70H259ZM0 72H1V70H0ZM34 72L36 73V71H34ZM34 72H33V73H34ZM41 72H42V71H41ZM44 72H45V71H44ZM78 72H79V71H78ZM78 72H76V73H78ZM80 72H81V70H80ZM83 72H85V71H83ZM83 72H82V74H84ZM94 72H93V76H95V75H94ZM172 72H173V71H172ZM172 72H171V73H172ZM177 72H178V71H177ZM180 72H181V71H180ZM199 72H200V71H199ZM217 72H218V71H217ZM222 72H223V71H222ZM222 72H221V73H222ZM228 72H227V73H228ZM234 72H235V71H234ZM249 72H250V70H249ZM16 73H15V74H16ZM19 73H20V76H21V73H22V72H19ZM25 73H26V72H24L23 74H25ZM27 73H30V72H27ZM27 73H26V74H27ZM33 73H32V74H33ZM45 73H47V72H45ZM52 73H51V74H52ZM54 73H55V72H54ZM61 73H62V72H61ZM61 73H60V76H61ZM76 73H75V74H76ZM86 73H87V72H85V74H86ZM130 73H131V71H130ZM132 73H133V72H132ZM155 73H156V72H155ZM178 73H179V72H178ZM185 73H186V72H185ZM185 73H184V74H185ZM197 73H198V71H197ZM201 73H203V72H201ZM218 73H219V72H218ZM221 73H220V74H221ZM227 73H226V75H227ZM229 73H230V72H229ZM237 73H238V71H237ZM242 73H243V72H242ZM37 74H38V73H37ZM65 74H66V72H65ZM65 74H64V76H65ZM75 74H74L73 76H75ZM78 74H79V73H78ZM90 74H91V73H90ZM99 74H100V73H99ZM163 74H164V72H163ZM163 74H161V75H163ZM173 74H174V73H173ZM190 74H189V76H190ZM192 74H193V73H192ZM192 74H191V76H192ZM223 74H225V72H224ZM11 75H12V74H11ZM39 75H41V73H40ZM55 75H56V74H55ZM62 75H63V74H62ZM67 75H68V74H66V76H67ZM69 75H70V74H69ZM86 75H87V74H86ZM167 75H169V74H167ZM193 75H194V74H193ZM208 75H209V74H208ZM226 75H224V76H226ZM238 75H239V74H238ZM247 75H248V74H247ZM15 76H16V75H15ZM17 76H18V74H17ZM27 76H28V74H27ZM29 76H33V77H34V75H29ZM35 76H36V75H35ZM41 76H43V75H41ZM49 76H50V75H49ZM49 76H47V78H49ZM53 76H54V75H53ZM53 76H51V77L53 78ZM57 76H58V79H62V78H63V77H60L59 74H58ZM57 76H56V77H57ZM71 76H72V75H71ZM71 76H70V77H71ZM73 76H72V77H73ZM81 76H82V75H80V77H81ZM88 76H89V75H88ZM138 76H139V75H138ZM145 76H146V75H145ZM149 76H152V77H153V72H152V75H149ZM159 76H160V75H159ZM182 76H183V75H182ZM185 76H186V74L183 76V78H184ZM195 76H196V75H195ZM200 76H201V75H200ZM224 76H223V77H224ZM227 76H228V75H227ZM242 76H243V75H242ZM249 76H250V75H249ZM249 76H248V77H249ZM3 77L5 78V76H3ZM11 77H13V75H12ZM11 77H10V78H11ZM25 77H26V75L23 76V78H25ZM39 77H40V76H39ZM43 77H44V76H43ZM43 77H42V78H43ZM59 77H60V78H59ZM70 77H69V78H70ZM75 77H76V78H75ZM75 77H73L74 80H73V78H71V79H72L73 81L76 82V79H77L78 76L76 75ZM98 77H99V76H98ZM108 77H109V76H108ZM112 77H113V76H112ZM146 77H147V76H146ZM155 77H156V75H155ZM155 77H154V79H156ZM196 77H197V76H196ZM198 77H199V75H198ZM204 77H205V74H204L203 78H204ZM215 77H216V76H215ZM221 77H222V76H221ZM21 78H22V76H21ZM21 78H20V79H21ZM34 78H35V77H34ZM34 78H33V80H34ZM37 78H38V77H37ZM37 78H36V79H37ZM64 78H65V77H64ZM69 78H68V80H69V81H68V84H69V82H70V80H71V79H69ZM92 78H93V77H92ZM96 78H97V77H96ZM116 78H117V77H116ZM134 78H135V77H134ZM139 78H140V77H139ZM141 78H142V77H141ZM160 78H161V77H159V79H160ZM183 78H182V79H183ZM186 78L189 79V81L191 80V79L188 77V75L186 76ZM186 78H185V79H186ZM219 78H220V77H219ZM238 78H239V77H238ZM255 78H256V77H255ZM257 78H258V77H257ZM0 79H1V78H0ZM6 79H7V78H6ZM66 79H67V77H66ZM82 79H83V78H82ZM89 79H90V78H89ZM131 79H132V78H131ZM159 79H158V80H159ZM180 79H181V75H180ZM182 79H181V80H182ZM198 79H199V78H198ZM216 79H217V78H216ZM216 79H213V80H216ZM223 79H224V78H223ZM252 79H253V78H252ZM10 80H11V79H10ZM12 80H14V77H13ZM15 80H16V78H15ZM22 80H23V79H22ZM22 80H20V81H22ZM29 80H30V79H29ZM38 80H39V79H38ZM48 80H49V79H48ZM52 80H53V79H52ZM52 80H49V81L46 80V81L49 83V86L52 85V84H51V83L53 82ZM54 80H55V79H54ZM122 80H123V79H122ZM137 80H138V79H137ZM151 80H152V79H151ZM181 80H178V82H180ZM192 80H193V77H192ZM195 80H196V79H195ZM217 80H218V79H217ZM220 80H221V79H220ZM236 80H237V78H236ZM236 80H235V81H236ZM246 80H247V79H246ZM248 80H249V79H248ZM262 80H263V79H262ZM2 81H3V80H2ZM4 81H5V80H4ZM4 81H3V82H4ZM8 81H9V80H8ZM8 81H6V82H8ZM20 81L17 80L18 83H19ZM24 81H25V80H24ZM24 81H23V82H24ZM30 81H31V80H30ZM30 81H29V82H30ZM40 81H41V80H40ZM40 81H39V82H40ZM50 81H51V82H50ZM57 81H58V80H57ZM57 81H55V82H57ZM59 81H60V80H59ZM65 81H66V80H65ZM83 81H84V80H83ZM145 81H146V80H145ZM153 81H154V80H153ZM182 81L185 82V81H187V80H185V81L182 80ZM197 81H198V80H196V82H197ZM204 81H205V79H204ZM208 81H209V80H208ZM224 81H225V80H224ZM229 81H230V82L233 81V82H231V83H234V79H233V80H229ZM237 81H238V80H237ZM13 82H14V81H13ZM17 82H16V83H17ZM27 82H28V80H27ZM43 82H45V79L43 80ZM60 82H64V81H60ZM75 82H74V83H75ZM90 82H91V81H90ZM98 82H99V81H98ZM106 82H107V81H106ZM114 82H115V81H114ZM120 82H121V81H120ZM130 82H131V81H130ZM133 82H134V81H133ZM140 82H141V81H140ZM146 82H147V81H146ZM154 82H155V81H154ZM167 82H168V81H167ZM174 82H176V81H174ZM183 82H182V84H183ZM192 82H193V81H192ZM202 82H203V80H202ZM206 82H207V81H206ZM217 82H218V81H217ZM246 82H247V81H246ZM18 83H17V84H18ZM37 83H38V81H37ZM65 83H66V82H65ZM85 83H86V82H85ZM100 83H102V82H100ZM112 83H113V82H112ZM136 83H137V82H136ZM187 83H188V82H187ZM189 83H190V82H189ZM193 83H194V82H193ZM198 83H199V82H198ZM231 83H229V82L226 83L225 86H224L225 88H224V90L222 89V91L224 92L225 89H226L227 84L229 85V84H231ZM3 84H4V83H3ZM40 84H41V82H40ZM44 84H45V83H43V85L41 84V86L45 87ZM50 84H51V85H50ZM56 84H57V83H55V85H54V83H53L52 86H56ZM61 84H62V83L58 84V87H59V85H61ZM68 84H67V85H68ZM71 84H72V83L70 82V85H71ZM123 84H124V83H123ZM127 84H128V83H127ZM163 84H164V83H163ZM163 84H161V87L158 86V87H156L155 89H153L152 92H154V90H155V92H156V89H157V88H158V89H159V88H162V87H163V86H162ZM170 84H171V83H170ZM173 84H174V83H173ZM180 84H181V82H180ZM185 84H186V82H185ZM203 84H204V83H203ZM203 84H201V85H203ZM207 84H208V83H207ZM212 84H214V82H213ZM212 84H210V85H212ZM216 84H217V83H216ZM216 84H215V85H216ZM218 84H219V83H218ZM5 85H7V84L5 83ZM9 85H10V84H9ZM25 85H26V84H25ZM35 85H36V84H35ZM38 85H39V84H38ZM38 85H37V86H38ZM47 85H48V84H47ZM62 85H63V84H62ZM62 85H61V86H62ZM65 85H66V84H65ZM89 85H90V84H89ZM94 85H95V84H94ZM99 85H100V84H99ZM109 85H110V84H109ZM109 85H106V86H109ZM118 85H119V84H118ZM132 85H133V84H132ZM141 85H142V84H140V86H141ZM165 85H166V84H164V86H165ZM167 85H168V84H167ZM197 85H198V84H197ZM199 85H200V84H199ZM215 85H214V86H215ZM220 85H221V84H219V87L222 86V85H221V86H220ZM233 85H234V84H233ZM233 85H229V86L232 87ZM236 85H237V84H236ZM245 85H246V84H245ZM245 85H244V86H245ZM251 85H253V82H252ZM14 86H15V85H14ZM23 86H24V85H23ZM68 86H69V85H68ZM81 86H82V85H81ZM83 86H84V85H83ZM106 86H103V87H106ZM113 86H115V85H113ZM148 86H149V85H148ZM168 86H169V85H168ZM178 86L180 87L179 84H178ZM181 86H182V85H181ZM194 86H196V85L194 84ZM203 86H205V85H203ZM207 86H208V85H207ZM214 86H213V87H214ZM217 86H218V85H217ZM217 86H216L215 91H216L217 89H221V88H218ZM229 86H228V88H227L226 90H229V88H230ZM246 86H247V85H246ZM255 86H256V85H255ZM19 87H20V84H19ZM19 87H18V85H17L16 88H19ZM27 87H28V86H27ZM46 87H47V86H46ZM46 87H45V89H46V90H47V89L49 90V88H46ZM62 87H63V86H62ZM62 87H61V88H62ZM64 87H65V86H64ZM64 87H63V88H64ZM69 87H70V86H69ZM77 87H78V86H77ZM103 87H101V89H102ZM109 87H110V86H109ZM120 87H121V86H120ZM125 87H126V86H125ZM137 87H138V86H137ZM142 87H143V86H142ZM145 87H146V86H145ZM149 87H150V86H149ZM186 87H187V86H186ZM192 87H193V85H192ZM213 87H212V88H213ZM248 87H249V86H248ZM248 87H246V88H248ZM261 87H262V86H261ZM7 88L9 89V88H11V87L6 86L5 91L7 90ZM12 88H13V87H12ZM12 88H11V89H12ZM29 88H30V87H29ZM37 88H38V87H37ZM37 88H36V90L38 91ZM55 88L57 89V87H55ZM81 88H82V87H81ZM83 88H84V87H83ZM83 88H82V89H83ZM99 88H100V87H99ZM110 88H111V87H110ZM115 88H116V87H115ZM115 88H114V89H115ZM165 88H167V87H164V88H162V89H165ZM169 88H170V87H169ZM181 88H182V87H181ZM181 88H180V90H181ZM187 88H188V87H187ZM187 88H186V89H187ZM199 88H200V86H199ZM212 88H210V92H214V91H212V90H213ZM243 88H244V87H243ZM19 89H20V88H19ZM25 89H26V88H25ZM50 89H52V88H50ZM53 89H54V87H53ZM68 89H69V88H68ZM101 89H100V90H101ZM106 89H107V87H106ZM112 89H113V87H112ZM112 89H111V90H112ZM133 89H134V88H133ZM145 89H146V88H145ZM172 89H173V87H172ZM176 89H179V88L176 86ZM176 89H175V90H176ZM189 89H191V88L189 87ZM189 89H187V90H188V93H187L188 95H187V94L184 95V93H186L184 90H182V93H181L180 91H179L180 93H179V92L177 93V92L175 91L176 94L173 93L174 95H173V94L171 95V96L173 97V99H171V97L169 96L170 94L168 93V94H169L168 96H169L170 99H171V100L169 99V100L171 101V105H167V104H165L166 107H164V104H162V105H163V111H164V108H166V109H165V112H167V107H168V106H170V107H171V106H173V107H177V106L180 107V106H186V105L188 106V105L191 104L190 102H192V101L194 102V100L196 101V100H198L197 98H200L199 95H198L199 97L196 98L197 93H195V92H196V90L198 91V89H196V87L193 88L194 92L192 91V94H189ZM201 89H202V88H201ZM201 89L199 90V92H201V91L203 92V90H201ZM211 89H212V90H211ZM237 89H238V88H237ZM252 89H253V88H252ZM259 89H260V88H259ZM22 90H23V89H22ZM29 90H30V89H29ZM46 90H42V91L45 92ZM58 90H59V88H58ZM76 90H77V89H76ZM89 90H90V89H89ZM102 90L105 92L104 89H102ZM108 90L111 92V90H110L109 88H108ZM108 90H107V91H108ZM116 90H118V89L116 88ZM148 90H149V89H148ZM160 90H161V89H160ZM191 90H192V89H191ZM233 90H234V89H233ZM244 90H246V89L244 88ZM254 90H255V89H254ZM257 90H258V89H257ZM20 91H21V90H20ZM23 91H24V90H23ZM26 91H28V90H25V92H26ZM31 91H32V90H31ZM42 91H41V92H42ZM49 91H51V90H49ZM59 91H60V90H59ZM61 91H63V90H61ZM67 91H68V90H67ZM96 91H98V90H96ZM103 91H102V92H103ZM166 91H168V90L166 89ZM169 91H171V90H169ZM169 91H168V92H169ZM173 91H174V90H173ZM183 91H184V92H183ZM206 91H207V90H205V92H206ZM217 91L219 92V90H217ZM220 91H221V90H220ZM231 91H232V90H231ZM239 91H241V90H239ZM252 91H253V90H252ZM7 92H8V91H7ZM11 92H12V90H11ZM21 92H22V91H21ZM28 92H30V91H28ZM34 92L37 93V92L35 91V89H34V91L32 92V94L36 96L37 94H34ZM53 92H54V90H53L52 92H45V94H48V93L52 94ZM56 92H57V91H56ZM64 92H65V90H64ZM75 92H76V91H75ZM93 92H94V91H93ZM116 92H117V91H116ZM119 92H120V91H119ZM121 92H122V91H121ZM121 92H120V94H121ZM123 92H125V91H123ZM132 92H133V91H132ZM135 92H136V91H135ZM157 92H158V91H157ZM164 92H165V90L163 91V94H166V93H164ZM190 92H191V91H190ZM199 92H198V94H199ZM218 92H216V93L218 94V97H219V93H218ZM223 92H222V93H223ZM228 92H229V91H228ZM5 93H6V92H5ZM13 93H14V94H13ZM13 93H12V95L9 94L10 96H7V94H8V93H7V94H6V96H7L6 99L4 98L5 101H7L8 106H9L10 103H13V101L10 100V98L14 99V101H15L16 99H18V98H15V97H16V96H15V93H16V92L13 91ZM23 93H24V92H23ZM23 93H20V95L23 94ZM42 93H43V92H42ZM81 93H82V92H81ZM87 93H88V92H87ZM106 93H107V92H106ZM106 93H105V95H106V96H107V95L109 96L110 93H109V94H106ZM111 93H112V92H111ZM136 93H137V92H136ZM139 93H140V90H139ZM142 93H143V92H142ZM161 93H162V91H161ZM206 93H207V92H206ZM206 93H205V95H207ZM214 93H215V92H214ZM216 93H215V94H216ZM233 93H234V92H233ZM247 93H248V92H247ZM253 93H255V92H253ZM262 93H263V92H262ZM3 94H4V93H3ZM17 94H18V93H16V95H17ZM32 94H31V96H32ZM65 94H66V92H65ZM71 94H73V93H71ZM100 94H101V93H100ZM120 94H119L118 96H120ZM123 94H124V93H123ZM123 94H121V95H122V98H123ZM127 94H128V93H127ZM151 94H152V93H151ZM163 94H162V95H163ZM193 94H195V95H193ZM203 94H204V93H203ZM220 94H221V93H220ZM235 94H236V93H235ZM249 94L251 95V93H249ZM20 95L18 94L17 96H20ZM23 95H25V96L28 97V96H29V93H28V95H27V94H23ZM58 95H59V94H58ZM143 95H146V94H143ZM159 95L161 96L160 93H159ZM159 95H158V96H159ZM186 95H187V96H186ZM189 95H191V97H190ZM241 95H242V94H241ZM1 96L4 97L5 95H2V93H1ZM11 96H12V97H11ZM13 96H14V98H13ZM25 96H23V97H25ZM38 96H39V94H38ZM48 96H49V95H47V97H48ZM55 96H56V95H55ZM65 96H66V95H65ZM84 96H85V95H84ZM108 96H107V98H108ZM110 96H111V94H110ZM114 96H115V95H114ZM114 96H111V97H114ZM126 96H127V95H126ZM147 96L149 97V95H147ZM188 96H189V97H188ZM194 96H195V98H194ZM213 96H214V94H212V97H213ZM232 96H233V95H232ZM237 96H238V95H237ZM242 96H243V95H242ZM262 96H264V95L262 94ZM3 97H0V99H2ZM8 97H9V98H8ZM27 97H26V98H27ZM36 97H37V96H36ZM39 97H41V96H39ZM39 97H37L36 99H38ZM44 97H46V96H44ZM49 97H50V96H49ZM49 97H48V98H49ZM85 97H86V96H85ZM95 97H96V96H95ZM116 97H117V96H116ZM116 97H115V98H116ZM141 97H143V96H141ZM148 97H147V99H151V98H148ZM153 97H154V96H153ZM155 97H156V95H155ZM165 97H167V96H165ZM205 97H206V96H205ZM216 97H217V95L215 96V98H216ZM222 97H223V96H222ZM26 98H24L25 101L22 100L23 98H21V96H20V98H19V99H21V102H22V101L24 102V103H22L23 105H21V102H18V100H17L16 102H14L13 105H16V104L19 103V105H16V106H19L20 108H19V107H18V108L21 109L22 106L24 107V104L26 105V104L28 103V101H26ZM33 98H35V97H32V100H33V101L31 100L32 103H33L34 100H35V99H33ZM42 98H43V94H42ZM48 98H45V99L49 100ZM56 98H58V97H56ZM62 98H63V96H62ZM75 98H76V97H75ZM80 98H82V96H81ZM124 98H125V96H124ZM135 98H136V97H135ZM156 98H157V97H156ZM160 98H161V97H160ZM208 98H209V97H208ZM215 98H214V99L212 98V99L215 100ZM219 98H220V97H219ZM261 98H262V97H261ZM4 99H2V101L0 102V109H4V110H2V112L0 111V112H1L0 114H2V115H0V116H1V117H3V115L7 116V112H8V111H10V113H12V114H13V113L15 114L16 107H15V108L12 107V108H14V109H11L10 106H9V107L7 106L6 102H5V106H4V103H3ZM7 99H9L11 102H9V100H7ZM40 99H41V98H40ZM43 99H44V98H43ZM64 99H65V98H64ZM64 99H63V100H64ZM71 99H72V98H71ZM86 99H87V98H86ZM97 99H98V98H97ZM130 99H131V98H130ZM130 99H127V97H126V99H124V100H129V101H126L127 103L131 101L130 103H128L129 106H131L130 104L133 103V100H132V99L130 100ZM157 99H158V98H157ZM205 99H206V98H205ZM222 99H223V98H222ZM232 99H233V98H232ZM239 99H240V98H239ZM250 99H251V98H250ZM256 99H257V98H256ZM27 100H28V99H27ZM29 100H30V99H29ZM58 100H59V99H58ZM60 100H61V99H60ZM75 100H76V99H75ZM75 100H74V101H75ZM82 100H83V99H82ZM89 100H91V99H89ZM121 100H123V99H121ZM140 100H141V99H140ZM140 100H139V101H140ZM142 100H144V99H142ZM142 100H141V101H142ZM200 100H201V98H200ZM253 100H254V99H253ZM40 101H41V100H40ZM40 101H36V100H35V105H34V104H31V103L29 102L30 104H27L25 107H26V108H30V107H31L30 109H31V111H32L33 108H34V107L32 108V106H35V107L38 108V104H37V103H39ZM55 101H56V100H55ZM98 101H99V100H98ZM106 101H107V100H106ZM112 101H113V99H112ZM135 101H136V100H135ZM139 101H136V103H138ZM146 101H147V100H146ZM146 101H144V103H145ZM150 101H152V100H150ZM160 101H161V100H160ZM163 101L166 102L167 100H163ZM243 101H244V100H242V102H243ZM246 101H247V100H246ZM255 101H257V100H255ZM25 102H26V103H25ZM45 102H47V101H45ZM62 102H63V101H62ZM62 102H61V103H62ZM64 102H65V101H64ZM117 102H118V101H117ZM119 102H120V98H119ZM121 102H122V101H121ZM121 102H120V103H121ZM124 102H125V101H124ZM126 102H125V103H126ZM142 102H143V101H142ZM147 102H148V101H147ZM158 102H159V101H158ZM165 102H164V103H165ZM168 102H169V101H167V103H168ZM196 102H197V101H196ZM196 102H194V103H196ZM205 102H207V101H205ZM235 102H236V101H235ZM240 102H241V101H240ZM252 102H253V101H252ZM261 102H262V101H261ZM261 102H260V103H261ZM1 103H3V105H1ZM15 103H16V104H15ZM40 103H42V102H40ZM56 103H57V102H56ZM104 103H105V101H104ZM110 103H111V102H110ZM122 103H123V102H122ZM136 103H135V105H136ZM151 103H153V101H152ZM161 103H162V102H161ZM161 103L159 104L160 106H161ZM188 103H189V104H188ZM194 103H192V104H194ZM202 103H203V102H202V100H201V104H202ZM208 103H209V102H208ZM216 103H217V102H216ZM220 103H221V102H220ZM227 103H228V102H227ZM258 103H259V102H258ZM44 104H45V103H44ZM51 104H52V102H51ZM101 104H102V103H101ZM123 104H124V103H123ZM154 104H155V103H154ZM168 104H169V103H168ZM201 104H200V106H201ZM209 104H210V103H209ZM221 104H223V103H221ZM229 104H230V103H229ZM252 104H253V103H252ZM10 105H12V104H10ZM20 105H21V106H20ZM29 105H32V106H29ZM36 105H37V106H36ZM42 105H43V103H42ZM66 105H67V104H66ZM77 105H78V104H77ZM81 105H85V103H83V104H81ZM97 105H98V103H97ZM107 105H108V104H107ZM137 105H138V104H137ZM139 105H141V104H139ZM150 105H151V104H150ZM150 105H149V107H150ZM194 105H195V104H194ZM203 105H204V104H203ZM217 105H218V103H217ZM238 105H239V104H238ZM1 106H4V108H1ZM6 106L8 107V111H7V108H6V110H5V107H6ZM56 106H57V105H56ZM59 106H60V105H59ZM70 106H71V105H70ZM92 106H93V105H92ZM110 106H111V104H110ZM120 106H121V105H120ZM126 106H127V105H126ZM129 106H128V108H129ZM133 106H134V104H133ZM133 106H132V107H133ZM141 106H142V105H141ZM141 106H140V107H141ZM145 106H146V105H145ZM151 106H152V105H151ZM187 106H186V107H187ZM192 106H193V105H192ZM197 106H198V105H197ZM220 106H221V105H220ZM242 106H243V105H242ZM242 106H241V108H242ZM248 106H249V104H248ZM250 106H251V105H250ZM42 107H43V106H42ZM42 107H41V108H42ZM62 107H63V106H62ZM64 107H65V106H64ZM76 107H77V106H76ZM90 107H91V105H90ZM99 107H100V106H99ZM104 107H105V106H104ZM124 107H125V105H124ZM132 107H131V108H132ZM134 107H135V106H134ZM140 107H137V106H136V108H132V109L130 108V109H131V112L133 111V109H137V108H140ZM158 107H159V106H158ZM170 107H169L170 111L173 110L174 113H176V111L179 110V109H176V111H175L174 109H171ZM198 107H199V106H198ZM203 107H204V106H203ZM203 107H202V108H203ZM209 107H210V106H209ZM229 107H230V106H229ZM238 107H239V106H238ZM41 108H40V109H41ZM43 108H44L43 110L45 111V108H48V107H46V105H45ZM58 108H59V107H58ZM82 108H83V106H82ZM95 108H96V107H95ZM117 108H118V107H117ZM121 108H122V107H121ZM121 108H120V110H121ZM128 108L126 107V110H124L123 113H124L125 111H127ZM141 108H142V107H141ZM145 108H146V107H145ZM152 108H153V107H152ZM196 108H197V107H194L193 109L196 110ZM206 108H207V107H206ZM212 108H213V107H212ZM260 108H261V107H259L258 109H260ZM35 109H36V108H35ZM35 109H34V110H35ZM48 109H50V108H48ZM55 109H57V108H55ZM55 109H54V112H55ZM106 109H107V107L105 108V110H106ZM154 109H155V108H154ZM154 109H153V110H154ZM160 109H161V108H160ZM160 109H158V110H160ZM169 109H168V110H169ZM191 109H192V107H191ZM214 109H216V108H214ZM231 109H232V108H230V111H231ZM237 109H239V108H237ZM245 109H246V108H245ZM251 109H252V108H251ZM258 109H257V110H258ZM25 110H27V112L29 111L28 109H24V111H25ZM51 110H53V109H51ZM51 110H50V112H51ZM64 110H65V108H64ZM74 110H75V108H74ZM77 110H78V109H77ZM77 110H76V111H77ZM87 110H88V109H87ZM89 110H90V109H89ZM98 110H99V109H98ZM110 110H111V109H110ZM142 110H146V109H141V111H142ZM158 110L155 109V111H153V113H152V109H151L150 113H149L148 110H146V111H148V113H147L146 111H144V112L142 111L141 113L138 112L139 115H138V116L136 117V119L134 120V121L137 122V123L135 122V125H136V124L139 125V123L141 124V122L143 123V121H140V120H143V119L146 120V121H148L147 119L150 118V121H151V118L155 117L154 115H156V114H157V116L160 117L161 113H160V115H159V112L155 113V112L158 111ZM180 110H181V109H180ZM185 110H186V109H185ZM187 110L191 111V110H190V107L187 108ZM187 110H186V111H187ZM201 110H202V109H201ZM203 110H204V109H203ZM208 110H209V109H208ZM216 110H217V109H216ZM221 110H222V109H221ZM233 110H234V109H233ZM235 110H236V109H235ZM4 111H6V112H4ZM31 111H30V112H31ZM41 111H42V109L40 110V112H41ZM56 111H57V110H56ZM91 111H92V110H91ZM101 111H103V110H101ZM129 111H130V110H129ZM135 111H136V110L133 111V114H134ZM139 111H140V110H139ZM160 111H161V110H160ZM183 111H184V110H183ZM238 111H239V110H238ZM242 111H243V110H242ZM261 111H263V110L261 109ZM36 112H37V110H36ZM45 112H46V111H45ZM108 112H109V111H108ZM161 112H162V111H161ZM177 112H178V111H177ZM181 112H182V111H181ZM191 112H192V111H191ZM205 112L207 113V111H205ZM218 112H219V111H218ZM223 112H224V111H223ZM227 112H229V110H228ZM246 112H247V111H246ZM257 112H258V111H257ZM5 113H6V114H5ZM8 113H9V112H8ZM10 113H9V114H10ZM16 113H17V112H16ZM19 113H20V112H18V114H19ZM43 113H44V112L42 111V114H43ZM46 113H47V112H46ZM51 113H52V112H51ZM51 113H50V115H51ZM69 113L71 114V112H69ZM83 113H84V112H83ZM83 113H82V114H83ZM100 113H101V112H100ZM115 113H116V112H115ZM115 113H113V114L111 113V116L114 115ZM126 113H127V112H126ZM167 113H170V112L168 111ZM206 113H205V114H206ZM243 113H244V112H243ZM12 114H11V115H12ZM18 114H16V115L18 116ZM20 114L23 115L24 113L22 114V112H21ZM25 114H27V113H25ZM25 114H24L23 116H25ZM44 114H45V113H44ZM44 114H43V116H44ZM65 114H66V113H65ZM67 114H68V113H67ZM96 114H97V113H96ZM116 114H117V113H116ZM116 114H115V116H116ZM118 114H119V113H118ZM127 114H129V113H127ZM127 114H125L124 116H121V117L123 118V117L127 116ZM131 114H132V113H131ZM131 114H130V115H131ZM135 114H136V113H135ZM135 114H134V115H135ZM163 114H164V113H163ZM165 114H166V113H165ZM190 114H191V113H190ZM193 114H194V112H193ZM210 114H211V113H210ZM210 114H209V115H210ZM227 114H228V113H227ZM239 114H240V113H239ZM241 114H242V113H241ZM16 115H15V116H16ZM47 115H49V110H48V114H47ZM122 115H123V114H122ZM168 115H169V114H168ZM171 115H173V112H172ZM181 115H182V114H181ZM184 115H185V114H184ZM219 115H220V114H219ZM235 115H236V113H235ZM235 115H234V116H235ZM244 115H245V114H244ZM247 115H248V113H247ZM251 115H252V114H251ZM5 116H4V117H5ZM23 116H21V117H23ZM27 116H28V115H27ZM27 116H25V117H27ZM30 116H31V118H30ZM53 116H55V114H54ZM69 116H70V115H69ZM71 116H72V115H71ZM102 116H103V115H102ZM150 116H151V117H150ZM152 116H153V117H152ZM157 116H156V117H157ZM179 116H180V115H179ZM194 116H195V115H194ZM196 116H197V115H196ZM199 116H200V115H199ZM199 116H197V117H199ZM214 116H215V115H214ZM223 116H224V115H223ZM227 116H228V115H227ZM258 116H259V115H258ZM7 117H8V116H7ZM28 117H29V119H27ZM28 117H27L25 120H23V121H22V120H19L20 117H19V119H17L19 125H22L21 130H22L23 128H26V126L28 127V125H29V126H30V125L35 126L34 124H36L37 126H39L38 123H36L37 120H38L39 124H40V121H41V124L44 123V122H42V120H40V118L37 119V118L34 116V114H33V115H29ZM38 117H39V116H38ZM40 117H41V113H40ZM46 117H47V116H46ZM48 117H49V116H48ZM74 117H76V116H74ZM97 117H99V116H97ZM105 117H106V116H105ZM112 117H113V116H112ZM117 117H118V116H116L114 119H117ZM119 117H120V116H119ZM129 117H130V116H129ZM169 117H170V115H169ZM173 117H174V116H173ZM202 117H203V115H202ZM253 117H254V116H253ZM253 117H252V118H253ZM13 118H15V117L13 116ZM58 118H59V117H58ZM86 118H87V117H86ZM102 118H103V117H101V119H102ZM126 118H127V117H125L124 119H126ZM132 118H133V116L131 117V119H132ZM161 118H162V117H161ZM170 118L172 119V116H171ZM174 118H176V117H174ZM187 118H188V117H187ZM191 118H192V117H191ZM209 118H211V117H209ZM218 118H219V117H218ZM231 118H233V116H232ZM235 118H236V116H235ZM242 118H243V117H242ZM252 118H251V119H252ZM260 118H261V117H260ZM262 118H263V117H262ZM262 118H261V119H262ZM0 119H3V118H0ZM10 119H12V118H10ZM10 119H8V121H9ZM36 119H37V120H36ZM42 119H44V118L42 117ZM51 119H52V118H51ZM53 119H54V118H53ZM59 119H61V118H59ZM68 119H69V118H68ZM71 119H72V118H71ZM83 119H85V118H83ZM111 119H112V118H111ZM120 119H121V118H120ZM131 119H130V120H131ZM156 119H157V118H156ZM165 119H166V118H165ZM184 119H185V118H184ZM189 119H190V118H189ZM200 119H201V118H200ZM213 119H215V118H213ZM220 119H221V118H220ZM228 119H229V118H228ZM238 119H239V118H238ZM256 119H257V118H256ZM46 120H47V121L50 120V117H49V119H46ZM55 120H57L56 116H55ZM63 120H64V119H63ZM66 120H67V119H66ZM66 120H65V121H66ZM74 120H75V118H74ZM74 120H73V123H74ZM93 120H94V119H93ZM98 120H99V119H98ZM117 120H118V119H117ZM138 120H139V121H138ZM168 120H169V118H168ZM173 120H175V119H173ZM185 120H186V119H185ZM217 120H218V119H217ZM217 120H215V121H217ZM6 121H7V120H6ZM6 121H5V124L7 123ZM11 121H12V120H11ZM58 121H59V120H58ZM61 121H62V120H61ZM61 121H60V122H61ZM77 121H78V120H77ZM77 121H76V122H77ZM88 121H90V120H88ZM103 121H105V120H103ZM124 121H125V120H124ZM134 121L130 122L132 126H134V124H133ZM159 121H160V120H159ZM163 121H164V120H163ZM190 121H191V120H190ZM198 121H199V120H198ZM198 121H197V122H198ZM207 121H208V120H207ZM209 121H210V120H209ZM233 121H234V120H233ZM235 121H237V120L235 119ZM243 121H244V119H243ZM247 121H248V120H247ZM254 121H255V118L253 119V122H254ZM54 122H55V121H54ZM68 122H69V121H68ZM68 122H67V123H68ZM151 122H153V121H151ZM168 122H170V121H168ZM210 122H211V121H210ZM220 122H221V121H220ZM227 122H228V121H227ZM0 123H1V121H0ZM2 123H4V121H2ZM2 123H1L0 125H2ZM9 123H10V121H9ZM9 123H8V124H9ZM16 123H17V122H16ZM16 123H14V124H13V122L10 123V126L12 127V130H11L10 126H8V125H7L8 127H6V128L3 127L4 125H2V127H3L4 129H6V131H8V132H12L11 135L15 137V132H13V131H14L15 129H16V130L20 129V127L18 126V127H19L18 129H17V128H14V130H13V127L15 126ZM18 123H17V124H18ZM57 123H58V122H57ZM70 123H72V121H71ZM73 123H72V124H73ZM81 123H82V122H81ZM128 123H129V122H128ZM171 123H172V122H171ZM177 123H178V121H177ZM191 123H194V122H191ZM199 123H200V122H199ZM201 123H202V122H201ZM201 123H200V124H201ZM225 123H226V122H225ZM225 123H224V125H225ZM243 123H244V122H243ZM11 124H12V125H11ZM49 124H50V123H49ZM49 124H47V125L49 126ZM60 124H62V122H61ZM68 124H69V123H68ZM77 124H78V123H77ZM89 124H90V123H89ZM99 124H100V123H99ZM118 124H119V123H118ZM126 124H127V123H126ZM155 124H156V123H155ZM158 124H159V123H158ZM195 124H196V123H195ZM212 124H213V123H212ZM219 124H220V123H219ZM257 124H258V123H257ZM43 125H44V127L46 128V125H45V124H43ZM52 125H54V124H52ZM56 125H58V124H56ZM56 125H54V126H56ZM69 125H70V124H69ZM69 125H68V127H69ZM80 125H81V124H80ZM83 125L85 126V124H83ZM103 125H104V124H103ZM131 125H130L129 127H132ZM164 125L166 126L167 124H164ZM202 125H203V124H201V126H202ZM234 125H235V123H234ZM237 125H238V124H237ZM253 125H254V124H253ZM32 126H31V127H32ZM48 126H47L48 129H49V127L51 128V126H49V127H48ZM61 126H63V125H61ZM89 126H90V125H89ZM92 126L95 127L94 125H92ZM105 126H106V125H105ZM120 126H121V125H120ZM169 126H170V125H169ZM177 126H178V125H177ZM196 126H198V125H196ZM199 126H200V125H199ZM201 126H200V127H201ZM209 126H210V125H209ZM213 126H214V125H213ZM221 126H222V125H221ZM239 126H240V125H239ZM255 126H256V125H255ZM15 127H17V125H16ZM31 127H28V128H27L28 130L26 129L27 132H25V133H28L29 129H32ZM39 127H40V126H39ZM57 127H59V126H56L55 128L58 129ZM66 127H67V124H66ZM72 127H74V126H71V128H72ZM80 127H81V126H80ZM90 127H91V126H90ZM90 127H89V128H90ZM100 127H102V126L100 125ZM106 127H107V126H106ZM106 127H105V128H106ZM134 127H135V126H134ZM134 127H133V128H134ZM139 127H140V126H139ZM179 127H180V126H179ZM242 127L244 128V126H242ZM256 127H257V126H256ZM0 128H1V127H0ZM8 128L10 129V131L8 130ZM34 128H35V127H34ZM47 128H46L45 130H47ZM55 128H54V129H55ZM71 128H70V129H71ZM76 128H77V127H76ZM86 128H88V127H86ZM95 128H96V127H95ZM109 128H110V126H109ZM119 128H120V127H119ZM192 128H193V127H192ZM198 128H199V127H198ZM227 128H228V127H227ZM4 129H3V130H4ZM51 129H53V128H51ZM56 129H55V130H56ZM70 129H69V130H70ZM72 129H73V128H72ZM72 129H71V130H72ZM91 129H92V131H95V129H93V128H91ZM91 129H90V130H91ZM120 129H121V128H120ZM131 129H132V128H131ZM131 129H129V130H131ZM146 129H147V128H146ZM172 129H173V128H172ZM194 129L196 130V128H194ZM211 129H212V128H211ZM214 129H215V128H214ZM250 129H251V127H250ZM16 130H15V131H16ZM21 130H19V133H20ZM26 130L23 129L22 131L24 132V131H26ZM35 130H36V129H35ZM37 130H38V129H37ZM40 130H41V129H40ZM60 130H61V127H60ZM60 130H59V132L65 131L64 129H63L62 131H60ZM71 130H70V131H71ZM75 130H76V129H75ZM80 130H81V129H80ZM82 130H83V129H82ZM88 130H89V129H88ZM100 130H101V129H100ZM102 130H103V129H102ZM104 130H105V129H104ZM184 130H185V129H184ZM222 130H223V127H222ZM243 130H244V129H243ZM0 131H1V130H0ZM4 131H5V130H4ZM22 131H21V132H22ZM30 131H31V130H30ZM32 131H33V129H32ZM32 131L29 132L28 134L32 133ZM42 131H44V130H43V127H42V130H41L42 135H41V133L37 132V133H39L40 136H39V137H36V138H40L41 136H44V135H43L44 132H42ZM47 131H49V130H47ZM53 131H54V130H53ZM66 131H67V130H66ZM72 131H73V130H72ZM92 131H90V132L93 133ZM96 131H97V130H96ZM98 131H99V130H98ZM105 131H106V130H105ZM152 131L154 132V130H152ZM226 131H227V130H226ZM234 131H235V130H234ZM245 131H246V129H245ZM255 131H256V130H255ZM258 131H259V130H258ZM1 132H3V131H1ZM1 132H0V133H1ZM17 132H18V131H17ZM35 132H36V131H35ZM45 132H46V131H45ZM51 132H52V131H51ZM55 132L57 133V131H55ZM55 132H54V134H55ZM77 132H78V131H77ZM77 132H76V133H77ZM82 132H83V135H84V132H87V131H86V130H83ZM100 132H101V131H100ZM124 132H125V131H124ZM162 132H163V131H162ZM164 132H165V131H164ZM170 132H171V131H170ZM178 132H179V131H178ZM181 132H182V131H181ZM241 132H242V131H241ZM250 132H251V131H250ZM250 132H249V133H250ZM259 132H260V131H259ZM261 132H262V131H261ZM46 133H47V132H46ZM46 133H45V134H46ZM52 133H53V132H52ZM52 133H51V134H52ZM62 133H63V132H62ZM64 133H65V132H64ZM71 133H72V132H70V135H71ZM74 133H75V132H74ZM76 133H75V134H76ZM87 133H88V132H87ZM94 133H95V132H94ZM103 133H104V132H103ZM146 133H147V132H146ZM168 133H169V132H168ZM210 133H211V132H210ZM219 133H220V132H219ZM219 133H218V134H219ZM230 133H231V132H230ZM236 133H237V132H236ZM236 133H235V134H236ZM238 133H239V132H238ZM3 134H4V135H7V134H5L4 132H3ZM3 134L1 133L0 136L3 135ZM9 134H10V133H9ZM28 134H27V135H28ZM51 134H50V135H51ZM65 134H68V133H65ZM65 134H64V135H65ZM72 134H73V133H72ZM75 134H74V136H75ZM80 134H81V133H80ZM100 134H101V133H100ZM116 134H117V133H116ZM124 134H125V133H124ZM148 134H149V133H148ZM174 134H176V133H174ZM247 134H248V133H247ZM255 134H256V133H255ZM260 134H261L260 136H262V137L264 136L263 132L260 133ZM262 134H263V135H262ZM16 135H18V133H17ZM19 135H20V134H19ZM19 135H18V136H19ZM37 135H38V134H36V136H37ZM48 135H49V134H48ZM48 135H47V136H48ZM57 135H58V134H57ZM64 135H63V136H64ZM86 135H88V134H86ZM89 135H90V134H89ZM105 135H106V134H105ZM117 135H118V134H117ZM132 135H133V134H132ZM142 135H143V134H142ZM199 135H200V132H199ZM232 135H233V134H232ZM240 135H241V133H240ZM249 135H250V134H249ZM18 136H17V137H18ZM21 136H22V134H21ZM23 136H25V135L23 134ZM47 136H46V137H47ZM55 136H56V135H55ZM59 136H62V135H59ZM71 136H73V135H71ZM91 136H92V138H93L94 134L91 135ZM113 136H114V135H113ZM136 136H137V135H136ZM169 136H170V135H169ZM171 136H172V135H171ZM217 136H218V135H217ZM222 136H223V134H222ZM225 136H226V135H225ZM228 136H229V135H228ZM228 136H227V137H228ZM247 136H248V135H247ZM256 136H257V135H256ZM258 136H259V135H258ZM17 137H16L15 139H17ZM19 137H20V136H19ZM27 137H28V136H27ZM27 137H25V139H26ZM30 137L33 138L31 135H30ZM65 137H66V135H65ZM77 137L79 138V141H80V137H81V136H79V134H78ZM87 137H88V136H87ZM95 137H96V136H95ZM95 137H94V139H95ZM161 137H162V136H161ZM167 137H168V136H167ZM184 137H185V136H184ZM193 137H194V136H193ZM205 137H206V136H205ZM220 137H221V135H220ZM234 137H235V136H234ZM237 137H238V136H237ZM3 138H4V137H3ZM3 138H2V140H0L1 142L4 140ZM5 138L7 139V137H5ZM31 138H30V139H31ZM36 138L34 139L35 141H36ZM41 138H43V137H41ZM41 138H40V139H41ZM48 138L50 139V136H49ZM48 138H47V139H48ZM54 138H56V137H54ZM66 138H67V137H66ZM66 138H65V139H66ZM81 138H83V137H81ZM88 138H90V137H88ZM113 138L115 139V137H113ZM177 138H178V136H177ZM190 138H191V137H190ZM214 138H215V137H214ZM229 138H230V136H229ZM232 138H233V137H232ZM255 138H256V137H255ZM257 138H259V137H257ZM257 138H256V139H257ZM263 138H264V137H263ZM263 138H260V139L263 140ZM0 139H1V137H0ZM6 139H5V140H6ZM8 139H10V138H8ZM61 139H62V138H61ZM71 139H72V138H70V140H71ZM154 139H155V138H154ZM169 139H170V138H169ZM172 139H173V138H172ZM206 139H207V138H206ZM222 139H223V138H222ZM234 139H235V138H234ZM242 139H243V138H242ZM249 139H250V138H249ZM256 139H255V140H252V141H255V144L257 143ZM260 139H259V140H260ZM5 140H4V141H5ZM18 140H19V142H20V138H18ZM21 140H23V138H21ZM27 140H28V139H27ZM27 140H26V141L24 140V142L26 143ZM34 140H33L32 143L35 145L36 142L34 143ZM41 140H44V141H41V143L46 141L44 138L41 139ZM50 140H51V139H50ZM52 140H53V139H52ZM62 140H63V139H62ZM70 140L67 139V141L64 140V142L70 143V142H71ZM72 140H74V139H72ZM83 140H85V142L87 143V140H88V139L86 140V138H84ZM83 140H81L82 142L79 143V142L77 141V139H76L77 142H75V143H77L78 145H79V144H82V146H85L86 143H84ZM140 140H141V139H140ZM148 140H149V139H148ZM156 140H157V139H156ZM166 140H167V139H166ZM182 140H183V139H182ZM188 140H189V139H188ZM188 140H186V141H188ZM191 140H192V139H191ZM197 140H198V139H197ZM216 140H217V138L215 139V141H216ZM227 140H228V139H227ZM231 140H233V139H231ZM231 140H230V141H231ZM259 140H258V142H259ZM47 141H48V140H47ZM54 141H57V140H54ZM58 141H60V137H59V140H58ZM58 141H57V142H58ZM68 141H70V142H68ZM91 141H93V143H94V140H93V139H92ZM101 141H103V140L101 139ZM105 141H106V140H105ZM230 141H229V142H230ZM1 142H0V145H1ZM5 142H7V143H6V146H5L4 143H3V145H2V146H5V147L0 146V186H5L7 183H9V181H10L11 179H16V180H17V179L20 177V175H22V173H23V167H22L23 163H24L25 165H27L26 170H28V171H29V169H30V168H28V165H29V167L31 166V163L29 164L28 161H27L28 164H26L25 161H26L28 158H27V159H23L25 156H23L22 159H21V156L19 157V155H18V157H16V156H17V152H19V151H17V150L20 149V148H22V147L19 148V147L17 146L16 148H18V149H17V150H16V149L14 150V149H12V147H8V146H7L8 141H5ZM11 142H12V144H13V141H11ZM89 142H90V140L88 141L87 144L90 145ZM103 142H104V141H103ZM115 142H116V141H115ZM135 142H136V141H135ZM143 142H144V141H143ZM218 142H219V141H218ZM221 142H223V141H221ZM233 142H234V141H233ZM14 143H15V142H14ZM21 143H22V141H21ZM28 143H29V140H28ZM28 143H27V145L29 146ZM37 143H40V141L38 142V140H37ZM37 143H36V144H37ZM48 143H49V141L47 142V144H48ZM51 143H53V142L51 141ZM83 143H84V144H83ZM133 143H134V142H133ZM149 143H150V142H149ZM163 143H165V142H163ZM166 143H167V142H166ZM170 143H171V142H170ZM185 143H186V142H185ZM188 143H190V142H188ZM188 143H187V144H188ZM191 143H193V142H191ZM207 143H208V142H207ZM227 143H228V142H227ZM260 143H261V142H260ZM15 144H16V143H15ZM45 144H46V142H45L44 145H42V146H45ZM64 144H65V143H64ZM64 144H60V148L62 147L61 145H64ZM72 144H73V142H72ZM77 144H76V145H77ZM91 144H92V143H91ZM113 144H114V143H113ZM121 144H122V143H121ZM135 144H136V143H135ZM160 144H161V143H160ZM198 144H199V143H198ZM210 144H211V143H210ZM236 144H237V143H236ZM239 144H240V143H239ZM8 145H9V144H8ZM10 145H11V144H10ZM16 145H17V144H16ZM18 145H20V144H18ZM22 145H24V144H22ZM34 145H33V146H34ZM39 145H40V144L35 145L34 148H33V150L36 149V148H38ZM48 145H50V144H48ZM52 145H53V144H52ZM52 145L49 146V148H52ZM57 145H59V144H57ZM67 145H68V144H66V146L63 147L62 150L60 149V150H61L60 153H62V155L64 154L63 152L65 151V148L67 147ZM89 145H86L88 148H86V147H85V148H86L87 150H90L91 152H93V150H91V149H92L91 145H90L91 148L89 147ZM95 145H96V144H95ZM100 145H101V144H100ZM109 145H110V144H109ZM123 145H124V144H123ZM161 145H162V144H161ZM161 145H160V146H161ZM165 145H168V143L165 144ZM169 145H171V144H169ZM190 145H191V144H190ZM212 145H214V144H212ZM221 145H222V143H221ZM223 145H224V144H223ZM262 145H263V144H262ZM20 146H21V145H20ZM37 146H38V147H37ZM40 146H41V145H40ZM42 146H41V148H42ZM69 146L71 147V149H69V150L72 151V152H71V154H72L73 151H75L77 147H76V148H72V145H70V144H69ZM73 146H74V145H73ZM148 146H149V145H148ZM201 146H202V145H201ZM215 146H216V145H215ZM240 146H241V145H240ZM240 146H239V147L237 146V148H240ZM243 146H244V145H243ZM248 146H249V145H248ZM13 147H14V145H13ZM55 147H56V145H55L53 148L55 149ZM156 147H157V146H156ZM158 147H159V146H158ZM166 147H167V146H166ZM171 147H172V146H171ZM175 147H176V146H175ZM187 147H188V146H187ZM192 147H193V146H192ZM225 147H226V146H225ZM245 147H246V146H245ZM251 147H252V146H251ZM3 148H4V149H3ZM10 148H11V149H10ZM24 148H25V147H24ZM43 148H44V147H43ZM56 148H57V147H56ZM80 148H82L81 145H80ZM80 148H79V149H80ZM89 148H90V149H89ZM124 148H125V147H124ZM139 148H140V146H139ZM162 148H163V147H162ZM194 148H196V147H194ZM226 148H227V147H226ZM228 148H229V147H228ZM241 148H242V147H241ZM243 148H244V147H243ZM255 148H257V147L254 146V149H255ZM261 148H262V147H261ZM7 149H8V150H7ZM22 149H23V148H22ZM26 149H27V148H25V150H26ZM44 149H45V148H44ZM46 149H48V147H47ZM67 149H68V148H67ZM82 149H84V148H82ZM82 149H81V151H85V150H82ZM134 149H135V148H134ZM172 149L174 150V148H172ZM177 149H179V148L177 147ZM182 149H183V148H182ZM197 149H198V148H197ZM211 149H212V148H211ZM224 149H225V148H224ZM252 149H253V148H251V150H252ZM4 150H6V152H5ZM10 150H11V152L14 154L13 157H14L15 159H14L13 157H11L12 154H11ZM39 150H40V148H39ZM56 150L60 151L59 148L56 149ZM63 150H64V151H63ZM69 150H67V151H68L67 159H69V156H70V155H69ZM87 150H86V153H87ZM110 150H111V149H110ZM149 150H150V149H149ZM236 150H237V149H236ZM238 150H239V149H238ZM241 150H242V149H241ZM251 150H250V151H251ZM257 150H258V148H257ZM7 151L10 152L9 155H11V156L7 155V154H8ZM14 151H17V152H14ZM34 151H35V150H34ZM40 151H41V150H40ZM42 151H43V150H42ZM44 151H46V150H44ZM44 151H43V153H44ZM47 151H49V149H48ZM52 151L55 152V150H52ZM67 151H66V153H67ZM78 151H80V150H78ZM81 151L79 152L80 154L83 153V152H81ZM94 151H96V150H94ZM162 151H163V150H162ZM179 151H180V150H179ZM179 151H178V152H179ZM202 151H203V150H202ZM219 151H220V149H219ZM221 151H222V150H221ZM255 151H256V150H255ZM258 151H259V150H258ZM22 152H23V151H22ZM35 152H36V151H35ZM38 152H39V151H38ZM49 152H51V150H50ZM76 152H77V150H76L74 153L76 154ZM106 152H108V151H106ZM106 152H104V153H106ZM111 152H112V151H111ZM148 152H149V151H148ZM172 152H173V151H172ZM191 152H192V151H191ZM223 152H224V151H223ZM241 152H242V151H241ZM252 152H253V151H252ZM6 153H7V154H6ZM23 153H25V152H23ZM26 153H27V152H26ZM32 153H33V151H32ZM36 153H37V152H36ZM36 153H34V154H36ZM40 153H41V152H40ZM46 153H47V154H46V156H47L49 153H48V152H46ZM51 153H52V152H51ZM56 153H57V152H56ZM56 153H54V154H56ZM58 153H59V152H58ZM88 153H89V151H88ZM114 153H115V152H114ZM122 153H123V152H122ZM140 153H141V152H140ZM167 153H168V152H167ZM174 153H175V152H174ZM174 153H173V154H174ZM254 153H255V152H253V154H254ZM19 154H22V153H19ZM29 154H31V152H30ZM54 154L52 153V156H54ZM80 154H79V155L77 154V156H80ZM101 154H102V153H101ZM124 154H126V153H124ZM127 154H128V153H127ZM169 154H170V153H169ZM177 154H178V153H177ZM193 154H194V153H193ZM201 154H202V152H201ZM204 154H205V153H204ZM204 154H203V155H204ZM213 154H214V153H213ZM256 154H257V153H256ZM23 155H25V154H23ZM27 155H28V154H27ZM89 155H90V154H86L87 157L91 158V156H89ZM113 155H114V154H112V157H113ZM130 155H131V154H130ZM166 155H167V154H166ZM179 155H180V154H179ZM190 155H191V154H190ZM206 155H207V154H206ZM214 155H215V154H214ZM227 155H228V154H227ZM241 155H242V154H241ZM254 155H255V154H254ZM31 156H32V155H31ZM50 156H51V155H50ZM57 156H58V154H57ZM59 156H60V154H59ZM65 156H66V155H65ZM65 156L63 155L64 158H65ZM77 156H76V157H77ZM86 156H83V154H82V157H83V158L86 157ZM98 156H99V155H98ZM108 156H109V154H108ZM169 156H170V155H169ZM169 156H168V157H169ZM208 156H209V154H208ZM210 156H211V155H210ZM26 157H27V156H26ZM42 157H43V156H42ZM55 157H56V155H55ZM60 157H62V156H60ZM103 157H104V156H103ZM119 157H120V156H119ZM129 157H130V156H129ZM147 157H148V156H147ZM152 157H153V156H152ZM157 157H158V156H157ZM171 157H172V156H171ZM171 157H170V159H171ZM183 157H184V156H183ZM192 157H193V156H192ZM202 157H203V156H202ZM213 157H214V156H213ZM223 157H224V156H223ZM227 157H228V156H227ZM232 157H233V156H232ZM248 157H249V156H248ZM17 158H19V159H21V160H23V161H20V160L18 161V160H16ZM57 158H59V157H57ZM70 158H72V157H70ZM78 158H79V157H78ZM94 158H95V154L93 155V158H92L93 160L91 159L92 164H93V161H95ZM107 158H108V157L106 156V159H107ZM110 158H111V157H110ZM154 158H155V157H154ZM235 158H237V157H235ZM258 158H259V157H258ZM61 159H62V158H61ZM61 159L59 158L58 161L61 160ZM97 159H98V157H97ZM108 159H109V158H108ZM127 159H128V158H127ZM152 159H153V158H152ZM161 159H162V158H161ZM163 159H164V158H163ZM176 159H177V158H176ZM185 159H186V158H185ZM232 159H233V158H232ZM238 159H239V158H238ZM246 159H248V158H246ZM246 159H245V160H246ZM256 159H257V158H256ZM263 159H264V158H263ZM31 160H32V158H31ZM62 160H63V159H62ZM69 160H70V159H69ZM69 160H68L66 163H68ZM73 160H76V159H73ZM82 160H83V159H82ZM111 160H112V159H111ZM132 160H133V159H132ZM155 160H158V159H155ZM164 160H169V159H164ZM174 160H175V159H174ZM17 161H18V162H17ZM102 161H104V160H102ZM127 161H128V160H127ZM160 161H161V160H160ZM177 161H178V160H177ZM185 161H187V160H185ZM201 161H203V160L201 159ZM247 161H248V160H247ZM253 161H254V160H253ZM259 161H260V160H259ZM31 162H33V160H32ZM43 162H44V161H43ZM47 162H48V161H47ZM59 162H61V161H59ZM62 162H63V161H62ZM81 162H82V161H81ZM91 162H89V163L91 164ZM96 162H97V161H96ZM122 162H123V161H122ZM164 162H165V161H164ZM164 162H163V164H164ZM171 162H174V161H171ZM207 162H208V161H207ZM257 162H258V161H257ZM262 162H263V161H262ZM20 163H22V165H21ZM63 163L65 164V162H63ZM77 163H78V162H77ZM77 163H76V164H77ZM79 163H80V162H79ZM86 163H87V162H85L84 165L82 164L83 167H81L82 165H80V167L82 168V171H83V169L85 168V171H83L84 173H85L88 169H92V168H89L90 165H88V164H86ZM112 163H114V162H112ZM130 163L133 164L132 162H130ZM153 163H155V162H153ZM191 163H192V162H191ZM194 163H195V162H194ZM210 163H211V162H210ZM253 163H254V162H253ZM43 164H44V163H43ZM64 164H63L62 166H64ZM100 164H101V163H100ZM109 164H111V162H110ZM124 164H125V163H124ZM231 164H232V163H231ZM25 165H24V166H25ZM102 165H103V164H102ZM168 165H169V164H168ZM185 165H186V164H185ZM192 165H193V164H192ZM205 165H206V164H205ZM214 165H215V164H214ZM217 165H218V164H217ZM248 165H249V163H248ZM255 165H257V164H255ZM32 166H34V165L32 164ZM40 166H41V165H40ZM62 166H61V167H62ZM70 166H71V164H70ZM86 166H87L88 168H86ZM91 166H92V165H91ZM93 166H94V165H93ZM93 166H92V167H93ZM95 166H96V164H95ZM121 166H122V165H121ZM144 166H145V165H144ZM157 166H158V165H157ZM161 166H162V165H161ZM172 166H174V165H172ZM176 166H177V165H176ZM178 166H180L179 163H178ZM235 166H236V165H235ZM57 167H58V166H57ZM98 167H100V168L102 169L101 165H97V168H98ZM164 167H165V166H164ZM217 167H218V166H217ZM233 167H234V166H233ZM241 167H242V166H241ZM35 168H36V167H35ZM39 168H40V167H39ZM39 168H38V170H40ZM97 168H96V169H97ZM100 168H99V169H100ZM113 168H114V167H113ZM113 168H112V169H113ZM125 168H126V167H125ZM127 168H128V167H127ZM130 168H131V167H130ZM165 168H166V167H165ZM167 168H168V167H167ZM167 168H166V169H167ZM176 168H177V167H176ZM199 168H200V167H199ZM220 168H221V167H220ZM220 168H219V169H220ZM262 168H263V167H262ZM24 169H25V168H24ZM42 169H43V168H42ZM86 169H87V170H86ZM96 169H94V170H96ZM99 169H97V170H99ZM105 169H106V168H105ZM159 169H160V168H159ZM171 169H173V168H171ZM224 169H225V168H224ZM239 169H240V168H239ZM248 169H249V168H248ZM258 169H259V168H258ZM26 170H24V172H26ZM31 170H33V169H31ZM38 170H36V171H38ZM55 170H56V169H55ZM55 170H54V171H55ZM66 170H67V169H66ZM77 170H80V169L78 168ZM94 170H93V171H94ZM114 170H115V169H114ZM129 170H130V169H129ZM134 170H135V169H134ZM164 170H165V169H164ZM169 170H170V169H169ZM178 170H179V169H178ZM197 170H198V169H197ZM227 170H228V169H227ZM233 170H234V169H233ZM251 170H252V169H251ZM256 170H257V169H256ZM33 171H35V170H33ZM36 171H35V172H36ZM89 171H90V170H89ZM93 171H92V173H94ZM102 171H103V170H102ZM107 171H109V170H106V172H107ZM125 171H126V170H125ZM125 171H124V173H125ZM162 171H163V170H162ZM167 171H168V170H167ZM176 171H177V170H176ZM193 171H194V170H193ZM210 171H211V170H210ZM228 171H229V170H228ZM228 171H227V172H228ZM238 171H239V170H238ZM253 171H254V170H253ZM59 172H60V171H59ZM75 172H77V171H75ZM79 172H80V171H79ZM83 172H82V174L79 173V175L82 176V175H85V174H86V173L83 174ZM146 172H148V171H146ZM213 172H214V171H213ZM239 172H240V171H239ZM62 173H63V172H62ZM77 173H78V172H77ZM77 173H76V174H77ZM95 173H96V172H95ZM99 173H100V172H99ZM102 173H103V172H102ZM109 173L111 174V172H109ZM113 173H114V172H113ZM167 173H168V172H167ZM171 173H173V170H172ZM216 173H217V172H216ZM216 173H215V174H216ZM25 174L28 175L27 172L24 173V175H22L23 178H24ZM38 174H40V173L38 172ZM60 174H61V172H60ZM87 174H88V173H87ZM87 174H86V175H87ZM97 174H98V173H97ZM97 174H96V175H97ZM100 174H101V173H100ZM104 174H105V173H104ZM126 174H127V173H126ZM126 174H125V175H126ZM128 174H129V173H128ZM133 174H134V173H133ZM188 174H189V173H188ZM196 174H197V173H196ZM223 174H224V173H223ZM27 175H26V176H27ZM30 175H32L31 172H29V176H30ZM40 175H41V174H40ZM53 175H54V174H53ZM56 175H57V174H56ZM67 175H68V174H67ZM93 175H94V174H93ZM98 175H99V174H98ZM107 175H108V174H107ZM113 175H114V174H113ZM144 175H145V174H144ZM166 175H167V174H166ZM173 175H174V173H173ZM180 175H181V174H180ZM180 175H179V177H180ZM190 175H191V174H190ZM198 175H199V173H198ZM203 175H204V174H203ZM209 175H210V174H209ZM241 175H242V174H241ZM22 176H21V177H22ZM37 176H38V175H37ZM59 176H60V175H59ZM70 176H71V175H70ZM74 176H75V175H74ZM81 176H78V174H77L75 178H78V177H81ZM100 176H101V175H100ZM105 176H106V175H105ZM206 176H207V173H206ZM211 176H212V175H211ZM242 176H243V175H242ZM245 176H246V175H245ZM245 176H244V177H245ZM21 177H20V178H21ZM30 177H31V176H30ZM30 177H27V179H28L29 181H30ZM34 177H35V175H34ZM40 177H41V176H40ZM85 177H86V176H85ZM91 177H92V176H91ZM97 177L99 178V176H97ZM112 177H113V176H112ZM140 177H141V175H140ZM143 177H144V176H143ZM155 177H156V176H155ZM164 177H165V176H164ZM181 177H183V176H181ZM232 177H233V176H232ZM247 177H248V176H247ZM56 178H57V176H56ZM87 178H88V177H87ZM92 178H93V177H92ZM98 178H97V179H98ZM104 178H105V177H104ZM108 178H110V177H108ZM113 178H114V177H113ZM136 178H137V177H136ZM149 178H150V177H149ZM174 178H175V177H174ZM185 178H186V177H185ZM198 178H199V177H197V180H198ZM220 178H221V177H220ZM233 178H234V177H233ZM249 178H250V176H249ZM255 178H256V177H255ZM262 178H263V177H262ZM25 179H26V177H25ZM48 179H49V178H48ZM83 179H84V177H83ZM95 179H96V176H95ZM151 179H152V178H151ZM153 179H154V178H153ZM171 179H172V178H171ZM228 179H229V178H228ZM256 179H257V178H256ZM39 180H40V179H39ZM39 180H38V181H39ZM41 180H42V179H41ZM84 180H85V179H84ZM88 180H90V178H89ZM92 180H93V179H92ZM92 180H90V181L92 182ZM127 180H128V179H127ZM133 180H134V179H133ZM142 180H143V179H142ZM182 180H183V179H182ZM199 180H200V179H199ZM208 180H209V179H208ZM218 180H219V179H218ZM225 180H226V179H225ZM231 180H232V179H231ZM244 180H245V179H244ZM263 180H264V179H263ZM12 181H14V180H12ZM12 181H11V182H12ZM17 181H19V182H17V185H18V183H20V184L18 185V187H16V185H15V186L12 185V186L18 188V191H19V190H21V183L23 182V180H17ZM21 181H22V182H21ZM32 181H33V180H32V177H31V183L29 182V183H28L29 185H27L28 188L31 189V191H30L29 189H25V190H26V191H25V190H24V187L22 188V189H23V192L25 191V195L27 196V198H29L28 194H34V193H35V195H30V198H31V196L34 197V200H35V203H34V204H37L36 201L39 202V200L35 199V196H36V195H37L36 198H39L40 200H41L42 198H45V197H46V200H47V199L49 200V199H50L49 196H51V194L49 195V193H48V194H45V193H47L48 190L50 191V190H51L52 188H54V187H50V186H49L51 189L49 188L46 192H44L45 190L43 189L44 191H43V190H42V191H43V194H45L44 196L40 193L41 190L38 191V190H39V189H38L37 191L42 195V196H41V195H39V194H36V193H38L37 191L34 192L35 189H37V188H35V189H34V188H31V187L33 186V183H34V181H33V182H32ZM65 181H66V180H65ZM78 181H79V180H78ZM93 181H94V180H93ZM118 181H119V180H118ZM124 181H125V180H124ZM143 181H144V180H143ZM149 181H150V180H149ZM151 181H152V180H151ZM155 181H156V180H155ZM165 181H166V180H165ZM167 181H168V180H167ZM169 181H170V180H169ZM173 181H174V180H173ZM202 181H203V180H202ZM223 181H224V180H223ZM81 182H82V180H81ZM81 182H79V184H78L79 187L81 186V185H80ZM95 182H96V180H95ZM95 182H94V184H95ZM97 182H99V181L97 180ZM106 182H108V181H106ZM106 182H105V183H106ZM111 182H113L112 179H111ZM198 182L200 183V181H198ZM210 182H211V181H210ZM216 182H218V181H216ZM238 182H239V181H238ZM238 182H237V183H238ZM263 182H264V181H263ZM23 183L26 184L25 181H24ZM35 183H36V182H35ZM37 183H38V182H37ZM63 183H64V182H63ZM63 183H62V184H63ZM68 183H69V181H68ZM82 183H83V182H82ZM85 183H86V182H85ZM85 183H84V185H82V187L85 186ZM89 183H90V182H89ZM100 183H101V180H100L99 184H100ZM108 183L110 184V182H108ZM108 183H107V184H108ZM122 183H123V182H122ZM143 183H144V182H143ZM159 183H160V182H159ZM159 183H158V184H159ZM181 183H182V182H181ZM208 183H209V182H208ZM252 183H253V182H252ZM15 184H16V183H15ZM31 184H32V185H31ZM39 184H40V183H39ZM43 184H44V183H43ZM87 184H88V183H87ZM87 184H86V185H87ZM94 184H92V185H94ZM103 184H104V183H102V184H100V185L103 186ZM123 184H124V183H123ZM131 184H133V183H131ZM134 184H135V182H134ZM168 184H169V183H168ZM172 184H173V183H172ZM200 184H201V183H200ZM202 184H203V182H202ZM220 184H221V183H220ZM247 184H248V183H247ZM254 184H255V183H254ZM254 184H253V185H254ZM37 185H38V184H37ZM100 185H99V186H100ZM104 185H105V184H104ZM193 185H194V184H193ZM203 185H204V184H203ZM212 185H213V184H212ZM215 185H217V184H215ZM253 185H252V187H253ZM7 186H8V185H7ZM7 186H6V188H7ZM12 186H11V187H12ZM22 186H24V184H23ZM39 186H40V185H39ZM52 186H53V185H52ZM64 186H65V185H64ZM88 186H89V185H88ZM88 186H87V187H88ZM110 186H111V185H110ZM110 186H109V188H110ZM126 186H127V185H126ZM130 186H131V185H130ZM172 186H173V185H172ZM238 186H239V185H238ZM8 187H9V186H8ZM11 187L8 188V189H10V191L13 192L15 189H14L13 187H12V188H11ZM19 187H20V188H19ZM33 187H35V185H34ZM79 187H78V189H79ZM93 187H94V186H93ZM93 187H92V190H93ZM95 187H96V185H95ZM97 187H98V186H97ZM103 187H104V186H103ZM105 187H106V185H105ZM105 187H104V188H105ZM122 187H123V186H122ZM131 187H133V186H131ZM158 187H159V186H158ZM161 187H162V186H161ZM175 187H176V186H175ZM200 187H201V186H200ZM200 187H199V188H200ZM209 187H210V186H209ZM243 187H244V186H243ZM2 188H3V187H2ZM25 188H26V187H25ZM65 188H66V187H65ZM71 188H73V187H71ZM88 188H90V186H89ZM114 188H115V187H114ZM133 188H134V187H133ZM156 188H157V187H156ZM179 188H180V187H179ZM192 188H193V187H192ZM197 188H198V187H197ZM218 188H219V186H218ZM223 188H224V187H223ZM246 188H247V187H246ZM3 189H4V192H5V188H3ZM12 189H13V190H12ZM32 189H34V191H33ZM56 189H57V188H56ZM73 189H74V188H73ZM94 189H95V188H94ZM98 189H100V188L98 187ZM162 189H163V187H162ZM207 189H208V188H207ZM228 189H229V188H228ZM250 189H251V188H250ZM250 189H249V190H250ZM253 189H254V187H253ZM0 190H2V189H0ZM16 190H17V189H16ZM53 190H54V189H53ZM62 190H63V189H62ZM62 190H59V191H62ZM95 190L97 191V188H96ZM156 190H157V189H156ZM172 190H173V189H172ZM209 190H210V189H209ZM220 190H221V189H220ZM236 190H238V189H236ZM240 190H241V188H240ZM243 190H244V189H243ZM243 190H242V192H243ZM262 190H263V189H262ZM2 191H3V190H2ZM18 191H15V192H14L15 195H16V198H17V199H14V198H13L14 195H12V198H11V195L8 193V196L10 195L9 197L12 199V201L14 200V202H15L14 204L11 203V204H12L11 207L9 206V205H10V202H9V201H10L11 199L7 202V203H9V204H7V203H6V200L8 199L7 196H6V197H3V196H5V194H4V193H1L2 195L0 194V196H2V197H0V200H1L2 198H5V199H4L5 201H4L3 199H2V201H4L3 203H6V205L9 206V207L6 206L5 204H3V203L0 201V205H1V206H3V207L6 206V207L8 208V209H4V208H2V207L0 206V209H1V210H0V264H70L69 262H73V259L71 260V258H73V257H71V256H72V255H77V254H78V255H77V256H74V258H75V257L78 258L80 255L83 256V257H81V259L83 258L85 264H125V262L127 263L128 260L131 259V258H130L131 256H132V257H133V256H136V252H135V250L137 251V253L139 252L138 249L141 250V249H140L141 246H138V247H137V246L134 245V243L137 245L138 241L135 242L136 240H134V241L132 240V241H133V244H130V243L128 242V241L131 239V234H129V233L126 232V234H129V235H130V239L128 240V238L126 239V237H125V239L128 240V241L125 240V242L122 241V243H123V242L126 243L127 248H126V246L124 245V243H123L122 246H125L126 249H128V248H132L133 246H135L134 249H135V248H138V249H135V250L133 249V251H129V253H128V251H123V253H122L121 255L124 254V255H126V256H123V257L120 256V258H119V256H118V258H119L118 260H117V258H115V256H114V259L112 258L113 256H111L110 258H108L109 256L107 257V255L105 254V256H104V255H103V256H104L105 258H108V260L110 259V261H107V259H105L106 262L102 259V262L104 261L103 263H101V261H100L101 259H100V260L98 259L99 261H98V260L96 261V260H94V259H92V258L89 257V253H91V252H88V253H87V251H89V250H86V248L84 247V244L81 245V243H80V242H81V241H80V238H81V235H82V234H80V233H81V230H82L83 228L81 229V227H80V229H81V230H80V233L77 232V231H76V234H75V232H74V234H73L72 232H70L71 234H69L67 237L64 236V240L62 241V238H63V237H61V236H63V234L65 235V233H67L68 231H70V230L72 229V227H73V226H71L72 223L69 222V221H71V219H70L68 222H66V223L64 222V226H63L64 229L61 228V229H63V231H62V233L64 232L63 234H62L61 232H59L58 234L55 233L56 236H55L54 239H55V240H56V239L58 240V239L61 237V241L59 240V243L56 242L57 240L55 241V240L53 239L52 235H51L52 239L50 238V240H53V241L51 242V241L49 240L50 243L47 241V242H46V243L48 244V245L46 246L47 248H42V250L44 249V250H43V253H44V251H45V252L48 251V250H49V247L52 246L55 242L58 243V244L55 243V244L53 245V246L56 245L55 248H54L53 246H52L53 248L50 247V248H52V249L49 250V252H50V251H53L52 253L50 252L51 255H49V254H50L49 252H46V253H49V254H47V255H49V257L46 255L48 258H45V256L42 255V250H41V249H40V251H39V252H41V253H38V250H39V249H38L37 252H36V247L32 246L31 244H30V245H27V246H24L23 244H19V245H22V247H20V246H19V248L17 247V248L15 249L16 251H15V250H13L14 252H13V251H12V252L10 251L11 253H10L9 255L6 256V254H8V252H9V250H10L11 248L13 249V247L16 246V245L19 243V241L23 238V236L25 235L26 232L29 233V235L27 234V235H28L27 238L31 237V236H30V231H31V230H37L40 226H41L40 228H42L44 224L47 225V222H48V224L50 223V221L53 222L54 218H55V221H56V218H58V217H60L61 215H63V213H64L63 210L65 211L66 208H67V209L71 208V207H68V206H67V205H69V204H67V205L65 204V201H63L64 198L62 199V198L56 196V195L59 194V193H56V195H55V197H57V199H54V196H52V198H51V200H50L51 202H48V203L46 202V200L44 201V200L42 199V200H43L45 203H47V204L44 203V205H43V201L41 200V201H40V203L42 204V205L40 204L41 206H39V205L37 204L36 207H35V209H34V208H30V207H27V206H28V205L30 206V204H31L34 200H31L30 198L27 199V200H29L30 202H28L27 200L24 201V199L22 200L21 197H22L23 195H22L20 192H18ZM21 191H22V190H21ZM32 191H33V193H30V192H32ZM54 191H56V190H54ZM59 191H57V192H59ZM99 191H100V190H99ZM111 191H112V189H111ZM111 191H110L109 193H111ZM113 191H114V190H113ZM116 191H117V190H116ZM144 191H145V190H144ZM147 191H148V190H147ZM203 191H204V189H203ZM252 191H253V190H252ZM6 192H7V189H6ZM6 192H5V193H6ZM16 192H18V193H20V194L22 195V196L20 197V199H19V197H18V196H20V195L17 196L18 193L16 194ZM51 192H52V191H51ZM62 192H63V191H62ZM62 192H61V194H59V195L65 197V196H66V195H65L66 192H63L64 194H63ZM74 192H75V191H74ZM77 192H78V190H77ZM134 192H135V191H134ZM138 192H140V190H139ZM157 192H158V191H157ZM160 192H161V191H160ZM195 192H196V191H195ZM236 192H237V191H236ZM246 192H247V191H246ZM248 192H249V191H248ZM10 193H11V192H10ZM14 193H13V194H14ZM83 193H84V192H83ZM204 193H205V192H204ZM222 193H223V192H222ZM225 193H226V192H225ZM250 193H251V192H250ZM253 193H254V192H253ZM3 194H4V195H3ZM11 194H12V193H11ZM62 194H63V195H62ZM77 194H78V193H77ZM77 194H74V196H75V195L77 196ZM86 194L88 195V193H86ZM96 194H97V193H96ZM98 194H99V193H98ZM124 194H125V193H124ZM147 194H148V193H147ZM147 194H146V195H147ZM150 194H151V193H150ZM150 194H148V195L150 196ZM159 194H160V193H159ZM161 194H162V192H161ZM161 194H160V195H161ZM172 194H174V193H172ZM183 194H185V193H183ZM207 194H208V192H207ZM210 194H211V193H210ZM242 194H243V193H242ZM38 195H39L40 197H38ZM46 195H47V196H46ZM52 195H54V194L52 193ZM69 195L71 196V194H69ZM112 195H113V193H112ZM148 195H147V196H148ZM177 195H178V194H177ZM201 195H202V194H201ZM201 195H200V197H201ZM204 195H205V194H204ZM248 195H249V194H248ZM26 196H23V197H26ZM72 196H73V195H72ZM83 196H84V195H83ZM92 196H93V195H92ZM97 196H98V195H97ZM108 196H109V195H108ZM122 196H123V195H122ZM132 196H133V195H132ZM134 196H135V195H134ZM161 196H162V195H161ZM169 196H170V195H169ZM191 196H192V195L190 194V197H191ZM194 196H195V195H194ZM207 196H208V195H207ZM218 196H219V195H218ZM223 196H224V195H223ZM229 196H230V195H229ZM252 196H253V195H252ZM259 196H260V195H259ZM14 197H15V196H14ZM41 197H42V198H41ZM47 197H48V198H47ZM88 197H89V196H88ZM93 197H94V196H93ZM98 197H99V196H98ZM124 197H128V196H124ZM139 197H140V196H139ZM143 197H144V195H143ZM143 197H142V198H143ZM155 197H156V196H155ZM155 197H154V198H155ZM165 197H167V196H165ZM165 197H164V195H163V199H164ZM178 197H179V196H178ZM226 197H227V196H226ZM249 197H250V196H249ZM6 198H7V199H6ZM58 198H59V199H58ZM68 198H69V197H68ZM70 198H71V197H70ZM83 198H84V197H83ZM83 198H81V201L83 202V204H84V203L86 204V203H87V200H86V202H84V201L82 200ZM85 198H86V197H85ZM91 198H92V197H91ZM91 198H90V199H91ZM99 198H100V197H99ZM144 198H145V197H144ZM160 198H161V197H160ZM176 198H177V197H176ZM187 198H188V197H187ZM213 198H214V197H213ZM215 198H216V197H215ZM255 198H256V197H255ZM32 199H33V198H32ZM88 199H89V198H88ZM92 199H93V198H92ZM113 199L115 200L116 198H113ZM133 199H134V198H133ZM163 199L161 200L162 202H163ZM194 199H195V198H194ZM209 199H210V198H209ZM234 199H235V198H234ZM19 200H22V201H19ZM61 200H62V201H61ZM68 200H69V199H68ZM96 200L98 201V199H96ZM99 200H101V199H99ZM127 200H128V199H127ZM135 200H136V199H135ZM147 200H149V199L147 198ZM180 200H181V199H180ZM223 200H224V198H223ZM228 200H229V199H228ZM247 200H248V199H247ZM74 201H76V200H74ZM74 201H73V202H74ZM136 201H137V200H136ZM178 201H179V200H178ZM182 201L184 202V200H182ZM209 201H210V200H209ZM224 201H225V200H224ZM241 201H242V200H241ZM241 201H240V202H241ZM244 201H245V200H244ZM252 201H253V200H252ZM261 201H262V200H261ZM20 202H21V203H20ZM71 202H72V201H71ZM89 202H90V201H89ZM95 202H96V201H95ZM123 202H124V201H123ZM133 202H134V201H133ZM152 202H153V201H152ZM152 202L150 203V204H151V208H152V206H153V205H152ZM164 202H165V201H164ZM164 202H163V204H162L163 206L166 204V203H164ZM166 202H167V201H166ZM225 202H226V201H225ZM248 202H249V201H248ZM91 203H94L93 200L91 201ZM91 203H89V204L91 205ZM97 203H98V202H97ZM97 203H96V204H97ZM102 203H103V201H102ZM121 203H122V202H121ZM124 203H125V202H124ZM128 203H129V202H128ZM144 203H146V202H144ZM147 203L149 204V202H147ZM155 203H156V202H155ZM155 203H154V204H155ZM158 203H159V202H158ZM171 203H172V201H171ZM184 203H185V202H184ZM191 203H192V202H191ZM218 203H219V202H218ZM241 203H242V202H241ZM27 204H28V205H27ZM77 204H78V203H77ZM94 204H95V203H94ZM105 204H106V203H105ZM136 204H137V203H136ZM148 204H147V205H148ZM167 204H168V203H167ZM172 204H173V203H172ZM227 204H228V203H227ZM255 204H256V203H255ZM64 205H65L66 207H64ZM78 205H79V204H78ZM81 205H82V203L80 204V206H81ZM159 205H161V203H160ZM168 205H169V204H168ZM180 205H181V204H180ZM192 205H193V204H192ZM219 205H220V204H219ZM240 205H241V204H240ZM244 205H245V203H244ZM244 205H243V206H244ZM261 205H262V204H261ZM263 205H264V204H263ZM34 206H35V205H34ZM34 206H33V203H32V207H34ZM70 206H71V205H70ZM72 206H74V205H72ZM80 206H78V207H80ZM83 206H84V205H83ZM83 206H81L80 208L82 209ZM85 206H86V205H85ZM92 206H93V205H92ZM95 206H97V205H95ZM95 206H94V208H95ZM107 206H108V205H107ZM141 206H142V205H141ZM148 206H150V205H148ZM148 206H147V207H148ZM155 206H157V204H156ZM155 206H154V209H156ZM166 206H167V205H166ZM183 206H184V205H183ZM189 206H190V205H189ZM258 206H260V205H258ZM37 207H38V208H37ZM74 207H75V206H74ZM86 207H87V206H86ZM119 207H120V206H119ZM144 207H145V206H144ZM147 207H146V208H147ZM160 207L162 208V206H160ZM200 207H201V206H200ZM212 207H213V206H212ZM220 207H222V206H220ZM225 207H227V206H225ZM225 207H224V208H225ZM246 207H247V206H246ZM249 207H251V206H249ZM29 208L31 209V211H30ZM36 208H37V209H36ZM64 208H65V209H64ZM90 208H91V206H90ZM151 208H150V209H151ZM157 208H158V207H157ZM161 208H158V209H161ZM171 208H172V206H171ZM188 208H189V207H188ZM207 208H208V207H207ZM209 208H210V207H209ZM216 208H218V207H216ZM261 208H262V207H261ZM32 209H34V211H32ZM81 209H80V210H81ZM83 209H84V208H83ZM83 209H82V212L85 210V209H84V210H83ZM158 209H157V210H158ZM163 209L166 210L167 207H166V208H162V210H163ZM174 209H176V208L174 207ZM195 209H196V208H195ZM200 209H201V208H200ZM202 209H203V208H202ZM212 209H213V208H211V210H212ZM234 209H235V208H234ZM256 209H257V208H256ZM80 210H79V211H80ZM89 210H90V209H89ZM91 210H92V209H91ZM94 210H96V209H94ZM98 210H99V209H98ZM109 210H111V209H109ZM109 210H108V211H109ZM129 210H130V209H129ZM145 210H146V209H145ZM145 210L143 209V211H145ZM148 210H149V208H148ZM148 210H146V211H148ZM165 210H163V211H165ZM168 210H169V209H168ZM170 210H171V209H170ZM207 210H208V209H207ZM222 210H223V209H222ZM241 210H242V209H241ZM249 210H250V209H249ZM253 210H254V208H253ZM67 211H68V210H67ZM130 211H131V210H130ZM143 211H142V213H143ZM149 211H151V210H149ZM153 211H154V212H157V211H155V210H153ZM158 211H159V210H158ZM193 211H194V210H193ZM200 211H201V210H200ZM219 211H221V210H219ZM232 211H233V209H232ZM242 211H243V210H242ZM61 212H62V214H61ZM70 212H71V210H70ZM77 212H78V211H77ZM82 212H79V213H80L81 215H83ZM87 212H88V211H87ZM87 212H86V213H87ZM90 212H91V211H90ZM95 212H96V211H95ZM112 212H113V211L111 210V213H112ZM116 212H117V211L115 210V213H116ZM128 212H129V211H128ZM160 212H161V214L164 215L166 211H165L164 213H163L162 211H160ZM170 212H171V211H170ZM225 212H226V211H225ZM236 212H237V211H236ZM248 212H249V211H248ZM251 212H252V211H251ZM65 213H66V211H65ZM96 213H97V212H96ZM104 213H105V212H104ZM111 213H109V216H111V215H110ZM133 213H134V211H133ZM136 213H137V212H136ZM140 213H141V212H140ZM233 213H234V212H233ZM238 213H240V211H239ZM249 213H250V212H249ZM256 213H257V212H256ZM261 213H262V212H261ZM88 214H89V212H88ZM107 214H108V213H107ZM107 214H106V216H108ZM113 214H114V212H113ZM116 214L118 215L119 213L117 212ZM131 214H132V211H131ZM138 214H139V213H138ZM153 214H154V213H153ZM155 214H156V213H155ZM155 214H154V215H155ZM193 214H194V213H193ZM197 214H198V212H197ZM200 214H201V212H200ZM216 214H217V213H216ZM247 214H248V213H247ZM257 214H258V213H257ZM259 214H260V213H259ZM86 215H87V214H86ZM86 215H85V217H86ZM89 215H90V214H89ZM89 215H88V216H89ZM92 215H93V214H92ZM95 215H96V214H95ZM95 215L93 216V217H94V221H95ZM114 215H115V214H114ZM114 215H112L113 218H114ZM126 215H127V214H126ZM126 215H125V216H126ZM142 215H145V214H142ZM151 215H152V213H151ZM154 215H153V217H154ZM166 215H167V214H166ZM174 215H175V213H174ZM176 215H177V214H176ZM201 215H202V214H201ZM226 215H227V214H226ZM241 215H243V214H241ZM249 215H250V214H249ZM251 215H252V214H251ZM102 216H103V215H102ZM112 216H111V217H112ZM120 216H121V215H120ZM123 216H124V215H123ZM131 216H132V215H131ZM133 216H134V215H133ZM138 216H139V215H138ZM146 216H147V215H146ZM156 216L159 217V216H160V213H159V216H158V215H156ZM186 216H187V215H186ZM202 216L204 217V215H202ZM211 216H212V215H211ZM215 216H217V215H215ZM228 216H229V215H228ZM230 216H231V215H230ZM256 216H257V215H256ZM66 217H67V216H66ZM77 217H78V216H77ZM85 217H83V218L85 219ZM90 217H91V216H90ZM115 217H116V216H115ZM134 217H136V216H134ZM134 217H133V218H134ZM140 217H141V216H140ZM147 217H149L148 219H150V216H147ZM151 217H152V216H151ZM153 217H152V218H153ZM157 217H156V218H157ZM164 217L167 218V216H165V215H164ZM168 217H169V216H168ZM170 217H171V216H170ZM177 217H178V216H177ZM197 217H198V216H197ZM200 217H201V216H200ZM206 217H207V216H206ZM251 217H252V216H251ZM254 217H255V216H254ZM80 218H81V217H80ZM118 218H119V217H118ZM120 218H122V217H120ZM125 218H127V216H126ZM129 218H130V217H129ZM137 218H138V217H137ZM143 218H144V217H143ZM152 218H151V219H152ZM195 218H196V217H195ZM216 218H217V217H216ZM235 218H236V217H235ZM242 218H243V217H242ZM247 218H248V215H247ZM247 218H246V219H247ZM52 219H53V220H52ZM62 219H63V218H62ZM88 219H89V218H88ZM98 219H99V218H98ZM104 219H105V218H104ZM107 219H108V218H107ZM109 219H111V218L109 217ZM114 219H115V218H114ZM140 219H141V218H140ZM151 219H150V221H152ZM161 219H162V215H161ZM168 219H169V218H168ZM178 219H179V218H178ZM180 219H181V218H180ZM180 219H179V220H180ZM186 219H187V218H186ZM189 219H190V218H189ZM192 219H193V218H192ZM196 219H199V218H196ZM205 219H206V218H205ZM213 219H214V218H213ZM243 219H245V218H243ZM57 220L59 221V219H57ZM63 220H64V219H63ZM63 220H62V221H63ZM100 220H101V219H100ZM116 220H117V217H116ZM118 220H119V219H118ZM123 220H127V219H124V218H123ZM155 220H156V219H155ZM158 220H159V221H165L164 219H163V220L157 219V222H158ZM182 220H183V218H182ZM184 220H185V219H184ZM208 220H209V219H208ZM216 220H217V219H216ZM221 220H222V219H221ZM254 220H255V219H254ZM261 220H262V219H261ZM30 221H31V222H30ZM65 221H66V220H65ZM73 221H74V220H73ZM98 221H99V220H98ZM103 221H104V220H103ZM138 221H139V219H138ZM143 221H144V219H143ZM143 221H142V219H141V221H140L142 225H143V223H142ZM145 221H146V223H147V221H149V220H145ZM176 221H177V219H176ZM247 221H248V220H247ZM249 221H251V220H250V216H249ZM262 221L264 222V219H263ZM28 222L31 223V225H32L31 227L27 225ZM60 222H61V220H60ZM87 222H88V221H87ZM115 222H116V221H114L113 223L115 224ZM134 222H135V221H134ZM166 222L169 223V221L166 220V221H165V224H166ZM171 222H172V221H171ZM183 222H184V221H183ZM185 222H186V221H185ZM217 222H218V221H217ZM245 222H246V221H245ZM263 222H262V223H263ZM26 223H27V224H26ZM62 223H63V222H62ZM62 223H61V224H62ZM85 223H86V222H85ZM101 223H102V222H101ZM116 223H118V222H116ZM123 223H124V222H123ZM148 223H149V222H148ZM152 223H153V222H152ZM189 223H190V222H189ZM191 223H192V222H191ZM206 223H207V222H206ZM209 223H210V222H209ZM209 223H208V224H209ZM220 223H221V222H220ZM250 223H251V222H250ZM250 223H249V224H250ZM23 224H24V228H25V226H26V229H24L23 227H20V226H23ZM52 224H53V223H52ZM59 224H60V223H59ZM77 224H78V223H77ZM82 224H83V223H82ZM87 224H90V225H91L92 223H91V222H90V223H86V225H87ZM96 224H97V223H96ZM107 224H108V223H107ZM160 224H163V223L160 222ZM165 224H163V225H165ZM170 224H171V223H169L168 225H166V227H167V226H170ZM173 224H175V223L173 222ZM197 224H198V223H197ZM221 224H222V223H221ZM236 224H237V223H235V225H236ZM57 225H58V224H57ZM90 225H89V226H90ZM110 225H112V224H110ZM115 225H116V224H115ZM115 225H114V226H115ZM118 225H119V227L121 226V224H118ZM125 225L128 226V222H127V224L124 223V227H123V228H125V230H126V229H127V228H126L127 226H125ZM129 225H130V224H129ZM134 225L137 227V226L140 225V224H137V225H136V222H135ZM179 225H180V223H179ZM182 225H183V224H182ZM223 225H224V222H223ZM51 226H52V225H51ZM60 226H61V225H60ZM84 226H85V225H84ZM89 226H88V228H89ZM94 226H95V225H93L92 227H94ZM99 226L101 227V224H100ZM102 226H103V225H102ZM105 226H107V225H104L101 229L106 228ZM122 226H123V225H122ZM122 226H121V227H122ZM140 226H141V225H140ZM144 226H145V225H144ZM151 226H152V225H151ZM151 226H150V227H149V226H145L144 229H143V233H144V230L147 231L149 228H151ZM154 226H155V225H154ZM180 226H181V225H180ZM200 226H201V225H200ZM214 226H215V225H214ZM225 226H226V225H225ZM236 226H237V225H236ZM253 226H254V225H253ZM48 227H49V226H48ZM61 227H62V226H61ZM74 227H75V226H74ZM76 227H77V226H76ZM82 227H83V226H82ZM97 227H98V226H97ZM107 227H109V226H107ZM121 227H120V228H121ZM136 227H135V228H136ZM138 227H139V226H138ZM147 227H148V228H147ZM152 227H153V226H152ZM173 227H174V226H173ZM175 227H176V226H175ZM181 227H182V226H181ZM181 227H180V228H181ZM198 227H199V225H198ZM210 227H211V225H210ZM212 227H213V226H212ZM221 227H222V226H221ZM231 227H232V226H231ZM239 227H240V226H239ZM243 227H244V226H243ZM257 227H258V229H257V228H253V230H252V229L249 230V232H251V233H253V234L247 232V233H248V234H246V237H247V238H246V237H244V239L242 238V239H243V240L241 239L242 241H240V239H239V241L234 242V243H236L234 246H232V247L230 246V248H227V250H226V247H227V246H226V247L224 246V248L221 246V245H223V243H224V242H223V243L221 244V240H220V244H219V245L222 247L221 249H224V250H222V251H219V249L217 250L215 247L217 246L216 244H218V242L216 241L217 243L214 242L216 246L213 244L214 246L211 245L212 247L210 246V247H211V248H210L209 245H208V247L206 248L207 250L203 253V255L200 256V255L195 254L197 257L194 258V259L192 258L188 263L186 262L187 259L185 258L186 260L183 259L182 264H183V262H184V264H220L221 262L223 263L224 260L226 261V258H229L230 256L232 257L233 254H235V253L241 251V249H244V247H245L247 244H250V243L252 242V240H254V242H255L256 239H258V238H260V237H262V236L264 235V223H263V225H260V226L257 225ZM261 227H262L263 229H262V230H259V229H261ZM22 228H23V229H22ZM43 228H44V227H43ZM85 228H86V227H84V229H85ZM95 228H96V227H95ZM112 228H113V227H112ZM117 228H118V227H117ZM146 228H147V230H146ZM155 228H156V230H157V234H155L156 232H155V233H154V232H153V233H152V232L149 233V231H148L149 236H150V234H151V235H152V234H155V236H156V235H158V233H160V236H159V237H161V235L164 234L163 232L165 231V229H163V232H162V229H159L158 226H156ZM168 228H171V227H168ZM180 228H179V229H180ZM185 228H186V226H185ZM191 228L193 229V227H191ZM218 228H219V227H218ZM19 229H22V230L20 231ZM59 229H60V228H58V230H59ZM61 229H60V230H61ZM86 229H87V228H86ZM86 229H85V230H86ZM93 229H94V228H93ZM93 229H91V230H93ZM98 229H99V228H98ZM115 229H116V228H115ZM128 229H129V227H128ZM137 229H138V228H136V229H134V230L132 229V230L135 231V230H137ZM139 229H141V228L139 227ZM139 229H138V230H139ZM166 229H167V228H166ZM176 229H178V228L176 227ZM189 229H190V228H189ZM189 229H188L187 231H189ZM208 229H209V228H208ZM208 229H206V230H208ZM226 229H227V228H226ZM226 229H225V230H226ZM240 229H242V228L240 227ZM254 229H256L257 232H255ZM49 230H50V229H49ZM73 230H74V229H73ZM75 230H76V229H75ZM89 230H90V229H89ZM104 230H105V229H104ZM106 230H107V229H106ZM106 230H105V232H106V234H107V231H106ZM112 230H113V229H112ZM112 230L110 229V233L113 232ZM121 230H122V229H121ZM129 230H130V232L132 231L131 228H130ZM138 230H137V231H138ZM150 230L153 231V229H150ZM159 230H160V231H159ZM167 230H168V229H167ZM167 230H166V232L169 231V230H168V231H167ZM173 230H174V229H173ZM190 230H191V229H190ZM194 230H195V229H194ZM218 230H219V229H218ZM225 230H224V231H225ZM231 230H233V227L231 228ZM243 230H244V229H243ZM19 231H20V232H19ZM22 231H24V232H22ZM71 231H72V230H71ZM83 231H84V230H83ZM93 231H95V229H94ZM116 231H117V229H116ZM116 231H115V232H116ZM133 231L131 232L132 234H133ZM198 231H199V230H198ZM209 231H211V230H209ZM209 231H208V232H209ZM213 231H214V230H213ZM229 231H230V230H229ZM234 231H235V230H234ZM245 231H246V230H245ZM245 231H244V232H245ZM39 232H40V231H39ZM57 232H58V231H57ZM90 232H91V231H90ZM90 232L88 231V233H90ZM97 232H98V231H97ZM99 232H100V231H99ZM99 232H98V233H99ZM121 232H122V235H123L124 231L122 230ZM166 232H165V234H166ZM172 232H173V231H172ZM189 232H190V231H189ZM191 232H193V231H191ZM196 232H197V231H196ZM217 232H218V231H217ZM226 232H227V231H226ZM231 232H233V231H231ZM242 232H243V231H242ZM36 233H37V232H36ZM43 233H44V232H43ZM91 233H92V232H91ZM93 233H95V232H93ZM101 233L104 234L103 230L101 231ZM113 233H114V232H113ZM134 233H136V232H134ZM141 233H142V232H141ZM145 233H147V232H145ZM161 233H162V234H161ZM177 233H178V232H177ZM193 233H195V232H193ZM215 233H216V232H215ZM221 233H222V232H221ZM245 233H246V232H245ZM44 234H45V233H44ZM46 234H47V233H46ZM53 234H54V233H53ZM59 234H62V235L60 236ZM78 234H80V235H78ZM84 234H86V233H84ZM103 234H102V236H105V235H103ZM114 234H115V233H114ZM120 234H121V233H120ZM136 234H137V233H136ZM136 234H133L132 237L135 236ZM167 234H168V233H167ZM178 234H179V233H178ZM180 234L182 235V233H180ZM196 234H197V233H196ZM224 234H225V233H224ZM249 234H250V235H249ZM58 235H59L60 237H58ZM66 235H67V234H66ZM96 235H97V233H96ZM108 235H109V232H108ZM112 235H113V234H112ZM112 235H111V236H112ZM116 235H117V234H116ZM142 235L145 236V234H142ZM168 235H169V234H168ZM187 235H188V234H187ZM199 235H200V234H199ZM212 235H213V234H212ZM222 235H223V234H222ZM225 235H226V234H225ZM232 235H233V234H231V236H232ZM234 235H235V233H234ZM234 235H233V236H234ZM237 235H238V234H237ZM242 235H243V234H242ZM85 236H86V235H85ZM88 236H89V235H88ZM97 236H98V235H97ZM111 236H109V238H110ZM114 236H115V235H114ZM117 236H118V235H117ZM117 236H115V237H117ZM124 236H125V235H124ZM155 236L153 235L154 238H155ZM166 236H167V235H166ZM177 236H178V235H177ZM194 236H195V234H194ZM200 236H201V235H200ZM227 236H229V234H228ZM233 236H232V237H233ZM42 237H43V235H42ZM48 237H49V236H48ZM57 237H58V238H57ZM83 237H84V236H83ZM90 237H91V236H90ZM94 237H95V236H94ZM98 237L100 238L101 236L99 235ZM98 237H97V238H98ZM127 237H128V236H127ZM141 237H142V236H141ZM145 237H146V236H145ZM151 237H152V236H151ZM151 237H150V241L152 242L153 238H152V240H151ZM156 237H158V236H156ZM202 237H203V236H202ZM206 237H207V236H206ZM217 237H218V236H217ZM223 237L225 238L226 236H223ZM232 237H229V238H231V239H229V238H226V239H227V240L229 239V242H230V241H233L232 239H234V238H232ZM234 237H235V236H234ZM240 237H241V236H240ZM33 238H34V237H33ZM40 238H41V236H40ZM65 238H66V239H65ZM85 238H88V237H85ZM92 238H93V236H92ZM111 238L113 239L114 237L112 236ZM117 238H118V237H117ZM121 238H123V237H121V235H120V238H119V239H121ZM142 238H143V240L145 239L144 237H142ZM142 238H140V239H142ZM148 238H149V237H148ZM148 238H147V240H148ZM178 238H179V237H178ZM200 238H201V237H200ZM212 238H213V237H212ZM38 239H39V238H38ZM48 239H49V238H48ZM82 239H83V238H82ZM103 239H104V238H103ZM112 239H110V240L107 239V240H108L109 243H110V241L112 242ZM119 239H118V240H119ZM132 239H133V238H132ZM137 239H138V238H137ZM140 239H139V240H140ZM159 239H160V238H159ZM159 239H158V242H159ZM161 239H162V238H161ZM166 239H167V238H166ZM169 239H170V236H169ZM176 239H177V238H176ZM196 239H197V237H196ZM215 239H216V238H215ZM218 239H219V238H217V240H218ZM226 239H223V238H222V240H224V241H225ZM236 239H237V238H236ZM260 239H262V238H260ZM34 240H35V239H34ZM89 240H91V239H88V241H89ZM95 240H96V239H95ZM95 240H93V242H95ZM101 240H102V239H101ZM101 240L98 241L99 243H98V242H96V243L100 244V241H101ZM115 240H116V239H115ZM121 240H123V239H121ZM147 240H146V241H147ZM155 240H156V239H154V242H155ZM172 240H173V239H172ZM178 240H179V239H178ZM180 240H181V239H180ZM193 240H194V239H193ZM208 240H210V239H208ZM234 240H235V239H234ZM258 240H259V239H258ZM263 240H264V239H263ZM37 241H38V240H37ZM96 241H97V240H96ZM104 241H105V239H104ZM104 241H102L101 243H103ZM119 241H120V240H119ZM148 241H149V240H148ZM150 241H149V242H150ZM162 241H165V242H166V243H164V244H167V242H168V241H166L165 239H164V240L162 239ZM181 241H182V240H181ZM188 241H189V240H188ZM201 241H202V240H201ZM203 241H204V240H203ZM203 241H202V242H203ZM259 241H260V240H259ZM20 242H21V241H20ZM22 242H23V239H22ZM31 242H32V241H31ZM33 242H34V241H33ZM35 242H36V240H35ZM40 242H42V239H41ZM93 242H91V244H92ZM127 242H128V243H127ZM139 242H140V241H139ZM143 242H145V241H143ZM143 242H142V243H143ZM156 242H157V241H156ZM176 242H177V241H174V242L172 241L171 243H174L173 245H177V244H175ZM199 242H200V241H199ZM199 242H197V240H196V244L199 243ZM206 242H208V241H205V243H206ZM225 242H226V241H225ZM229 242H227V243H229ZM37 243H38V242H37ZM37 243H35V244H36V245H39V244H37ZM85 243H86V240H85ZM88 243H89V242H88ZM104 243L106 244V242H104ZM114 243H115V241H114ZM118 243H119V244H118ZM118 243H116V244H117V247H116V248L114 247V245H112V247H114L113 251L116 250L117 248H122V246H121V242H118ZM131 243H132V242H131ZM152 243H153V242H152ZM152 243H151V245L154 244V243H153V244H152ZM160 243H161V242H160ZM179 243H180V242H179ZM211 243H212V241H211ZM230 243H232V242H230ZM252 243H253V242H252ZM91 244H90V245H91ZM93 244H94V243H93ZM93 244H92L91 246H92V247L96 246V248L99 250V245H98V244H94V246H93ZM105 244H102V246L105 245ZM107 244H108V243H107ZM110 244H111V243H110ZM116 244H115V246H116ZM128 244H130L131 246L129 247ZM143 244H144V243H143ZM143 244H140V245H143ZM145 244H146V242H145ZM156 244H159V243H156ZM161 244L163 245V242H162ZM161 244H159V245L162 246ZM169 244H170V243H169ZM188 244H189V242H188ZM190 244L192 245V244H194V243H190ZM196 244H195V245H196ZM209 244H210V243H209ZM44 245H46V244H43L42 246H44ZM118 245H120L121 247L118 246ZM132 245H133V246H132ZM138 245H139V244H138ZM151 245H149V246H151ZM154 245H155V244H154ZM159 245H158V246H159ZM183 245H185V244H183ZM100 246H101V245H100ZM108 246H109V245H108ZM143 246H144V245H143ZM146 246H147V245H146ZM160 246H159V249H163L162 247L160 248ZM163 246H164V245H163ZM169 246H170V245H169ZM177 246H178V245H177ZM203 246H204V245H203ZM205 246H206V245H205ZM250 246H251V245H250ZM263 246H264V245H263ZM44 247H45V246H44ZM86 247H88V246H86ZM92 247H91V251L93 250ZM110 247H111V245H110ZM147 247H148V246H147ZM153 247H154V246H153ZM156 247H157V246H156ZM166 247H167V246H166ZM180 247H181V245H180ZM182 247H183V246H182ZM187 247H188V245H187ZM190 247H191V246H190ZM190 247H189V248H190ZM259 247H260V246H259ZM88 248H89V247H88ZM94 248H95V247H94ZM148 248H149V247H148ZM150 248H152V246H151ZM168 248H169V247H168ZM191 248H192V247H191ZM194 248H195V247H194ZM196 248H197V246H196ZM200 248H201V247H200ZM200 248H199V249H200ZM203 248H204V247H203ZM208 248H209V249H208ZM231 248H232V249H231ZM45 249H48V250H45ZM53 249H54V250H53ZM97 249L95 250V252L97 251ZM108 249H109V247H108ZM122 249H123V248H122ZM143 249H145V248L143 247ZM153 249H157V248L154 247ZM164 249H165V248H164ZM171 249H172V248H171ZM184 249H185V248H184ZM214 249H215V250H214ZM245 249H246V248H245ZM248 249H249V248H248ZM103 250H104V248H103ZM103 250H101V251L104 252V253H106V250H107V249H106L105 251H103ZM119 250L122 252L121 249H119ZM124 250H125V249H124ZM128 250H130V249H128ZM131 250H132V249H131ZM146 250H147V249H146ZM173 250H174V248H173ZM175 250H176V248H175ZM178 250H179V249H178ZM193 250H194V249H193ZM204 250H205V249H204ZM101 251H99V252H100V257H102V256H101ZM110 251H111V250H110ZM110 251H109V252H110ZM149 251H150V253H151V251L153 252L154 250H150V249H149ZM155 251H156V250H155ZM155 251H154V253H155ZM158 251H160V250H158ZM161 251H162V250H161ZM165 251H166V250H165ZM165 251H164V252H165ZM184 251H185V250H184ZM190 251H191V250H190ZM243 251H244V250H243ZM247 251H248V250H247ZM117 252H118V253L116 254V256L119 254V251H118V250H117ZM121 252H120V253H121ZM124 252L127 253V254H125ZM133 252H135V253H133ZM140 252H144V251H140ZM162 252H163V251H162ZM162 252H161V253H162ZM164 252H163V253H164ZM170 252H172V251L170 250ZM179 252H180V251H179ZM191 252H192V251H191ZM241 252H242V251H241ZM244 252H245V251H244ZM244 252H242V253H244ZM35 253H37V254H35ZM46 253H45V254H46ZM112 253H113V252H112ZM132 253H133V255H131ZM148 253H149V252H148ZM172 253H173V252H172ZM182 253H184V252H182ZM199 253L201 254V252H199ZM261 253H262V252H261ZM39 254H41V256L44 258V260L41 258V256H40V259H39V257H38ZM107 254H108V252H107ZM128 254H130V255H128ZM138 254L140 255V253H138ZM141 254H142V253H141ZM145 254H147V252H146ZM157 254H159V253L157 252ZM185 254H187V253H185ZM237 254H238V253H237ZM252 254H253V253H252ZM254 254H255V253H254ZM259 254H260V253H259ZM98 255H99V254H98ZM108 255H110V254H108ZM119 255H120V254H119ZM148 255H149V254H148ZM151 255H152V253H151ZM172 255H173V254H172ZM179 255H180V254H179ZM188 255H189V253H188ZM193 255H194V254H193ZM195 255H194L193 257H195ZM239 255H240V254H239ZM69 256H70L71 258H70V261H68V263H67V260H68ZM91 256H93V255H91ZM129 256H130V257H129ZM153 256L155 257V255H153ZM159 256H160V255H159ZM163 256H164V254L162 255L161 258H163ZM176 256H177V255H176ZM183 256H184V254H183ZM249 256H250V255H249ZM67 257H68V258H67ZM93 257H94V256H93ZM127 257H129L130 259H128ZM136 257H138V255H137ZM136 257H133V259L130 260V262H131V261L134 262V261H135L134 258H135L136 260L139 259V258H136ZM142 257H143V256H141V258H142ZM184 257H185V256H184ZM261 257H262V256H261ZM1 258H2V259H1ZM98 258H99V256H98ZM111 258H112L113 260H112ZM121 258H122V259H121ZM164 258H166V257H164ZM179 258H180V257H179ZM233 258H234V257H233ZM66 259H67V260H66ZM124 259H125V260H124ZM127 259H128V260H127ZM142 259H143V258H142ZM142 259H140V260H142ZM151 259H152V258H151ZM75 260H77V261H76V263H77L78 260H80V258H79V259H75ZM75 260H74V261H75ZM140 260H139V261H140ZM143 260H144V259H143ZM145 260H146V259H145ZM170 260H171V259H170ZM255 260H256V259H255ZM80 261H81V260H80ZM124 261H125V262H124ZM160 261H161V260H160ZM160 261H159V262H160ZM176 261H177V259H176ZM176 261H175V259H174V262H176ZM238 261H239V260H238ZM256 261H257V260H256ZM133 262H132V263H133ZM141 262H143V261H141ZM141 262H138V261H137V263H136V261H135L136 264H147V263H145V262H143V263H141ZM152 262H153V261H152ZM152 262H151V263H152ZM157 262H158V261H157ZM161 262H162V261H161ZM161 262H160V263H161ZM174 262H173V264H174ZM185 262H186V263H185ZM229 262H230V261H229ZM243 262H244V261H243ZM260 262H261V261H260ZM79 263H81V262H79ZM135 263H134V264H135ZM160 263H159V264H160ZM167 263H168V262H167ZM222 263H221V264H222ZM71 264H72V263H71ZM74 264H75V263H74ZM77 264H78V263H77ZM83 264H84V263H83ZM128 264H129V263H128ZM149 264H150V263H149ZM168 264H169V263H168ZM175 264H176V263H175ZM177 264H178V263H177ZM179 264H181V263H179ZM235 264H236V263H235ZM244 264H245V263H244ZM247 264H248V263H247Z\"/></svg>","mask_w":264,"mask_h":264}]
</instances>
